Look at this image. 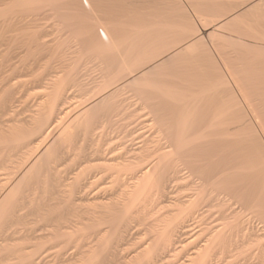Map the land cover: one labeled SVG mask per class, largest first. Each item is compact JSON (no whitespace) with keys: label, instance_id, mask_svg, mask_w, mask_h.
<instances>
[{"label":"rangeland","instance_id":"obj_1","mask_svg":"<svg viewBox=\"0 0 264 264\" xmlns=\"http://www.w3.org/2000/svg\"><path fill=\"white\" fill-rule=\"evenodd\" d=\"M3 1V2H2ZM8 1V2H7ZM16 1H18V0H11V1H9V0H0V10H2V13L4 12V14H2V15H0L1 16V18L3 17H5L6 16V18H4V19H1L0 18V22H2V23H0V26L2 25V27H0L1 28V30L2 31H0L2 34H1V45H2V47H1V50H0V64L1 63H3V65H6V66H2V65H0V89L2 90V91H0L1 93H0V103L1 102H3L6 98H8L9 99V96L11 97V95H12V98H10L11 99V103H12V107L13 108H11V109H13V111H16V112H14V113H9V115L11 114V116H14V117H11V116H9V119L7 118L8 116H4L5 118H6V120L8 119V120H11L12 118H15V117H18V116H15V114L17 113L18 114V111L20 110L21 111V109H22V111H24V114H23V112H21L23 115H24V117L22 116H20V114L21 113H19L18 115H19V118H21L20 120H23L24 118H28V117H30L31 115H32V113L36 110V103H37V100H38V97H40L39 95H42L43 94V92H44V94H45V91H46V94H49V93H51L53 90H52V87L56 84H58V82H60L61 80H66V82L64 83V81H63V83H64V85H66V86H68L69 84H75V86L74 85H69V87L70 86H72V88H70V89H68L67 88V91H66V93L68 92L69 94H66L68 97V103H67V105H66V109H67V111L69 110V111H71V112H69L68 111V113H69V115H70V113H72L73 111H75V112H73L70 116H68V113L66 114L67 115V117H66V119H65V116L66 115H63L64 117H63V119H64V121L62 122V120L61 121H59V123H57L56 125L57 126H59V127H56V125H54L53 127L54 128H52V129H49L48 130V132L46 133V135L41 139V142H42V144H40V146L38 147H36L35 149H34V147H31L29 150L31 151V149H34L35 150V152H34V150H32L31 152L28 150V149H25V152H27V154L26 153H24L25 154V156H24V154H23V152H24V150H22V151H18L19 149H16L15 148V146H12V148H11V146H9V149H10V151H11V149H13V148H15V149H13L12 150V153L15 155V154H17V155H15L16 156V158H15V156H14V160H20L21 158H19V159H17L18 157H20V155H22V156H24L25 158L28 156V154L30 153V154H33V155H35L37 158L38 157H40L39 159H37L36 158V161H34L35 163L37 162V166H36V168L35 167H33V169H34V171H32V173L28 176L29 177V180H30V182H31V180H32V184L28 181V178H25V182H23V180L22 181H20V178H21V173H17V176L15 177L16 179H14V180H12V181H9V180H7L6 181V179H5V181H4V179L2 180V179H0V185H4L5 186V184L7 185L6 186V188H4L3 186H0V199L1 198H3V197H5L4 195H6L12 188L14 189V187H15V185H17L16 186V190H17V188H20L19 187V184H21V185H23L22 186V188H20L18 191H16V190H13V193H16V195H12L11 194V196H13V199H12V197L10 196V199H7L6 200V205H5V203H3V205L0 207V220H2L3 219V221H0V227L1 226H3V225H7L8 223H10V221L12 220V218L14 217H11L12 216V214H13V210H12V208L14 207V205H16V206H18L19 207V205H18V203L19 204H21L20 205V207L21 206H24V203L25 202H27V201H29L30 203L28 204V206L26 205V203H25V205L28 207H26V206H24L25 208H26V211L24 210H21V211H23L24 212V214H23V216L25 215V213L27 214V215H29V213L31 214V215H29V217H28V222L30 223L28 226L26 225V224H24V226L27 228V229H25L24 227H22L23 225H14L15 227H10L8 230L9 231H7V234L8 235H10V236H12L13 235V233H16L15 235H14V237H11L12 239H10L9 241H6V242H3L2 244H1V248H0V264H85L86 263V261L88 260V262L86 263V264H98L97 262H99L100 260H102L101 262H99V264H109L110 262H111V264H117V263H119V264H142L143 262H144V264H146L147 263V261H150V262H148V264H157L158 262V264H191V261H189V258L191 259V257H192V259L194 260L195 259V261H196V263H197V260H198V263L197 264H264V107L262 106V105H264V102L263 101H260V100H256V97H258V99L260 98L261 99V97H264V93H263V96H261L260 97V95L262 94V92H264V11H262V10H264V0H263V2L261 3L262 5L260 6V3H259V7L257 8H254L253 10H252V8H251V6L255 3V1H257V0H153V2H152V0L150 1V0H142L144 3L143 4H141V0H140V2H139V0H138V2L137 3H135V1H128L129 2V4L130 3H134V5L136 4V5H138V3H140L139 5L141 6H139V7H136V6H134V8L132 7V8H130V6L129 7H127V6H124V10L125 11H130V12H127L128 14H131V15H128V14H126V12L124 11V12H122L121 10H120V6L122 7V4L120 5V3L118 4V5H120L119 7H118V10H116L117 8V6H116V4L117 3H115V2H117V0H113V3L115 4V6L116 7H114V4L112 3V1L111 0H106V2H108V4L107 5H105L104 7H103V9L101 8L102 6H103V4H102V6H101V3H98V1L96 0V4H94V5H96V6H99L98 8H99V10L100 11H102L103 12V15L101 16L103 19L104 18H106V16H107V18L110 20V24H108L109 23V20H107V18H106V20H105V22L103 21V20H101L102 18H100L99 19V15H100V11L97 9L96 11L99 13L98 15L96 14V16L95 17H93V16H91V15H89V19L87 18V19H85V17L87 16L86 15V11H87V9L86 8H88V7H86V6H84V5H82L83 7H86V8H83L82 6H80L79 5V7L77 6L79 3L80 4H84V2H78L77 3V1L78 0H75V2H73V0H64V2L65 3H63V0H62V2H61V0H54V2H53V0H48V2H46L47 0H19L18 2H16ZM24 3H23V2ZM27 1V2H26ZM36 1V2H35ZM50 1V2H49ZM79 1H81V0H79ZM104 1L105 0H103V3H104ZM115 1V2H114ZM7 4H5V3ZM20 2H22L23 3V7H22V5H19L20 6V8H19V6H17V3L19 4ZM26 2V3H25ZM42 2H44L43 4H42ZM52 2V3H51ZM63 3V4H61V3ZM118 2H119V0H118ZM121 3H123L122 1H120ZM147 2V3H146ZM160 2V3H159ZM243 2V3H242ZM246 2V3H245ZM251 2V3H250ZM9 3V4H8ZM14 3V4H13ZM22 3H20V4H22ZM39 3V4H38ZM56 3V4H55ZM69 5H68V4ZM94 3H95V0H94ZM151 3V4H150ZM155 3V4H154ZM242 3V4H241ZM248 4V5H245V4ZM3 4V5H2ZM25 4V5H24ZM29 4V6H27ZM36 4V5H35ZM59 4H61V5H59ZM76 4V6L74 7V5ZM106 4V3H105ZM111 4H112V6L114 7H111V10L109 11V6H111ZM145 4V5H144ZM32 5H33V7L34 6H36V7H34V9L32 8ZM38 5V6H37ZM57 5V6H56ZM59 5V6H58ZM71 5H73V7H72V9H70L71 8ZM86 5V4H85ZM131 5V4H130ZM133 5V4H132ZM4 6V7H3ZM68 6V7H67ZM107 6L109 7V8H107ZM2 7V8H1ZM31 9H30V8ZM59 7V8H58ZM125 7H126V9H125ZM146 9H145V8ZM241 7V8H240ZM244 7V8H243ZM14 8V9H13ZM22 8V9H21ZM24 8V9H23ZM69 8V9H68ZM73 8H75V9H73ZM78 8H82V10L81 11H79L80 9H78ZM135 8H137L136 9V11L134 10ZM237 8V9H236ZM249 8V9H248ZM11 9H13V10H11ZM20 9V10H19ZM29 9V10H28ZM77 9V10H76ZM108 11H106V10ZM112 9H115V10H113V11H115V13L113 12V13H111V11H112ZM122 10H123V7L121 8ZM143 9H145L144 11H146V12H144L143 11ZM157 9V10H156ZM260 9V10H259ZM9 12H8V11ZM58 10H60L59 12H58ZM66 10H67V12L68 13H66V15H64L65 14V12H66ZM73 10H75V12H73ZM85 10V11H84ZM140 11V10H142V11H140L139 13L137 12V11ZM149 10H151V11H149ZM250 10V11H249ZM252 10V11H251ZM6 11V12H5ZM12 11V12H11ZM84 11V12H83ZM118 11V12H117ZM158 11L160 12V13H162V14H158ZM217 11H222L221 13H224V14H226V15H224L223 16V14L222 15H220L219 14V12L217 13V14H214L215 12H217ZM232 11H234L233 13H231ZM262 11V12H261ZM79 12V13H78ZM90 12V11H89ZM102 12H101V14H102ZM105 12V13H104ZM148 12L150 13V15H151V17L149 16V15H147V16H145V14H148ZM152 12V13H151ZM213 12V13H212ZM225 12H227V13H225ZM230 14H229V13ZM241 12H244V13H241ZM6 13V14H5ZM83 13V14H82ZM109 13H110V15H109ZM121 13H124V15H123V17L124 16H127V17H124V19H123V17H122V15H120V16H118L119 14H121ZM136 13V14H135ZM141 13H145V14H141ZM157 13V14H156ZM210 13H212V15H211V19L209 18V14ZM69 14H72V16L71 15H69ZM74 14V15H73ZM77 14V15H76ZM88 14H91V13H88ZM106 14V15H105ZM144 17H148V18H143V19H141V20H143V24L140 22V19L139 18H141L142 16ZM153 14V15H152ZM154 14H156V15H154ZM163 14H165V16H163ZM229 14V15H228ZM238 14L241 16H238ZM243 14V15H242ZM64 15V16H63ZM86 15V16H85ZM111 15H117L118 17H120V19L117 17V16H115V17H111ZM137 15V16H136ZM139 15L141 16V17H139ZM205 17H204V16ZM213 15H217L216 17L215 16H213ZM218 15H220L221 17H222V20H220L221 18H220V16H218ZM236 15H237V17H236ZM76 16H77V21H75V19H76ZM80 16V17H79ZM135 16V17H134ZM152 16L154 17V18H156V20L154 19V18H152ZM156 16V17H155ZM203 16V17H202ZM207 16V17H206ZM14 19H13V18ZM71 17H73V18H71ZM117 17V18H116ZM128 17H130V21L131 20H133L132 22H130L128 19ZM133 19H132V18ZM161 19H160V18ZM164 19H163V18ZM216 18V19H214V18ZM234 17V18H233ZM10 20H8V19ZM151 18H152V20H151ZM201 18V19H200ZM213 18V19H212ZM238 18V19H237ZM263 18V19H262ZM13 21H12V20ZM20 19V20H19ZM23 21H22V20ZM24 19H26V20H24ZM80 19H82V20H80ZM92 19H94V21H92ZM97 20V22H96V20ZM126 19V20H125ZM136 19H138L137 21L138 22H136L135 20ZM146 19H148V20H146ZM205 19V20H204ZM210 19V23H208L207 22V20H209ZM6 20H8V21H6ZM72 22H71V21ZM101 20V21H100ZM146 20V21H145ZM191 20H192V23H190L191 22ZM214 20H217V21H214ZM219 20H220V22H219ZM225 20L227 21V23H228V25L226 24V26L227 27H225L224 28V26H219L221 23H223V22H225ZM230 20V21H229ZM263 22H262V21ZM6 23H5V22ZM21 21L23 22V23H21ZM24 21H26V22H24ZM84 21V22H83ZM106 21H108V22H106ZM116 21H118V22H116ZM120 21V22H119ZM127 21V22H126ZM157 21V23H154V22H156ZM186 21H188V22H186ZM213 21H214V25H213ZM234 21V22H233ZM12 22H14L15 24H13ZM77 22V23H76ZM80 22H81V25H80ZM83 22V23H82ZM91 22V23H90ZM138 26L137 28H136V26L134 25V23ZM148 22H150V24L148 23ZM206 22L208 23V25H206ZM217 22V23H216ZM220 24H219V23ZM232 22V23H231ZM89 23V24H88ZM98 23H100V24H98ZM146 23H148V24H146ZM151 23H152V26L155 28V29H151L152 31L153 30H156V27L158 28L153 34L152 33H150V35L149 36H152V39H149V40H152L151 42L153 43L154 42V44L152 45V46H154L153 48L154 49H157L156 47H158L160 50H161V53H160V55H161V57H160V60L159 61H157V62H155V63H152V64H154V65H146L145 67L146 68H142V67H137L139 70H137V73H135V75H134V77L136 76L137 77V80H138V82L137 83H135V82H133L136 86H137V88H135L136 86L132 83V85H131V83H130V85H128V84H126L127 82V80H133L134 79V77H129V78H125V77H127V76H125V73L124 74H121V72L125 69L126 70V68H129V67H131L132 66V64H131V62L132 61H134V59L136 58V60H135V63L136 62H138L137 64H139V61H140V59H139V57L138 56H140V57H142L143 58V56L144 55H141V54H143V53H140V55H139V53L138 54H135L134 53V55H133V53H132V51L134 52V51H137V50H129V49H127V50H129V51H126V48H124V49H122V44H124L125 45V43L127 44V42H124L123 43V41L126 39V37L128 38L130 35H133L134 37V39L133 40H135L136 39V37L139 35V32H140V34L143 32V29L142 28H144V29H146V28H148L149 30H150V26H151ZM154 23V24H153ZM181 23H187V24H189V26L187 25V24H185L186 25V27L187 28H191V27H194V29H195V25H196V27L198 28V30H197V28H196V30H192V29H188V30H190L191 31V33H192V31H193V33L195 34V38H194V40L193 41H190V42H188V43H186L185 45H184V42H183V45L182 46H172V44H174L175 45V43H177V45H178V43H180V42H176V41H174V40H178V38L176 37V38H174L175 36H176V34H177V32H178V30L180 31V29L179 28H185V25L184 24H181ZM196 23V24H195ZM204 23V24H203ZM217 25H216V24ZM10 24V25H9ZM119 24V25H118ZM121 24V25H120ZM129 24H130V26H129ZM133 24V28H132V25ZM145 24V25H144ZM156 24H157V26H156ZM190 24H191V26H190ZM14 25V26H13ZM107 25H109V26H107ZM159 25V26H158ZM205 25H206V28H205ZM211 27H210V26ZM9 26H10V28H9ZM18 26V27H17ZM86 26V27H85ZM100 29V30H98V28ZM117 26V27H116ZM139 26H140V29L142 30V32H141V30L140 29H138L139 28ZM146 26V27H145ZM147 26H149V27H147ZM162 26V29L160 28ZM209 26V27H208ZM263 26V27H262ZM5 27V28H4ZM17 29H16V28ZM104 27H106V28H110L111 29V31L112 30H114L115 28L117 29V28H120V27H122L121 29H123L122 31H121V29H115L116 31H115V33H114V31H110L111 33H108L109 31L106 29V28H104ZM124 27V28H123ZM215 27V28H214ZM4 28V29H3ZM7 28H8V30H7ZM19 28V29H18ZM86 28V29H85ZM92 28V30L93 29H96V31H94V32H92L90 29ZM102 28V29H101ZM128 28V29H127ZM160 28V29H159ZM204 28H205V30H204ZM260 28H261V30H260ZM106 29V30H105ZM126 29H127V31H129V32H127L126 31ZM135 29H137V30H140L139 32L138 31H136ZM148 29H146V30H148ZM175 29V30H174ZM176 29H177V32H176ZM216 29V30H215ZM223 29V30H222ZM10 30V31H9ZM88 31V33H87V31ZM103 30V31H102ZM121 32H124V31H126V32H124V33H121L120 34V31ZM145 30V32H144V34L147 32ZM149 30H148V33H149ZM160 30V31H159ZM171 30H172V32H171ZM174 30V31H173ZM215 30V31H214ZM108 31V32H107ZM135 31V32H134ZM189 31V32H190ZM194 31H198V32H194ZM218 31V32H217ZM256 31H258V32H256ZM261 31V33H259ZM36 32H37V35H36ZM81 32H83V33H81ZM92 32V33H91ZM107 34H106V33ZM137 32H138V35L136 36V34H137ZM151 32V31H150ZM159 32V33H158ZM205 32V33H204ZM212 32V33H211ZM213 32H214V35H213ZM222 32V33H221ZM32 33V34H31ZM105 33V34H104ZM130 33H132V34H130ZM135 35H134V34ZM148 33H146V34H148ZM161 33L164 35H161ZM173 33V34H172ZM198 33V34H197ZM201 33V34H200ZM209 33V34H208ZM35 34V35H34ZM88 35L87 37H85V35ZM90 34V35H89ZM99 34H100V36H101V38H100V36H99ZM102 34V35H101ZM109 34V35H108ZM110 34H114V37H115V35L117 34V40L115 39V38H113V35H110ZM126 36V34H127V36L125 37L124 35ZM129 34V35H128ZM143 34V35H144ZM160 34V35H159ZM166 34V35H165ZM172 34V35H171ZM193 34V35H194ZM219 34V35H218ZM257 34H259V37L257 36ZM262 34H263V38H262V40H261V38H260V36H262ZM27 35H29V37L27 36ZM98 35V36H97ZM123 35V36H122ZM153 35H154V37H153ZM170 35V36H169ZM199 35V36H198ZM92 36V37H91ZM98 38H100V39H98ZM107 37L106 39L104 38V37ZM113 38H111V37ZM120 36V37H119ZM140 36H142V34L140 35ZM139 36V37H140ZM146 36V35H145ZM157 36V37H156ZM223 36V37H222ZM257 36V39L256 40H254L255 39V37ZM88 37H89V39H88ZM143 37V36H142ZM160 37V39L158 40L157 38H159ZM165 37V38H164ZM199 39H198V38ZM25 38L27 39L28 38V40H25ZM38 38V40H36V39ZM145 38H148L147 36L145 37ZM145 38H143V39H145ZM151 38V37H150ZM154 38V39H153ZM164 38V39H163ZM168 38H170L169 40H167ZM174 38V39H173ZM204 38V39H203ZM258 38H260V39H258ZM32 39H33V41H32ZM83 39V40H82ZM93 41V42H91V40ZM96 41H95V40ZM102 39L104 40V41H102ZM123 40L121 43H119V41L120 40ZM132 39V37L131 38H129V40H127V41H129L128 42V44L129 43H131V44H129V45H126V46H129V48H131L130 46H133V45H135L136 43H134V41L133 40H131ZM140 39H141V37H140ZM142 39V40H143ZM166 39V40H165ZM203 39V40H202ZM24 40H25V42H24ZM113 40H115V42L117 43V41H118V43L117 44H119L118 45V49H120V50H123V51H119V50H116V47H114L115 45H116V43L113 41ZM131 40V41H130ZM141 40V41H142ZM148 40V39H147ZM149 40H148V42H149ZM162 40V41H161ZM197 41V44L199 43V46L196 44H193V45H195V46H197L196 48H195V46H193L192 48H191V51L188 49V47H187V44H188V46L190 45V44H192V43H194V42H196ZM259 41V43H258V41ZM22 41V42H21ZM40 41V42H39ZM109 41V42H108ZM111 41V42H110ZM132 41H133V45H132ZM138 41V39L135 41V42H137ZM156 41V42H155ZM164 41H166V43L164 42ZM180 41V40H179ZM199 41V42H198ZM201 41H202V43L203 44H206V47H205V50L203 49L204 48V46L203 45H201L202 43H201ZM30 42H32V44L30 43ZM34 42V43H33ZM49 43V45H48V43ZM96 42H98V43H95ZM140 42V41H139ZM159 42V43H158ZM23 43V44H22ZM94 43V44H93ZM102 45H101V44ZM104 43V44H103ZM108 43L110 44V46H112V48H114L113 50L112 49H110V48H108L109 47V45H108ZM115 43V44H114ZM158 43V44H157ZM190 43V44H189ZM27 44V45H26ZM113 44V45H112ZM160 44H161V46H160ZM164 44H166V45H164ZM180 44H182V43H180ZM22 47H21V46ZM31 45V46H30ZM42 45V46H41ZM80 45V46H79ZM85 47H84V46ZM88 45V49H87V46ZM94 45V46H93ZM98 45H100V46H98ZM106 45H107V48H108V50H110V51H112V52H110V51H107L105 48H106ZM168 45H170V46H172L171 48H170V46L169 47H167ZM125 46V47H126ZM162 46H165L166 47V50L162 47ZM202 46V47H201ZM18 47H21V48H18ZM29 47H30V49H29ZM40 47H41V49H40ZM124 47V46H123ZM186 47H187V49H186ZM198 47H199V49H198ZM100 48H102V50H105V51H102L101 52V50L100 51H98ZM162 48V49H161ZM174 48V49H173ZM184 48V49H183ZM207 48V49H206ZM17 49V50H16ZM20 49H21V52H20ZM27 51H26V50ZM93 50V51H91L90 52V50ZM98 49V50H97ZM169 49V50H168ZM178 49V50H177ZM180 49H183V50H180ZM194 49V50H193ZM3 50V51H2ZM16 50V51H15ZM34 50V51H33ZM42 50H43V54H42ZM114 50H116V51H114ZM125 50V51H124ZM171 50V51H170ZM179 50H180V52H182V53H179L178 54V52H179ZM187 50H189L188 52H187ZM196 50H197V53H196ZM15 51V52H14ZM24 51H26V54H25V52ZM32 51V52H31ZM85 51V52H84ZM89 51V52H88ZM158 51V50H157ZM168 51V52H167ZM193 51V52H192ZM199 51V52H198ZM18 52V53H17ZM28 52V53H27ZM30 52V53H29ZM46 52V53H45ZM89 54H88V53ZM96 54H95V53ZM105 52V53H104ZM118 52V53H117ZM121 52V54H119ZM124 52V53H123ZM125 52H127L126 54H125ZM137 52H139V51H137ZM141 52H144V54L146 55V59L148 58V56H150V55H147V53L149 54V52H145V51H141ZM165 52V53H164ZM176 52H177V54H176ZM190 53V55L189 54H184V53ZM13 53V54H12ZM50 53V54H49ZM75 55H74V54ZM85 53V54H84ZM131 53V54H130ZM163 53V54H162ZM175 54V57H173L172 55H174ZM195 53V55L194 56H192L191 54H194ZM198 53H199V55H198ZM205 53V54H204ZM2 54V55H1ZM24 54V55H23ZM31 54V55H30ZM71 54V55H70ZM99 54H102V57H101V55H100V57H98V56H95V55H99ZM104 54H108V56L106 55V56H104ZM111 54H113V55H111ZM117 54V55H116ZM118 54H119V56H118ZM124 54V55H123ZM133 57H131L130 55ZM164 54H166V55H164ZM15 57H14V56ZM21 55H22V57H21ZM38 55V56H37ZM44 55V56H43ZM55 55V56H54ZM110 55V56H109ZM130 56V59H129V57H127V56ZM178 55V56H177ZM5 57V59L4 58H2L1 59V57ZM20 56V57H19ZM46 56H49V57H46ZM59 56V57H58ZM118 56V57H117ZM163 56V57H162ZM171 56V57H170ZM9 57V58H8ZM24 57V58H23ZM62 57V59H60ZM73 57V58H72ZM74 57H76V59H78V60H75L74 59ZM122 57V58H121ZM127 57V59H125ZM135 57V58H134ZM137 57H138V61H137ZM169 57V58H168ZM173 57V58H172ZM26 58V59H25ZM29 59V61H28V59ZM34 58V59H33ZM41 58V59H40ZM50 58V59H49ZM64 58H65V60H64ZM68 58V59H67ZM72 60H71V59ZM98 58V59H97ZM114 58V59H113ZM115 58H117V60H115ZM121 58V59H123L122 61L124 62V61H126V60H128L129 59V61H126V63L124 62V64H128V65H124L123 66V63H122V61H121V59L119 60V59ZM144 58H145V56H144ZM165 58H166V60H165ZM14 59V60H13ZM37 59V60H36ZM43 59H44V61H43ZM50 60V62H48V60ZM9 60V61H8ZM23 60V61H22ZM27 60V61H26ZM33 60V61H32ZM62 60H64L65 61V63H64V61H62ZM76 61V63H78V64H73L74 63V61ZM113 60V61H112ZM114 60H115V62H114ZM119 60V61H118ZM131 60V61H130ZM163 60V61H162ZM13 63H12V62ZM35 61H37V62H35ZM70 61H72V62H70ZM107 61H109V62H107ZM112 61V62H111ZM117 61V62H116ZM162 61V62H161ZM10 62V63H9ZM18 62V63H17ZM25 62V63H24ZM46 63V64H44V63ZM70 62V63H69ZM80 62V63H79ZM129 62H130V64H131V66H130V64H129ZM21 63V64H20ZM23 63V64H22ZM28 63V64H27ZM33 63V64H32ZM51 65H50V64ZM63 63V64H62ZM105 63L108 65V63L109 64H111V66L110 65H108L107 66V68H105L106 66H105ZM119 63V64H118ZM121 63V64H120ZM157 63H159V64H157ZM163 63H164V65H163ZM10 64H11V66H10ZM31 64V65H30ZM36 65L35 66V68H34V66L33 65ZM57 64V65H56ZM62 64V65H61ZM70 64H72V65H70ZM133 64H134V62H133ZM17 65V66H16ZM23 67H22V66ZM26 65V67L24 68V66ZM56 65V66H55ZM75 65H77L76 66V69H77V67L79 66L80 67V69L78 68L77 69V71H75V70H73V71H75L74 73V76H75V79H74V76L72 75H70V72L72 71V68L73 69H75L74 67H75ZM116 65V66H115ZM123 67H122V66ZM157 65H159V66H157ZM11 68H10V67ZM13 66H15V68L13 67ZM19 66H20V68H19ZM29 66V67H28ZM30 66H32V68H33V70H32V68L30 67ZM54 66V67H53ZM63 66H64V68H63ZM69 66V67H68ZM101 66V67H100ZM115 66V67H114ZM118 66H120V67H118ZM125 66H126V68H125ZM155 66V67H154ZM157 66V67H156ZM31 68V70H29L28 68ZM59 67V68H58ZM67 67V68H66ZM111 67V69L112 70H110V69H108V68H110ZM122 67V71H120V69H118V68H121ZM152 68L151 69V71H149L150 70V68ZM160 67V69L158 70V68ZM6 68V69H5ZM13 68V69H12ZM16 68H18V70L20 71H18V70H15ZM26 68L28 69V70H26ZM61 68H63V69H61ZM68 68H70V70L68 69ZM142 68V69H141ZM154 68V69H153ZM157 68V69H156ZM9 69V70H8ZM51 69V70H50ZM53 69V70H52ZM56 69V70H55ZM67 69V70H66ZM106 69V70H105ZM107 69H108V73L110 74V76H109V74L106 72L107 71ZM114 69H116L115 71H114ZM14 72H13V71ZM22 70V71H21ZM39 70H40V72H39ZM41 70H43V71H41ZM50 70V71H49ZM64 70V71H63ZM124 70V71H125ZM152 70H155V74L157 75H155L154 74V72L152 73ZM157 70V71H156ZM15 71H17L16 73H15ZM33 73V75H32V73L30 74V77L28 76L29 75V73ZM52 71H54V72H52ZM67 71V72H66ZM70 71V72H69ZM73 71H72V73H73ZM123 71V72H124ZM140 71V72H139ZM10 74V76L12 75V79L13 78H15L16 79V81L14 82V80H10V77H9V79L7 80V81H11L12 82V84L11 83H9V82H7V86H6V82H4L6 79H7V75H9L8 73ZM26 72V73H25ZM37 72V73H36ZM47 72V73H46ZM49 72V73H48ZM51 72V73H50ZM69 72V73H68ZM78 72H80V73H78ZM104 72H106V74L104 73ZM117 72V73H116ZM140 74H139V73ZM148 73V72H151L154 76H151V75H149L150 77L148 78V75L147 74H144V73ZM3 73V74H2ZM21 73H25V75H23V76H25V78H23L22 77V75H20ZM38 73H43V74H45V76L44 77H42V75H40V74H38ZM54 73V74H53ZM65 73L66 74H69L70 76H66L65 75ZM71 73V74H72ZM78 73V74H77ZM116 75H115V74ZM120 73V74H119ZM141 73L145 76H142L141 77V79H140V77H139V75L141 76ZM150 73V74H151ZM14 74V75H13ZM16 74H18V76L16 75ZM28 74V75H27ZM36 74V75H35ZM47 74H49V75H47ZM58 74V75H57ZM108 74V76L106 77L105 75H107ZM120 76H119V75ZM128 74V72L126 73V75ZM137 74V75H136ZM179 74V75H178ZM15 75H16V77H15ZM32 75V76H31ZM50 75H52V76H50ZM62 75H64V76H62ZM78 75H80V76H78ZM114 76V78H115V76H118V78H117V80L119 79L120 80V82H118L117 80H113V77L112 76ZM121 75H124L123 77V80L125 81H123V80H121L122 79V76ZM176 75V76H175ZM14 76V77H13ZM19 76H21V77H19ZM27 76V77H26ZM39 76H40V78H39ZM50 76V77H49ZM56 76H58V77H56ZM157 78H156V77ZM222 76V77H221ZM2 77V78H1ZM3 77H5V79L3 78ZM17 77H18V79H17ZM49 77V78H48ZM55 78V79H53L52 80V78ZM77 77V78H76ZM79 77V78H78ZM100 77H102L101 79H100ZM105 79H104V78ZM138 77H139V79H138ZM20 78V79H19ZM23 80H22V79ZM38 78V80H44L45 78V80L42 82L43 83V85L42 84H40L39 86L40 87H43V89H41V90H35V92L33 93V91H31L29 94H27L28 92H25L24 90H22V88H23V85L24 84H26V83H28V81L29 80H34V81H36V79ZM48 78V79H47ZM51 78V79H50ZM110 78H112V79H110ZM131 78H133V79H131ZM147 78V79H146ZM177 78H179V80H177ZM2 79L4 80V81H2ZM28 80V81H26V80ZM59 79V80H58ZM108 79H110L109 81H108ZM151 79L152 80H154V82L153 81H151ZM221 79V80H220ZM17 80H18V82H17ZM37 80V81H38ZM82 80V81H81ZM106 80V81H105ZM113 80V81H112ZM145 80H147L149 83L151 82V85L150 84H148L149 86H146L147 85V83L148 82H146ZM159 80V81H158ZM170 81V82H168V81ZM185 80V81H184ZM223 80V81H222ZM52 82H54V83H52V84H54L53 86L52 85H50ZM58 81V82H57ZM68 81V82H67ZM78 81H80V83H83V84H78L79 82ZM97 83H96V82ZM105 81V82H104ZM110 81H112V82H110ZM115 81H116V83H115ZM141 81H143V83H144V86H143V83L141 82ZM156 81V82H155ZM161 81L163 82V83H165L166 82V85H168L169 86V89H171L172 88V85H174L175 86V84H179L180 85V83H182V82H184V83H182V87H180L179 85H177V86H173L174 87V90H172V92H173V94L179 89V88H182V89H180V90H182V91H180V90H178V94H176V99H172L171 101H166V100H164V101H162L163 103H164V105H163V107L161 106V103L162 102H159V104H158V100H160V99H153V100H150V99H148L147 101H145L146 99H147V94L146 93H148V91H147V89L148 88H150V87H152V86H156V84H157V86L159 85L160 86V83H161ZM173 81H175V83L173 82ZM5 83V87H6V89L8 88V86H9V89H12V90H8L7 92L6 91H4L5 92V94L3 93V90H4V88L2 89L1 88V86H4V83ZM14 82V83H13ZM22 82V83H21ZM77 82V83H76ZM100 84H99V83ZM108 82H110V87L108 86ZM130 82V81H129ZM141 82V83H140ZM187 82V85H190L192 88H190V86H187L185 83ZM219 82V86H221L220 87V90H216V89H218L219 87H218V85H217V83ZM2 83V84H1ZM60 83H62V82H60ZM59 83V84H60ZM67 83V84H66ZM102 83V84H101ZM103 83L106 85V87H104L103 86ZM118 83H120V84H118ZM153 83H155V84H153ZM163 83H161V87H163L164 88V86H165V84H163ZM221 83L223 84V83H225V84H223V85H225V86H222L221 85ZM9 84V85H8ZM20 84V85H19ZM128 85V86H130V87H128L127 86V88L125 87L126 85ZM141 86H140V85ZM169 84H171V85H169ZM217 86H216V85ZM256 84V85H255ZM48 85H50V86H52V87H50V86H48ZM55 85V86H56ZM80 85L82 86V88H80ZM85 85V86H84ZM87 85V86H86ZM116 85V87H112V86H115ZM139 85V86H138ZM213 85L215 86L214 88H213ZM48 86V87H47ZM79 86V87H78ZM94 86V87H93ZM107 86L109 87V88H107ZM135 86V87H134ZM168 86H166V87H168ZM186 86V87H185ZM255 86L257 87V89L259 90V92H257V89L255 88ZM45 87H47V89H45ZM49 87H50V91L48 92V89H49ZM75 87V88H74ZM90 87H91V89H90ZM99 87V88H98ZM102 87H104V89L102 88ZM112 87V88H111ZM121 87H123L124 88V93L122 92L123 90L121 89L120 91H121V93H120V91L118 92L116 89H120ZM131 87H133V88H135L136 90L138 89V87L140 88V87H148V88H146V90L145 89H143V88H140V89H138V91H135V89H133V88H131ZM171 87V88H170ZM207 87V88H206ZM210 87H212V88H210ZM218 87V88H217ZM255 89H254V88ZM18 88V89H17ZM87 88V89H86ZM100 88L101 89H103V90H100ZM129 88H131L130 90H129ZM188 88V90H190V89H192V91L190 90V92H188V90L186 91V89ZM204 88H205V90L206 91H203L204 90ZM216 88V89H215ZM227 88V89H226ZM261 88V89H260ZM17 89V90H16ZM45 89V90H44ZM74 89L76 90V89H78V90H76L75 92H74ZM81 89H83V90H81ZM84 89H86V90H84ZM94 89V90H93ZM96 89V90H95ZM107 89V90H106ZM125 89H126V91H125ZM134 91H133V90ZM211 89H215L216 91H218L217 93H216V91L215 90H212V95L211 94H209V95H205V94H203V96H207L206 97V100L207 101H205L204 99H205V97H202V95H200V94H202V92H207V90H208V92L210 93L211 91H209V90H211ZM223 89V90H222ZM22 90V91H21ZM71 90V91H70ZM81 90V91H80ZM89 90V91H88ZM100 90V91H99ZM114 90H115V92H114ZM127 90H128V92H127ZM145 90V91H144ZM193 90H194V93H192L193 92ZM241 90H244V91H241ZM256 90V91H255ZM263 90V91H262ZM15 91V92H14ZM36 91H37V93H36ZM41 91V92H40ZM43 91V92H42ZM78 91V92H77ZM116 91L118 92V95L117 94H115L116 93ZM147 91V92H146ZM179 91L180 92H182V93H180L179 94ZM183 91H186V93L185 92H183ZM197 91H200V92H197ZM214 91V92H213ZM219 91H223V93H221V92H219ZM256 93V95L255 94H253L254 92ZM14 92V93H13ZM19 92H20V94H19ZM25 92V93H24ZM39 92V93H38ZM48 92V93H47ZM72 92H74V93H72ZM97 92H99L98 93V98H96V96L95 95H97ZM113 92H114V94L116 95V96H113ZM127 92V93H126ZM133 94H132V93ZM142 92H146L145 94H146V97H145V95H144V97L142 96L143 94H142ZM253 92V93H252ZM12 93V94H11ZM32 93H33V95H32ZM88 93H90L89 95H88ZM100 93H101V95H100ZM103 93V94H102ZM137 93V94H136ZM183 93H185V95H183ZM190 93V94H189ZM216 95H215V94ZM221 93V94H220ZM258 93H260V95L258 94ZM24 96H23V95ZM34 94H36L35 96H34ZM39 94V95H38ZM87 94V95H86ZM108 94V95H107ZM119 94H121V96H119ZM128 94V95H127ZM193 94V95H192ZM247 94V95H246ZM252 95L253 94V96H250V95ZM259 96H258V95ZM22 95V96H21ZM91 95H92V97H94V98H92L91 97ZM122 95H124V96H122ZM127 95V96H126ZM132 97H131V96ZM134 95H137L138 96V98H136V96H134ZM183 95V96H182ZM186 95H189V97L188 96H186ZM196 95H200L201 97H200V101L199 100H197V103H196V99H197V97H196ZM214 95H215V99H216V101H217V103H216V101L214 100ZM223 95V96H222ZM255 95V96H254ZM33 97V99H31L32 97ZM38 96V97H37ZM75 96V97H74ZM80 96V97H79ZM85 97V99H82V98H84ZM110 96V97H109ZM128 96H129V98H128ZM141 97V100L139 99L140 97ZM179 96H180V98H179ZM191 96V97H190ZM193 96V97H192ZM194 96L196 97V98H194ZM208 96H211V97H208ZM216 96H218L217 98L219 99V98H221V99H219V100H217V98H216ZM221 96V97H220ZM245 96H249V97H245ZM20 97V98H19ZM22 97V98H21ZM79 97V98H78ZM102 97H104V98H102ZM115 97H118L117 99L115 98ZM123 97H124V99H123ZM126 97V98H125ZM133 97H135V98H133ZM186 97V98H185ZM232 97V98H231ZM235 97V98H234ZM255 98V100L256 101H254V98ZM27 100H25V99ZM72 98V99H71ZM87 98V99H86ZM107 98H109V100L107 99ZM112 98H113V100H112ZM131 98V99H130ZM178 98V99H177ZM183 98H184V100L186 99H188V98H190V99H188V101H190V102H188V103H185L186 102V100L184 101L183 100ZM198 98H199V96H198ZM204 98V99H203ZM211 98H213V100H214V102L215 103H213V107H211L210 106V104H211V102L209 101V99L211 100ZM253 98V99H252ZM12 99H14V101L12 100ZM16 99H18V100H16ZM20 99H22V101L20 100ZM30 99H31V102H30ZM122 99V100H121ZM127 99H129V101L127 100ZM193 99V100H192ZM237 99V100H236ZM264 99V98H263ZM16 100V101H15ZM86 100H88L87 102H86ZM91 100V101H90ZM93 100V101H92ZM95 100V101H94ZM98 100V101H97ZM105 100V101H104ZM107 100H108V104H107ZM118 100V101H117ZM128 101L127 103H126V101ZM137 100V102H135ZM155 100H157V101H155ZM173 100L175 101V102H173ZM183 100V101H182ZM213 100H212V102H213ZM221 100V101H220ZM23 101H25V102H23ZM36 101V102H35ZM97 101V102H96ZM113 103H112V102ZM142 101H144L143 103H142ZM152 101V102H151ZM153 101H155V102H153ZM180 101H182V103L184 104V106H183V104L182 103H178V102H180ZM199 101V102H198ZM203 101H205V103L206 102H209L210 104H207L206 103V110H204V108H202V107H205V104H204V102ZM219 101L220 102H222V104L220 103L219 104ZM14 102V103H13ZM19 102H21V103H19ZM71 102V103H70ZM101 102H102V104H101ZM111 102V103H110ZM114 102H117V105H116V103H114ZM121 102V103H120ZM130 102H132V107L131 106H129V103ZM165 102H167L166 104H165ZM204 104H202V103ZM247 102H251V104L250 105H253V103H254V105H253V107L256 109V107H257V111L256 112H258V113H256V114H258V116H259V118H257L255 115L256 114H254V110L253 109H251L252 107L250 106V105H248L249 103H247ZM11 103H10V106H11ZM22 103H24V104H22ZM30 103H31V106H32V108H31V106H30ZM76 103V106L74 105ZM124 103H126L125 105H127L128 104V106H125L124 105ZM171 103H174V104H177V107L176 106H174L173 104H171ZM196 105V106H193L194 104ZM233 103V104H232ZM19 104H21L20 106H19ZM27 104V105H26ZM35 105V108H33L34 107V105ZM69 104V105H68ZM73 104V105H72ZM83 106H82V105ZM106 104V105H105ZM109 104H110V106H109ZM146 104V105H145ZM158 104V105H157ZM180 104V105H179ZM188 104V105H187ZM190 104V105H189ZM193 104V105H192ZM200 104V105H199ZM215 104V105H214ZM229 104H230V106H233V108L231 107V109H232V111L231 110H229L228 112H226V110H227V108L228 107H230L229 106ZM234 104H236L235 106H234ZM23 105V106H22ZM72 105V106H71ZM108 105V106H107ZM112 105H114V106H112ZM130 105H131V103H130ZM142 105H143V107H142ZM144 105H145V107H144ZM191 105H192V107H191ZM199 105V108L201 107L205 112H207L208 110H210L209 112H211V113H205V115H207L208 116V118H206L205 117V115L202 113L203 111H202V109L200 110V109H198L197 108V106ZM212 105V104H211ZM218 105V107H216V108H218V109H216L215 108V106H217ZM238 105V106H237ZM255 105H257L256 107H255ZM30 107L29 109L28 108H26V107ZM77 106H79V107H77ZM96 106H98V108L96 107ZM110 107V108H107V110H104V109H106V107ZM112 106V107H111ZM153 106H155V107H153ZM158 106H159V108H158ZM180 106V107H179ZM187 106V107H186ZM208 106H210V108H208ZM228 106V107H227ZM240 106H242V107H240ZM17 107L19 108V109H17ZM22 107H24V108H22ZM73 108V110H72V108ZM82 107V108H81ZM85 107V108H84ZM90 107V108H89ZM94 107H96L97 109H95ZM103 107H105V108H103ZM124 107V108H123ZM129 107V108H128ZM141 107V108H140ZM168 107V108H167ZM183 107V108H182ZM192 109H191V108ZM196 107V108H195ZM227 107V108H226ZM235 107H236V109L237 110H235V111H239L240 112V109L239 108H241V112L238 114L237 112H234V109H235ZM239 107V108H238ZM243 107H244V109H245V111H244V109H243ZM21 108V109H20ZM69 108H71V109H69ZM77 108V109H76ZM92 108H94V111H96V113L95 112H91V110H92ZM114 108H116L115 110H114ZM122 108V109H121ZM128 108V109H127ZM135 108V109H134ZM146 108H148V109H146ZM163 108V109H162ZM166 108V109H165ZM173 108V109H172ZM177 108V109H176ZM180 108V109H179ZM15 109V110H14ZM27 109V110H26ZM80 109V110H79ZM81 109H83L82 111H81ZM100 109H103L102 111H105L104 112V114H103V112L100 110ZM108 109H110V110H108ZM120 109H121V111L123 112H121L120 111ZM125 109V110H124ZM141 109V110H140ZM151 109V110H150ZM154 109V110H153ZM172 109V110H171ZM183 109V110H182ZM185 109V110H184ZM188 109V110H187ZM191 109V110H190ZM194 109H195V114H194ZM222 109H223V111H222ZM229 109V108H228ZM33 111V112H28V111ZM131 110V111H130ZM133 110V111H132ZM143 110H145L146 112V114H148V115H146L145 113H144V111ZM148 110V111H147ZM156 110H157V112H156ZM180 110H182V111H180ZM250 110H252V111H254V112H251ZM19 111V112H20ZM84 111V112H83ZM87 111H89V112H87ZM108 111H111V112H108ZM114 111V112H113ZM126 111V112H125ZM130 111V112H129ZM135 111V112H134ZM137 111V112H136ZM141 111H143V113L141 112ZM153 111V113H151V114H149V112H152ZM168 111V112H167ZM177 111V112H176ZM178 111L179 112H182V113H180V114H182V115H180L179 113H178ZM187 111H188V113H187ZM190 111V112H189ZM197 111V112H196ZM221 111L223 112L222 114H221ZM231 111V112H230ZM28 112V113H27ZM79 112V113H78ZM83 112V113H82ZM86 112H87V115L88 116H86L85 114H86ZM101 112H102V115H101ZM106 112H107V115H106ZM113 112V113H112ZM128 112V113H127ZM154 112L158 115V117H157V115L156 114H154ZM158 112H160V113H158ZM163 112H165V113H163ZM166 112H167V114H166ZM173 112V113H172ZM186 112V113H185ZM191 112H193V113H191ZM200 112V113H199ZM26 113V114H25ZM82 113V114H81ZM114 113H115V116H114ZM116 113H118V114H116ZM136 113V114H135ZM138 113V114H137ZM169 113V114H168ZM172 113V114H171ZM185 113V115L183 116V114ZM191 115H190V114ZM199 113V114H198ZM204 115L203 116V118H204V120H205V123L206 124H208V125H203L202 126V122H204V120H202V114ZM235 113H237L236 115H233V114H235ZM246 113V114H245ZM254 114V116H253V114ZM78 114V115H77ZM82 116H81V115ZM98 114V115H97ZM100 114V115H99ZM120 114V115H119ZM125 116L126 117V119L125 118H123V116ZM131 114V115H130ZM141 114V115H140ZM153 114V115H152ZM160 114H162L161 116H160ZM164 114V115H163ZM187 114H189L191 117H192V119H191V117L190 116H188ZM194 114V115H193ZM221 114V115H220ZM248 114V115H247ZM250 114V115H249ZM77 117H76V116ZM81 116V118H80V116ZM84 115V116H83ZM95 115L97 116V117H95ZM127 115V116H126ZM129 115H130V117H129ZM145 115V116H144ZM152 115V116H151ZM166 115H168V116H170V117H167ZM177 115H179V118H180V120H178V116ZM198 115H201V116H198ZM245 116V117H242L241 118V116ZM26 116V117H25ZM73 116V117H72ZM75 116V117H74ZM100 118H99V117ZM101 116H103V117H101ZM119 116V117H118ZM132 116V117H131ZM134 116H136V117H134ZM141 116V117H140ZM147 116V120L144 118V117H146ZM175 117V119H174V117ZM185 116L187 117V118H185ZM196 116V117H195ZM197 116L199 117V118H201V122H200V119H197ZM213 116H214V118H213ZM2 118V119H4L5 120V118ZM10 117H11V119H10ZM82 117L84 118V119H82ZM89 117V119L92 121V118H96V119H93V121H92V124H89V123H91V121L89 120V122L87 121L88 118ZM117 117V118H116ZM140 117V118H139ZM152 117V118H151ZM160 117H161V120H160V122L158 121L159 119H160ZM167 119H166V118ZM216 117H217V119H216ZM221 117H223V118H221ZM18 118V119H19ZM23 118V119H22ZM97 118H99V119H97ZM129 118H131V119H129ZM151 118V119H150ZM153 118H156V119H153ZM157 118H159V119H157ZM162 118L165 120V121H163L162 120ZM185 118V119H184ZM17 118H15V121H14V123L18 120H16ZM73 119V120H72ZM85 119H86V121H85ZM150 119V120H149ZM170 119V120H169ZM177 119V120H176ZM191 119V120H190ZM197 119V120H196ZM208 119V120H207ZM216 119V120H215ZM220 119V120H219ZM243 119L245 120V121H243ZM14 120V119H13ZM19 120V121H20ZM76 120V121H75ZM85 122H84V121ZM96 120H97V122H96ZM103 122H102V121ZM158 121L157 123L156 122H154V121ZM185 120V121H184ZM187 120V121H186ZM67 121V122H66ZM72 121V122H71ZM83 121V122H82ZM95 121V122H94ZM163 123H162V122ZM166 121H167V123H166ZM169 121H171V122H169ZM175 121L177 122V124L175 125ZM182 121H184V122H182ZM195 121V122H194ZM199 121V122H198ZM208 121V122H207ZM216 121V122H215ZM246 121H249L248 122V124H247V122ZM68 122H70L71 124L72 123H74V125H70V123H68ZM102 124H101V123ZM152 122H154V123H152ZM178 122L180 123V122H182V123H180V124H178ZM186 122H188L187 124H186ZM194 122V123H193ZM197 122L199 123V125L197 124ZM242 122V123H241ZM245 122H246V124L247 125H245ZM250 122H251V125H250ZM16 123H18V122H16ZM78 123V124H77ZM82 123V125H80ZM165 123V124H164ZM171 123V124H170ZM173 123V124H172ZM197 124V126L199 127L200 125V130H199V133L201 134V135H204V136H206V137H204V138H202V139H204L205 141H206V143H207V140H208V144H210V146H213V144H215V146H217V148H218V150L216 149V150H214L216 147L215 146H213V147H209V145H208V147H209V150L208 149H204V148H202L203 147V144H204V146H206L207 144L203 141V140H199V138H201L200 136V134L199 133H196V131L198 130L196 127V124ZM201 123V124H200ZM204 123V124H205ZM214 123V124H213ZM215 123H217V124H215ZM242 125H241V124ZM61 126H60V125ZM69 125V127L67 128L65 125ZM95 124V125H94ZM158 124H161L163 127H161L160 128V126L161 125H158ZM182 124H186L185 126L184 125H182ZM192 124V125H191ZM195 124V125H194ZM214 126H213V125ZM263 124V125H262ZM67 125V126H68ZM87 125H89V126H87ZM94 127H93V126ZM153 125H156V126H153ZM166 125V126H165ZM173 125V126H172ZM179 125H182V127H179ZM191 125V127H193L194 129H196V130H193V128H192V130L190 131V127L189 126ZM245 125V126H244ZM250 125V128L249 127H247V126H249ZM85 126L86 127H88L87 128V130L86 129H84L85 128ZM92 126V127H91ZM158 126H159V130H158ZM170 126H172L170 129L168 128V127H170ZM175 126V127H174ZM184 126V127H183ZM195 126V127H194ZM213 126V127H212ZM263 126V127H262ZM62 127H63V129H62ZM74 127V128H73ZM89 127H91L92 128V130L89 128ZM168 129H167V128ZM179 127V128H178ZM188 127V128H187ZM203 127V128H202ZM211 127V128H210ZM238 127H240V129H238ZM64 128H66V129H64ZM73 128V129H72ZM79 128V129H78ZM80 128H81V131H80ZM164 128V129H163ZM69 129V130H68ZM172 129H174V130H172ZM177 129V130H176ZM179 129L180 130H182V131H179ZM189 129V130H188ZM233 129V130H232ZM63 130H65V131H63ZM75 132H74V131ZM89 130V131H88ZM94 130H96V132L94 133ZM162 130V131H161ZM176 131V132H172V134H171V132L170 131ZM185 130H186V134H185ZM210 130H214V131H210ZM59 131V132H58ZM63 131V132H62ZM67 131V132H66ZM79 131H80V134H79ZM84 131V132H83ZM156 131H161L159 134H158V132H156ZM167 131V132H166ZM187 131H190V132H187ZM201 131V132H200ZM208 131V133H206ZM50 132H51V134H50ZM66 132V133H65ZM71 132H73V133H71ZM89 132V133H88ZM156 132V133H155ZM164 132V133H163ZM169 132H170V135H168L169 134ZM213 132L215 133V135L213 134ZM218 132V134H216ZM220 132V133H219ZM63 133H65V134H63ZM69 133V134H68ZM83 133V134H82ZM94 133V134H93ZM166 133H168L167 134V136L165 137V136H162L163 134L164 135H166ZM176 133V134H175ZM192 133V134H191ZM69 136V138H68V136ZM162 134V135H161ZM180 134H182V135H184V136H182V135H180ZM187 134H189V135H187ZM190 134H191V136H190ZM250 134V135H249ZM60 135H62V137L60 136ZM74 135V137H72ZM86 135H87V137H86ZM92 135H94V136H96V137H92V139L90 140V138H91V136ZM178 136L179 135V137H175V136ZM195 135H200L199 136V138H198V136H195ZM248 135L249 136H251L250 138L248 137ZM259 135V136H258ZM59 136V137H58ZM66 136V139L65 138H63V137H65ZM82 136H84L83 138H81L80 139V137H82ZM174 136V137H173ZM187 136H190L191 138H193V141H191L190 139L188 140L189 142H191V144L193 143V142H195V141H197V140H199V142L200 143H198V145L196 144L195 145V143L194 144H190V143H188L187 141H185V140H187L188 138H190V137H187ZM209 136H211V137H209ZM255 136H258V137H256V139H258V141L254 138ZM87 138V139H85V140H87V142H88V144H87V142H85V140H83L84 138ZM164 137L166 138V139H164ZM169 137H173V140L172 139H170ZM187 137V138H186ZM253 137V139L252 140H250L251 138ZM261 137V138H260ZM60 138L61 139H63V140H60ZM73 140H71V139ZM89 138V139H88ZM94 138V139H93ZM177 138V139H176ZM179 138V139H178ZM186 138V139H185ZM212 139V140H210L209 141V139ZM45 139H47V140H45ZM66 141H65V140ZM79 139V140H78ZM182 139H184V140H182ZM207 139V140H206ZM53 140V141H52ZM68 140H69V142H68ZM83 140V141H82ZM167 140V141H166ZM170 140H172L171 142H170ZM175 140H176V142H175ZM214 140V142L212 143V141ZM44 141V142H43ZM47 141V142H46ZM59 141H61V143L63 144H59ZM78 141H79V144L81 143L82 144V142H83V146L82 145H79V144H77L78 143ZM182 141H185V143H188L187 145H189L190 144V146H192L193 147V145H195V147H193V148H195L193 151L191 150V149H193V148H191L190 146H187L188 148H190L189 150L187 149H184V148H187L186 147V144L184 143H182L183 144V146H184V148L183 147H180V146H182V145H180L179 146V142H182ZM201 141H202V143H201ZM257 141V142H256ZM46 142V143H45ZM63 142H67L66 144L65 143H63ZM168 142L170 143V145L168 144ZM175 144V143H177V147L179 148V149H182V152H180L179 153V151L177 150V148L175 147L176 146V144L174 145L173 143ZM6 144L7 142H5V141H3V139H2V141H0V145L1 144ZM43 143L45 144L43 147L41 146V145H43ZM70 143H75L74 145H72V144H70ZM85 143V144H84ZM167 143V144H166ZM3 144L1 145L2 147H0V149H2L0 152H1V154H2V152H3V148H5V145H4V147H3ZM53 144H54V146H53ZM65 144V145H64ZM77 144V145H76ZM93 144V145H92ZM199 144H202V147H200L199 146ZM8 145H14V144H12V143H8L6 146H8ZM88 145V146H87ZM167 145V146H166ZM168 145H169V147H168ZM171 145L173 146L174 145V147H175V149H174V147H171ZM49 146V147H48ZM56 146L58 147V149L56 148ZM66 146V147H65ZM70 146V147H69ZM74 148H73V147ZM81 146V147H80ZM85 146V147H84ZM198 146V148H196ZM219 146V147H218ZM55 148V150H54V148ZM60 147H61V149H60ZM83 147V148H82ZM90 147H93V148H91V149H93V150H88V148H90ZM164 147V148H163ZM199 147H200V152H199ZM208 147H205V148H208ZM40 148V149H39ZM64 148V149H63ZM87 150H86V149ZM161 148V149H160ZM169 150H168V149ZM170 148L173 150V152H174V156L171 158V156L169 155V154H173V153H171V151H170ZM202 148V149H201ZM212 148H214V149H212ZM9 149H7L8 151H9ZM37 149V150H36ZM66 149V150H65ZM79 149V150H78ZM82 149H85V151H84V153H85V155H84V153H81V151H82ZM98 149H100V150H98ZM146 149V150H145ZM197 149V150H196ZM210 149H212L213 151L212 152H214V154L212 153V152H210L209 154V156L208 155H205V154H207L206 152L207 151H210ZM222 151H221V150ZM7 150H4L6 153L3 155V157H5V156H12V155H10V154H12L10 151V153L7 151ZM47 150V154L44 152V151H46ZM60 150H62V151H60ZM67 150H69L68 152H67ZM70 150H72V151H70ZM94 150H96V151H94ZM101 150H103V152L101 151ZM144 150H145V152H144ZM155 150H157V151H154ZM168 150V151H167ZM176 150H177V154L175 153L176 152ZM183 150H185V151H183ZM195 150H196V152H195ZM203 150V151H202ZM206 152H205V151ZM219 150H220V153H219ZM19 152V153H15V152ZM51 151L54 153V154H56L55 156H53L52 155V153H51ZM77 151V152H76ZM78 151H79V154H78ZM91 151H92V153H91ZM94 151V152H93ZM101 152V154H100V152ZM143 151V152H142ZM147 151V152H146ZM149 151V152H148ZM160 153H159V152ZM163 151V152H162ZM187 151V152H186ZM197 151H198V153H197ZM202 151V152H201ZM217 151V152H216ZM44 154H43V153ZM57 152V153H56ZM61 152V153H60ZM63 152V153H62ZM65 152V153H64ZM71 152V153H70ZM168 152V153H167ZM184 152H186V154L184 153ZM192 152H195V153H192ZM4 153V152H3ZM9 153V154H8ZM22 153V154H21ZM35 153V154H34ZM42 153V154H41ZM50 153H51V158H47V157H50ZM76 153V154H75ZM91 155H90V154ZM96 153H97V155H96ZM103 153V154H102ZM139 153V155H137ZM145 153H147V155L145 154ZM167 153V154H166ZM188 153H190V156H188ZM192 153V154H191ZM205 153V154H204ZM218 153V154H217ZM0 154V155H1ZM8 154V155H7ZM29 154V155H30ZM40 154H41V156H40ZM59 154H60V156H59ZM67 154V155H66ZM71 156H70V155ZM86 154H88L89 155V157H88V155H86ZM92 154H94V155H92ZM135 154V155H134ZM157 154V155H156ZM158 154H160V155H158ZM163 154H165V155H167V158H168V156H170V158H168V160H167V158H166V156L165 155H163ZM180 154H182V155H180ZM183 154H184V157H183ZM196 154V156H195V159L196 160H192V159H194V155ZM205 156H204V155ZM19 155V156H18ZM33 155H31V156H33ZM42 155H46L45 157L44 156H42ZM62 155H64V156H62ZM84 156V157H80V156ZM137 155V156H136ZM148 155H150V156H148ZM178 155L179 156H182V157H178ZM188 156V158L190 157V159H188L187 158V156ZM193 155V156H192ZM199 155V156H198ZM202 157H201V156ZM222 157H221V156ZM35 156H33V157H35ZM67 156V157H66ZM78 156H79V158H78ZM91 156V157H90ZM96 156L97 157H99V158H96ZM143 158V159H141V157ZM145 156H146V158H145ZM158 156H161L160 158H162V159H160L161 161H163L164 160V164H169V162H170V164H171V161L172 160H170V159H173V161L175 162L174 164H178V165H176V166H179V167H182V169H179V167H178V169H174V167H176V166H172V165H174L173 164V161H172V164H171V166L170 165H168V166H166L163 170H165V172H161V175L163 176V174L162 173H164V176L163 177H165V179L162 177V183H163V186H164V184H165V188H168V190L172 193V191H173V193L171 194V198L172 199H167V204H166V202H165V200H163V198L161 197L160 198V195H161V192L159 193L158 192V194H160V195H158V194H156L155 193V191L154 192H152L151 194H149V195H151V196H149L147 199H148V202H146V200L145 201H137V202H139V205H138V203H136V202H133V198H132V196H131V201H129V198H128V196L126 195L127 193H129V192H131L132 190L131 189H129V187H125V189L124 188H122L121 189V187L123 186L122 184V180L121 179H123V180H127V183H129V185H130V183H131V178H129V177H131L132 175L131 174H133L132 172H134V171H132L131 172V170L133 169L134 170V166H136V165H134L133 167L134 168H132V169H129L128 170V168L126 169L128 172H131V174L129 173L128 175H129V177L127 176V174L125 175L126 177H128V178H126V177H124V175L122 174V173H125V171H123L121 174V176H123L122 178H120V181L119 182H121L120 184L119 183H117V182H115V186L113 187L111 184H113L112 183V181H111V179H110V181H109V176L107 177V176H105L106 174H107V172H108V174H110L111 173V170L110 169H108V167H104V166H106V165H104V164H137V163H139V165H137V168H138V166L139 167H143V166H141V165H145L144 166V168L146 167L147 168V166L148 167H151V165L152 164H163V162H161V161H159V159L157 158ZM64 157H66L65 159H64ZM74 157V158H73ZM75 157H76V159H75ZM93 157V158H92ZM103 157V158H102ZM136 159H135V158ZM139 157V158H138ZM151 157V158H150ZM174 157L177 159V158H179L180 159V162L178 161L179 159H174ZM191 157H192V159H191ZM200 157V158H199ZM207 157H208V159H207ZM220 157V159H218ZM23 158V157H22ZM72 158V159H71ZM82 160H81V159ZM86 158H88V159H86ZM149 158L151 159V160H149ZM164 158V159H163ZM197 158H199L198 160H197ZM202 158L203 159H205V160H202ZM41 159V160H40ZM48 159H50L49 160V163L47 164V161H48ZM67 159V160H66ZM71 159V160H70ZM92 159V160H91ZM94 159H99V161H96V160H94ZM109 159V160H108ZM113 159V160H112ZM126 159V161H124ZM134 159H135V161H134ZM165 159H166V162H165ZM187 159V160H186ZM201 159V160H200ZM42 160H45L44 162L42 161ZM61 160H63V163L62 162H59V161H61ZM65 160V161H64ZM77 161V162H75V161ZM91 162V164H92V166H93V163H95L96 165H97V167L98 168H96L95 166H91L90 167V162ZM93 160H94V162H93ZM131 160V161H130ZM139 160V161H138ZM155 160V161H154ZM190 161V166L192 167H189V165L187 164V163H189V161ZM213 160H214V162H213ZM218 160V163H220V164H218L217 162H215V161H217ZM42 161L44 164H45V166H46V164H47V166L50 168V169H48V167H46L45 168V166H43L44 164L41 162ZM54 161H55V164H53L54 163ZM57 161V162H56ZM83 161V162H82ZM85 161H87V162H85ZM107 161V162H106ZM108 161H110V162H108ZM112 161V162H111ZM124 161V162H123ZM143 161H145L146 163L144 164V162ZM186 163H185V162ZM220 161H222V162H220ZM39 162V163H38ZM50 162H51V166H50ZM53 162V163H52ZM68 162L69 163H71V164H69L68 165ZM73 162H75V165L74 166H72L74 163ZM78 162H80V164L78 163ZM96 162H98L99 164H101V165H99V164H97ZM133 162V163H132ZM178 162V163H177ZM183 162V163H182ZM196 162V163H195ZM201 162V163H200ZM205 162V163H204ZM212 162V164H214L213 166H210V163ZM34 163V164H35ZM59 163V164H58ZM66 163V164H65ZM104 163V164H103ZM141 163V164H140ZM199 164L200 163V165L201 166H203L202 164H205V169H206V165L208 164V166H209V168L207 167V169H206V171H210L211 169H212V171L210 172V175L208 176L207 175V173L208 172H206L205 174L207 175V177H205V179H204V182L203 181H201V180H203L202 179V177H203V171L205 170L204 168H203V170H201V168H200V170L202 171V175H201V172H197L196 170H198L199 168H197L196 169V167L194 168L193 166V164ZM217 163V164H216ZM57 164V165H56ZM78 164V165H77ZM88 164V165H87ZM148 164H150V165H148ZM182 165V166H180V165ZM186 164V165H185ZM226 165V164H228L229 165V168H231V164H233V167L234 166H237V168H238V170L237 171H235V173H240L239 174V176L236 174H233V175H235L233 178L232 177H230V178H232L230 181H233V182H230L229 180V184L230 185H228L227 184V186H226V188L223 186V187H220L219 185H224L223 184V181H221V182H217V184H218V186H219V188L221 189V192H220V189L219 188H216L215 186H217V184L215 183V182H213V183H211L212 182V180L214 181L215 180V178H213V172L214 171H216V172H214V174H216V175H214L215 177L216 176H220V174H223L224 173V175H225V172H227V169H226V167L225 168H223L222 167V165ZM240 164H242V165H240ZM39 165V166H38ZM42 165V166H41ZM53 165H55V166H58V167H56L55 168V166H53ZM64 165H66L67 167L69 166V168H67L66 166H64ZM85 165V166H84ZM104 165V166H103ZM183 165H185V167L187 168V166H188V168L186 169H184V166ZM247 166V167H243V166ZM252 165V166H251ZM0 166H1V164H0ZM35 166V165H34ZM72 166V167H71ZM77 166H78V168H77ZM82 166H84V167H82ZM102 166V167H101ZM197 166V165H196ZM219 166V167H218ZM241 166H242V168H241ZM248 166H250V167H248ZM255 167V169H254V167ZM44 167V168H43ZM66 167V168H65ZM101 167V168H100ZM198 167H200V166H198ZM214 167L219 171H217V170H214ZM222 167V168H221ZM252 167V168H251ZM39 168V169H38ZM53 168V170L54 169H56V171L54 170H51ZM61 168V169H60ZM63 168V169H62ZM80 168V169H79ZM83 168V169H82ZM89 168H90V171H89ZM137 168H135V169H137ZM141 168H139V169H141ZM177 168V167H176ZM189 168H191L190 169V171H192V172H189ZM194 168V169H193ZM243 168H245V170L243 169ZM3 170V172L2 173H4V172H6L7 173V171H4V169L2 168V166L0 167V170ZM32 169V170H33ZM43 169V170H42ZM45 169V170H44ZM47 169V170H46ZM59 169V170H58ZM65 169H67L66 171H65ZM72 169H76V170H72ZM78 169V170H77ZM85 169H88V170H86L87 172L85 173ZM125 168H123V170H124ZM172 170L173 169V171H172V174L170 173V172H168L169 170ZM193 169V170H192ZM196 169V170H195ZM225 169V172H223V170ZM236 170V167H234L233 168V170ZM246 169H247V171H246ZM250 169V170H249ZM251 169H253V171L251 170ZM48 170H50L49 171V173H48ZM69 170V171H68ZM71 170V171H70ZM92 170V171H91ZM107 170H109V171H107ZM162 170V171H163ZM170 170V171H171ZM186 170V171H185ZM229 170V169H228ZM231 170V169H230ZM230 170L228 171L229 173H234V171L232 170V172H230ZM242 170V171H241ZM255 170H256V172H255ZM38 172V173H40V175H38L36 172ZM46 173H45V172ZM63 171H65V173L63 172ZM81 171V172H80ZM83 171V172H82ZM95 172V173H92V175H94V176H92L89 172ZM127 171H126V173H127ZM196 171V172H195ZM241 171V172H240ZM251 171L253 172V173H251ZM19 172V171H18ZM53 172V173H52ZM54 172H56V173H54ZM67 172H68V174H67ZM73 172H74V175H73ZM77 172V173H76ZM106 174H105V173ZM169 173L170 174V177H171V179H170V177L169 176H167V178L169 177V179L170 180H168V179H166V176H165V174H167V173ZM175 172H180V175H182L183 174V172H184V175H182V176H180L179 174V176L177 175V173H175ZM223 172V173H222ZM80 173H81V175H80ZM173 173H175L176 174V177H179V178H182L180 181L182 182V184L184 185V186H180V185H182V184H179L178 185V182L179 181H177L175 184H174V181L175 180H173L172 181V179H173V177L175 176V174H173ZM189 175H188V174ZM190 173H192V174H190ZM243 173L245 174V176L243 175ZM37 174V175H36ZM52 174H53V176H52ZM64 174L66 175V176H64ZM76 174H78V177H79V175L82 177H80V178H77L76 177ZM83 174H85L86 176H84L83 177ZM90 174V175H89ZM103 174V175H102ZM195 174H196V176H195ZM204 174V175H205ZM250 174V175H249ZM254 174V175H253ZM47 175V176H46ZM56 175V176H55ZM59 175V176H58ZM61 175V176H60ZM69 175H70V177H69ZM173 177H172V176ZM187 175V176H186ZM230 175V174H229ZM232 175V174H231ZM242 175V176H241ZM20 176V177H19ZM33 176H34V178H33ZM38 176V177H37ZM40 176L42 177V178H40ZM46 176V177H45ZM75 177V178H72V177ZM90 176V177H89ZM102 176V177H101ZM104 176V177H103ZM186 176V177H185ZM198 176V177H197ZM227 176H228V174H227ZM227 176H225L226 178H227ZM30 177H31V179H30ZM52 177V178H51ZM69 177V178H68ZM95 177V178H94ZM100 177H101V179H100ZM175 177V178H176ZM187 177H189L191 180H192V178L191 177H193V180L191 181L189 178H187ZM197 177V178H196ZM224 177V178H225ZM229 177V176H228ZM253 177V178H252ZM33 178V179H32ZM38 178V179H37ZM46 178V179H45ZM48 178H49V180H48ZM59 180H58V179ZM61 178V179H60ZM66 180H65V179ZM174 178V179H175ZM187 178V179H186ZM209 178H211V182H210V180H209ZM229 178V179H230ZM235 178H236V180H235ZM238 178H240V179H238ZM243 178V179H242ZM247 178V179H246ZM249 178H251V179H249ZM26 179H27V181H28V183H27V181H26ZM36 179V180H35ZM41 181H40V180ZM43 179V180H42ZM54 179H55V181H54ZM72 179V180H71ZM90 181H89V180ZM99 181H98V180ZM186 181H185V180ZM246 181H245V180ZM253 179V180H252ZM16 180V181H15ZM18 180V181H17ZM37 180H39V181H37ZM45 180V181H44ZM48 180V181H47ZM63 180V181H62ZM70 180V181H69ZM80 182H78V181ZM104 180V181H103ZM166 180H168L167 181V183H166ZM182 180H184V181H182ZM226 180V179H225ZM238 180V181H237ZM4 181V182H3ZM20 181V182H19ZM46 182V184L44 183V182ZM59 183H58V182ZM61 181V182H60ZM73 181H76V182H74L75 184L73 185ZM89 181V182H88ZM109 182V184H108V182ZM172 182V183H170V182ZM190 181V182H189ZM196 181V182H195ZM203 183H201V182ZM227 181V180H226ZM226 181H225V183H226ZM250 181V182H249ZM3 182V183H2ZM8 182H10V183H8ZM11 182H13V183H11ZM17 182H18V184H17ZM35 182V183H34ZM39 182V183H38ZM42 184H41V183ZM48 182V183H47ZM69 182H71V183H69ZM86 182V183H85ZM98 182H100V183H98ZM103 182V183H102ZM105 182V183H104ZM124 182H126V181H124ZM185 182V183H184ZM186 182H188V184L189 185H187L186 184ZM194 182V183H193ZM199 184H198V183ZM240 182H242V183H240ZM245 182V183H244ZM14 183H16V184H14ZM23 183V184H22ZM53 183H55V184H53ZM58 183V184H57ZM65 183V184H64ZM69 183V184H68ZM78 183L80 184L79 186H78ZM84 183V184H83ZM90 183H91V185H90ZM92 183H94V184H92ZM127 183H125V185L127 184ZM180 183V182H179ZM196 183L198 184V185H196ZM209 183H210V185H209ZM215 183V184H214ZM219 183H221V184H219ZM233 183V185H231ZM240 183V184H239ZM24 184H26L25 186H24ZM27 184H29L28 186H27ZM53 184V186L51 187V185ZM59 184H60V186H59ZM117 184V185H116ZM171 184V185H170ZM194 186H193V185ZM205 184H206V186H205ZM212 184H214V185H212ZM242 184V185H241ZM244 184V185H243ZM34 185H36V187L34 186ZM37 185H40V186H37ZM42 185V186H41ZM63 185L65 186L64 187V189L62 188L63 187ZM74 187H72V186ZM88 185H90V186H88ZM95 185V186H94ZM104 185V186H103ZM106 185V186H105ZM167 185V186H166ZM170 185V186H169ZM221 185V186H222ZM226 185V184H225ZM239 185H240V187H239ZM247 185V186H246ZM11 186H12V188H11ZM28 188H27V187ZM46 186V187H45ZM66 186L67 187H69L68 189L66 188ZM74 189V194L72 195L71 193V187ZM83 186H84V188H86L87 187V189H84L83 188ZM86 186V187H85ZM118 186V187H117ZM121 186V187H120ZM174 186V187H173ZM176 186V187H175ZM182 187V188H179V187ZM189 186H190V188H189ZM192 186V187H191ZM242 186V187H241ZM243 186H244V189H243ZM3 187V188H2ZM9 188V191H8V188ZM24 187H25V189H24ZM40 187H44L46 190H47V188H48V190L47 191H45V189L44 188H40ZM53 187H55V188H53ZM61 187V188H60ZM99 187V188H98ZM101 187V188H100ZM169 187H171V189L169 188ZM183 187H184V189H183ZM188 187V190L187 189H185V188H187ZM195 187V188H194ZM198 187H200V188H198ZM228 187H230L229 189L230 190H228L227 188ZM238 187V189H236ZM246 187V188H245ZM2 188V189H1ZM27 188V189H26ZM71 188V189H70ZM77 188V189H76ZM80 188H81V190H80ZM97 188V189H96ZM104 188V189H103ZM111 188V189H110ZM118 188L119 189H121V190H118ZM197 188V189H196ZM214 189V190H212V189ZM241 188H242V190H241ZM52 191H51V190ZM61 189V190H60ZM65 189H67V190H65ZM100 189V190H99ZM107 189V190H106ZM176 189L178 190L177 192H176ZM180 189H182V190H180ZM190 189H192V190H190ZM197 190V192H196V190ZM199 189V190H198ZM204 189V190H203ZM209 189H211V190H209ZM216 189H219V190H216ZM227 189V190H226ZM241 191H240V190ZM30 190V192L31 193H33V194H31V195H29L30 194V192H29V194H27V192ZM32 190V191H31ZM35 190V191H34ZM38 190V191H37ZM56 190V191H55ZM80 190V191H79ZM86 190V191H85ZM101 190H103L104 192H102ZM106 190V191H105ZM117 190V191H116ZM154 190V189H153ZM172 190V191H171ZM195 190V191H194ZM237 190H239V192H237ZM8 191V192H7ZM19 191H24L23 192V196L22 197H20V201H18V198H19V196H21L22 195V193L21 192H19ZM27 191V192H26ZM55 191V192H54ZM62 191H64V192H62ZM67 191V192H66ZM76 191V192H75ZM97 191H98V194L96 195V193H97ZM101 191V192H100ZM110 193H109V192ZM152 191V190H151ZM164 191V190H163ZM192 191V192H191ZM200 191H203V192H200ZM211 191V192H210ZM213 191H215L216 193H214ZM232 191V192H231ZM17 192H19V194L20 195H18V193ZM51 192H53V194H51ZM58 192V193H57ZM66 192V193H65ZM69 192H71L70 194H68ZM113 192H115V193H113ZM127 192V193H126ZM196 192V193H195ZM200 192V193H199ZM205 192H208V194L207 193H205ZM210 192V193H209ZM229 192L231 193V196L230 195H228L229 194ZM237 192V193H236ZM241 192V193H240ZM55 193H57V199H56V194ZM64 193V194H63ZM88 193V194H87ZM109 193V194H108ZM154 193V194H153ZM162 193H164V192H162ZM176 193V194H175ZM186 193V194H185ZM204 194V196H203V194ZM36 194V195H35ZM43 194V195H42ZM48 194V195H47ZM83 194V195H82ZM102 194H103V196H102ZM105 194V195H104ZM125 194V195H124ZM194 194V195H193ZM199 194H202V197L203 198H206V199H204L203 200V198L202 199H199V201L197 200V197H199ZM207 194V195H206ZM217 194V195H216ZM225 194V195H224ZM240 194H243V195H241L242 196V198H239V199H237V197H241V196H237V195H240ZM27 195V196H26ZM39 195V196H38ZM58 195H61V197L60 196H58ZM63 195V196H62ZM76 195H78V196H76ZM85 195V196H84ZM88 195V196H87ZM99 195V196H98ZM113 195V196H112ZM123 195V196H122ZM128 195H130V193L128 194ZM180 195H183V196H180ZM192 195V197L193 196H195L194 198L196 199V203H200L199 204V208L198 209H196V207H198L197 206V204H195V206L196 207H192L193 209H191V211H190V209H188L189 210V214L191 215V213H192V216H189L188 214H187V209H186V214L189 216H187V215H185V212H183L184 213V215L185 216H187V217H183V219L185 220H187V218H188V220H187V222H188V224L190 225V228H191V226H192V228H191V230L193 231H190L192 234H182L183 233V231H182V233H180L179 235H178V233H177V236H180V235H182L181 236V241L182 240H184L186 243H187V241H188V243L186 244V246L185 247H183V248H177L176 247V249H177V251L175 250V252H174V254H171V255H175V253H176V257L174 256H172L171 257V255H169L168 256V258L169 259H167V256L166 255H168V254H165V255H163L160 259H151L150 257H146V255H145V247L146 248H148V246H149V244L151 243L152 245L149 247L150 249H149V251H151L152 249L151 248H153L155 245H156V243H157V241H158V237H159V234L160 233H156L155 234V232L156 231H158V230H160V229H162L163 230V225L165 226V223L166 222H162V225H161V221H166V219L167 218H165L164 216L166 215V214H168L169 212H174V213H180V214H182V211L180 212V207H183V205L182 204H180V203H184V201L183 200H185V201H187V199H184V198H182V197H187V196H191ZM205 195H206V197H205ZM221 195V196H220ZM29 196V198L28 199H26V198H24V197H28ZM45 196V197H44ZM51 196V197H50ZM155 196H157V198L155 197ZM162 196V195H161ZM213 196H214V199H213ZM215 196H216V198H215ZM217 196L219 197V198H217ZM226 196H228L227 198V201H226ZM237 196V197H236ZM31 197H32V199H31ZM38 197L40 198V199H38ZM46 197H47V199H46ZM54 197V198H53ZM58 197H59V199H58ZM100 197V198H99ZM118 197V198H117ZM121 199H120V198ZM153 197V198H152ZM155 197V198H154ZM175 197H176V199H175ZM180 197V198H179ZM192 197H188L189 199H191ZM224 197V198H223ZM230 197V198H229ZM21 198H22V200H24V199H26L25 200V202L24 201H22L21 200ZM45 198V199H44ZM50 198H52V199H50ZM62 200H61V199ZM103 198H104V200H103ZM113 199L114 201H116V202H114L113 200H111V199ZM149 198H151V199H149ZM174 198V199H173ZM68 199V200H67ZM101 199V200H100ZM106 199V200H105ZM116 199V200H115ZM124 199V200H123ZM159 199H160V201H159ZM195 199H193V200H195ZM216 199V200H215ZM218 199V200H217ZM235 199H236V201H235ZM3 200V199H2ZM10 200V201H9ZM31 200V201H30ZM66 200V201H65ZM99 200V201H98ZM110 202H109V201ZM120 200V201H119ZM232 200H234V203H232L233 201ZM237 200H239L238 202H237ZM1 201V200H0ZM35 201H36V203H35ZM45 201V202H44ZM57 201V202H56ZM61 201V202H60ZM72 201H73V203H72ZM79 201V203H77ZM82 203H81V202ZM84 201H86V202H84ZM122 201V202H121ZM124 201V202H123ZM172 201H174V202H172ZM208 201V202H207ZM219 201H221V202H219ZM224 201V203H222ZM241 201V202H240ZM11 202V203H10ZM18 202V203H17ZM24 202V203H23ZM34 202V203H33ZM49 202V203H48ZM51 202H52V204H51ZM56 204H55V203ZM92 202V203H91ZM104 202V203H103ZM109 202V203H108ZM112 202V203H111ZM143 202V203H142ZM168 202H170L171 204H169L168 205ZM178 202V203H177ZM219 202V203H218ZM236 202V203H235ZM22 203H23V205H22ZM48 203V204H47ZM60 203V204H59ZM64 203V205H66L65 207H63L61 204H63ZM81 203V204H80ZM105 203H108V207H107V204H105ZM111 203V204H110ZM117 203V204H116ZM118 203H120V204H118ZM135 203V204H134ZM140 203H141V205H140ZM152 203V204H151ZM165 203V204H164ZM201 203H203V204H201ZM206 203H207V205H206ZM210 205H209V204ZM241 203V204H240ZM40 204H43L42 205V209H40L41 208V205ZM49 204H51V205H49ZM54 204V205H53ZM69 204V205H68ZM71 204V205H70ZM72 204H74V205H72ZM80 204V205H79ZM91 204V205H90ZM98 204V205H97ZM100 204H102V205H100ZM103 204H104V207H103ZM127 204V205H126ZM143 204V205H142ZM150 204V205H149ZM158 204V205H157ZM164 204V205H163ZM176 204V205H175ZM180 204V206H178ZM219 204V205H218ZM234 204V205H233ZM8 205H10V207H7ZM88 205H89V209L88 210H91V211H87V207H88ZM106 205V206H105ZM113 205H116V206H113ZM134 205V206H133ZM136 205H137V207H136ZM148 205V206H147ZM162 205V206H161ZM203 205H205V206H203ZM217 205L218 206H220V208L219 207H217ZM228 205V206H227ZM236 205V206H235ZM240 205V206H239ZM15 206V207H16ZM30 206V207H29ZM39 207V208H37L38 210L40 209V213L42 212V211H44L43 209H45V214L44 213H42V216H41V214H36V215H34L35 213V211H37V209L35 210V211H32V209L34 210L36 207ZM43 206H46L47 208H44ZM56 206V207H55ZM70 206H71V208H70ZM77 206V207H76ZM78 206H81V207H78ZM82 206H85L86 208H82ZM126 206V208L124 209V207ZM129 206H130V208H129ZM133 206V207H132ZM143 206V207H142ZM157 206H159V207H157ZM168 206V207H167ZM169 206H170V209H169ZM194 206V205H193ZM212 208H210V207ZM225 206H227L228 208H226ZM234 207V209H233V207ZM17 207V208H18ZM76 207V208H75ZM93 208V210H92V208ZM96 207H99V208H96ZM109 207H111V208H113V212L115 213V214H113V215H115V218H116V215L117 216H120V214H122V215H124V214H127L128 212L127 211H129V215H126V217H125V225H123V227L122 228H120V229H118V231L120 232V231H122V232H124L123 230H125V233H121V235H122V237L120 236V234H119V238L116 236V234H115V230H117L116 229V227H113L114 229H112V226L111 227H109L108 228V223H107V225H105L106 224V222H104V224H101L100 222L102 221L101 219H103L104 217H103V214H104V216H106V221L108 222V216H107V214L109 215L110 214V216H111V214L113 213V212H110V213H108L109 211H111L110 209L111 208H109ZM115 207V208H114ZM124 209V211H123V209ZM140 207V208H139ZM146 207V208H145ZM153 207V208H152ZM165 207V211H164V208ZM185 207H187V206H184V209H185ZM203 207V208H202ZM217 209H216V208ZM230 207V208H229ZM240 207V208H239ZM5 208H6V210H5ZM56 208V209H55ZM73 208V209H72ZM103 208H105V209H103ZM128 208H129V210H128ZM131 208H133L132 209V212H131ZM135 208H137V209H135ZM139 208V209H138ZM158 208V209H157ZM169 210H168V209ZM223 208H225L224 209V211L225 212H223L222 210H223ZM237 208V209H236ZM9 209L10 210H12L11 212H9ZM14 209V208H13ZM31 211H30V210ZM48 209V211L46 212V210ZM66 209H68L69 210V213H68V210H66ZM71 209V210H70ZM74 209H77V211H75ZM80 209V210H79ZM81 209H82V211H81ZM97 209V210H96ZM99 209V210H98ZM107 209V210H106ZM117 209V210H116ZM141 209V210H140ZM149 209V210H148ZM154 209V210H153ZM161 209V210H160ZM206 209V211L204 212V210ZM220 209V210H219ZM228 209V210H227ZM239 209V210H238ZM2 210V211H1ZM85 210V211H84ZM105 210H106V212H105ZM147 212H146V211ZM158 210V211H157ZM182 210V209H181ZM195 210H196V212H195ZM219 210V211H218ZM227 210V211H226ZM6 211V212H5ZM20 211V212H21ZM28 211V212H27ZM66 211V212H65ZM86 211H87V213H86ZM97 211V212H96ZM142 213H141V212ZM152 211V212H151ZM193 211L195 212L194 214H193ZM220 211H221V213H220ZM229 211V212H228ZM234 211V212H233ZM22 212V213H23ZM61 213L59 216L58 215H56V214H59V213ZM76 212V213H75ZM79 212H80V215H79ZM81 212H82V214H81ZM85 212V216L87 217L88 215H90V214H88V213H91V212H94L95 214H93V217H95L96 216V213H98L99 215H97V217H95V218H93V219H91V215H90V219L88 218V220H87V218L85 217V216H83V213ZM125 212H127V213H125ZM131 212V213H130ZM154 212V213H153ZM158 212H160L159 214H158ZM162 212H163V214H162ZM200 212V213H199ZM211 212H213V214H215V215H213ZM228 214H227V213ZM11 213V214H10ZM22 213H21V215H22ZM39 213V212H38ZM50 213H56L55 215L56 216H53L54 218H55V221L54 222H52L53 220H54V218L53 217H51V218H53V219H48V217L50 218V216H52V215H49ZM66 213H67V215L69 214V217L68 216H65L66 215ZM139 213H141V214H139ZM147 213V214H146ZM157 213V214H156ZM219 215H218V214ZM224 213H226V216H225V214ZM20 214V213H19ZM53 214V215H54ZM65 214V215H64ZM75 215L76 214V216H72V215ZM100 214L102 215V216H100ZM132 214V215H131ZM148 214H151V215H148ZM154 214V215H153ZM161 214V215H160ZM201 214H203V215H201ZM206 214V215H205ZM210 214H212V216L210 215ZM232 214V215H231ZM236 214V215H235ZM64 216V218H61V217H63ZM78 215H79V217H78ZM83 217H82V216ZM112 215V216H113ZM121 215V216H122ZM139 215V216H138ZM143 215V216H142ZM145 215V216H144ZM183 215V214H182ZM181 215V216H182ZM193 215H195L194 217H193ZM227 215H229V216H227ZM234 215H235V217H234ZM26 216V215H25ZM39 216V217H38ZM44 216H45V220L46 221H44ZM46 216H48V217H46ZM59 218H61V219H59ZM103 217V218H101L100 220V222L98 221L99 220V217ZM111 216V217H112ZM133 217V219H132V217ZM136 216V217H135ZM142 216V217H141ZM200 216V217H199ZM203 216V217H202ZM225 216V217H224ZM232 216V217H231ZM35 217V218H34ZM37 217V218H36ZM65 217H66V219H69V220H66L65 219ZM84 217H85V219H84ZM108 217V218H107ZM149 218V219H147V218ZM151 217H152V219H151ZM153 217H156L155 218V220L157 219V221H155V220H153L154 218ZM167 217V216H166ZM222 217H224V219L223 220H221L222 219ZM230 217V218H229ZM238 217V218H237ZM71 218V219H70ZM79 218H81V220H83L84 222H87V224H84L85 226L83 227V224L81 225V222H83V221H80V223H79ZM97 218V219H96ZM114 217H112V218H110L109 220H114L113 219ZM131 220H129V219ZM137 218V220L139 221V222H137V220H136V222L134 223L133 221H135V219ZM142 218H143V220H142ZM162 220H161V219ZM194 218H195V220H194ZM229 218V219H228ZM231 218H233V219H231ZM236 218V219H235ZM57 219V220H56ZM94 219L97 221H95V223L94 224H97L98 222V224L97 225H94L92 222H94ZM145 219V220H144ZM191 221H190V220ZM227 219V220H226ZM5 220H9L8 221V223H4V221ZM39 220V221H38ZM40 220H42L41 221V223H40ZM59 220H61V221H59ZM62 220H63V222H62ZM65 220L67 221V223L65 222ZM78 220V221H77ZM104 221H105V219H103ZM141 220V221H140ZM147 220H148V222H147ZM155 221V222H153V221ZM232 220H234V221H232ZM31 221V222H30ZM32 221H33V223H32ZM68 221H69V223H68ZM75 221V223H78V224H75V223H73L72 224V222H74ZM77 221V222H76ZM193 221H195V222H193ZM232 221V222H231ZM239 222V223H237V222ZM2 222V223H1ZM28 222H27V224H28ZM34 222H36V223H34ZM50 222V223H49ZM57 222V223H56ZM60 222H61V224H62V227H61V225H60ZM89 222H91L90 224H89ZM129 222H131L130 224H129ZM150 222H151V224H150ZM159 222V223H158ZM186 222V223H187ZM190 222H192V223H190ZM226 224H225V223ZM235 222V223H234ZM37 223L38 224H40V225H38L39 227H37V228H39V230L37 229V228H34L33 230H32V228H30V227H34L35 226V224L37 225ZM149 223V224H148ZM154 223V224H153ZM164 223V224H163ZM185 223V224H186ZM230 223H232V225L230 224ZM33 224V225H32ZM51 224V225H50ZM53 224H55V225H53ZM57 224V225H56ZM60 225V228H59V225ZM80 224V226H78ZM88 224H89V226L90 225H94L95 226V228H99V227H103V229L104 230H106L105 232H104V234L102 233L101 234V236L100 235H97V233L94 231V232H92L91 234H90V231H89V229L91 230V228H92V226H90L91 228H89L88 227ZM133 224H134V227H133ZM138 224V225H137ZM188 224H186V225H188ZM193 224V225H192ZM196 224V225H195ZM237 224V225H236ZM50 225V226H49ZM53 225V226H52ZM71 225V226H70ZM72 225H74V226H72ZM76 225V226H75ZM130 225H132V226H130ZM142 225H144V226H142ZM159 225V226H158ZM162 227H161V226ZM216 225H219V227L217 226L216 227ZM229 226V229L228 228H226V230H229V231H231V232H227L226 233V231H224L225 232V234L223 233V230H224V228L226 227V226ZM231 225V226H230ZM234 225L236 226V227H234ZM241 225V226H240ZM21 226V227H20ZM56 226H58V228L60 229H58L57 227L55 228ZM68 226V228H66ZM70 226V227H69ZM94 226H93V228L92 229H94V230H96L95 228H94ZM127 226V227H126ZM138 226V227H137ZM147 226V227H146ZM154 226V227H153ZM157 226V227H156ZM222 226V227H221ZM239 226V227H238ZM242 226H244L243 228H241ZM65 227V228H64ZM73 227V228H72ZM78 227V228H77ZM81 227H83V228H81ZM104 227H106V228H104ZM136 227V228H135ZM149 227H150V229H149ZM156 227V228H155ZM221 227V228H220ZM230 227H231V229H230ZM15 228H17V230H18V228H21L22 230L23 229H25V231H27L26 232V234H24V230L22 231L23 232V234L22 233H17L18 231L17 230H15ZM28 228H30V230L28 229ZM53 228H54V230H53ZM87 228V229H86ZM111 228V229H110ZM127 228V229H126ZM132 228V229H131ZM151 228H155L154 230L153 229H151ZM159 228V229H158ZM209 228V229H208ZM211 228H213V230L211 229ZM13 229V230H12ZM44 229H46L45 230V232H46V235H43V233H44ZM49 229H52V230H49ZM83 229V230H82ZM101 230H103L102 228H100ZM122 229V230H121ZM147 229V230H146ZM194 229V230H193ZM212 231H211V230ZM221 229H223V230H221ZM236 229V230H235ZM238 229V230H237ZM242 231H240V230ZM28 230H29V233H31L32 232V234H33V232H34V239H33V237H30V236H28L27 237V234H29L28 233ZM70 232V234L69 233H67L68 231ZM87 230L89 231V233H87ZM108 230H109V232H108ZM111 230V231H110ZM127 230V231H126ZM134 230V231H133ZM139 230V231H138ZM141 230V231H140ZM161 230V231H162ZM204 230V231H203ZM208 230H210V232H207ZM220 230V231H219ZM252 232H250V231ZM31 231V232H30ZM38 231H39V234H38ZM53 233H52V232ZM65 231V232H64ZM67 231V232H66ZM73 231H75V232H73ZM80 231H82V232H80ZM133 231V232H132ZM138 231V232H137ZM153 231H154V233H153ZM203 231V232H202ZM234 231L236 232V233H234ZM237 231H239V233L237 232ZM20 232H21V230H20ZM36 232V233H35ZM62 234H61V233ZM112 234H111V233ZM143 232V233H142ZM145 232V233H144ZM147 232H149V233H147ZM158 232H160V231H158ZM179 232V231H178ZM206 232V233H205ZM246 232H249V233H246ZM64 233H65V235H64ZM72 233V234H71ZM78 233H81V234H78ZM96 233V235L98 236H96L95 237V239H94V235L93 234H95ZM107 233V234H106ZM108 233H110V235L108 234ZM127 233H129V234H127ZM141 233V234H140ZM147 233V234H146ZM205 233V234H204ZM215 233V234H214ZM229 233H231V237H230V235H229ZM245 233V234H244ZM45 234V233H44ZM47 234H50V235H52V236H50V235H47ZM59 234V235H58ZM67 234V235H66ZM130 234H131V236H130ZM155 234V235H154ZM228 234V235H227ZM238 234H240V235H238ZM30 235V234H29ZM36 235H38V237L36 236ZM66 236L65 238H64V236ZM80 235V236H79ZM83 236V238H81L82 236ZM93 235V236H92ZM103 235H106L105 237H107V239L105 238H103L104 236ZM115 237H114V236ZM124 235V236H123ZM133 235V236H132ZM152 235H154V237L155 236H157L156 238H153L152 237ZM205 235L207 236V237H205ZM211 235H213V236H211ZM216 235V236H215ZM223 235H226V237H228V238H226L225 236V238L227 239L226 241H225V239L224 238H222L221 239V236L223 237ZM237 237H236V236ZM244 235H246V236H244ZM45 236V237H44ZM55 236H59L58 238L56 237L55 238ZM72 236H74V237H72ZM89 236V237H88ZM109 236L111 237V238H109ZM190 236V237H189ZM204 236V237H203ZM219 236V237H218ZM17 237V238H16ZM40 237V238H39ZM50 237V238H49ZM52 237H54V238H52ZM61 237H63L62 239H61ZM68 237H70V238H72V240L70 239V238H68ZM113 237H114V239H113ZM125 237V238H124ZM130 237V238H129ZM135 237V238H134ZM136 237H138V238H136ZM209 237V238H208ZM211 237H212V240H211ZM214 237V238H213ZM219 239H218V238ZM29 238V239H28ZM37 238H39V239H37ZM85 238V239H84ZM89 238V239H88ZM91 238V239H90ZM101 238H103V239H101ZM158 238V239H157ZM177 238V237H176ZM25 239V240H24ZM55 239V240H54ZM57 239H61V241H57V243H56V240ZM85 240V243H86V247H85V243H84V241L83 240ZM100 239V244L98 243L99 241H96V240H99ZM119 239H121V240H119ZM157 239V240H156ZM190 239H193L194 241H193V243L192 244H190L189 243V240ZM202 239H204V240H202ZM210 241H214L215 240V244L216 245H218L219 247H218V251H217V248H216V250H213L214 248H215V244L214 243H210L208 240ZM216 239H218L217 241H216ZM223 241V243H220V241L221 240ZM228 239H230V241L228 242ZM233 239V240H232ZM234 239H236V240H234ZM49 240H51L50 242H49ZM53 240V241H52ZM64 240H65V242H64ZM68 242H67V241ZM70 240V241H69ZM109 240V241H108ZM110 240H111V242H110ZM113 240H115V241H113ZM127 240V241H126ZM132 240V241H131ZM153 240V241H152ZM195 240H197V241H195ZM31 241V242H30ZM43 241V242H42ZM44 241H46V242H44ZM55 241V243L56 244H54V243H52V242H54ZM75 241H76V243H75ZM82 241H83V243H82ZM91 241V242H90ZM105 241V244L103 245V242ZM126 241V242H125ZM146 241H147V244H146ZM150 241H152V242H150ZM219 241V242H218ZM20 242V243H19ZM38 242H39V244H38ZM42 242V243H41ZM58 242H60V244L58 243ZM70 242V243H69ZM108 242H110V243H108ZM115 242V243H114ZM116 242H118V243H116ZM123 242V243H122ZM148 242H150V243H148ZM195 242V243H194ZM196 242H197V244H196ZM207 244H206V243ZM226 244H225V243ZM40 243H41V245H40ZM45 243L49 246V248H47L48 246L47 245H45ZM62 243V244H61ZM75 243V244H74ZM77 243H79V244H81L80 246H78L77 245ZM87 243H89V244H87ZM120 243H122V244H120ZM144 245H143V244ZM199 243V244H198ZM234 243L235 244H237L236 246L234 245ZM59 244V245H58ZM69 244V245H68ZM83 244V245H82ZM96 244V245H95ZM99 244V245H98ZM107 244V245H106ZM112 244H114V245H112ZM117 244V245H116ZM204 246H203V245ZM209 245V247L205 250V249H203V248H206L207 246L206 245ZM213 244H214V247H213ZM224 244V245H223ZM228 244V245H227ZM229 244L230 245H233V246H235V248H232L233 246H231V248H230V246H229ZM36 245H38V247L36 248ZM44 245L46 246V248H44ZM56 245V246H55ZM94 245V246H93ZM108 245H109V247H108ZM124 245V246H123ZM148 245V246H147ZM198 245V246H197ZM201 245V246H200ZM226 245V246H225ZM43 246V247H42ZM59 246V247H58ZM83 246V247H82ZM100 246V247H99ZM118 248H117V247ZM121 246V247H120ZM211 246V247H210ZM224 246H225V248H227L228 246V248L227 249H224ZM34 247V248H33ZM39 247H41V248H39ZM51 247V248H50ZM77 247V248H76ZM82 247V248H81ZM84 247H85V250H86V252L88 251V250H90L91 248V255H90V251H88V254L86 253V252H84L85 250H84ZM87 247H89V248H87ZM91 247V248H90ZM105 247V250H103V248ZM108 247V248H107ZM199 247H200V249H199ZM202 247V248H201ZM223 247V248H222ZM28 248V249H27ZM29 248H31V249H29ZM53 248V249H52ZM57 248V249H56ZM80 248V249H79ZM93 248H94V251H93ZM96 248V249H95ZM98 248V249H97ZM142 248L144 249L142 252L144 253H142L141 252V250H142ZM35 249H36V251H35ZM40 249V250H39ZM51 249V250H50ZM61 249V250H60ZM106 249H110V250H106ZM124 249H126V250H124ZM140 249V250H139ZM201 249H202V251H201ZM223 249V250H222ZM230 249V250H229ZM26 250V251H25ZM28 250V251H27ZM42 250H44V251H42ZM82 251V252H84V254H86L87 256H89V257H87L86 256V259H85V255H83V253L81 252H77V251ZM84 250V251H83ZM104 252H103V251ZM120 250V251H119ZM124 251L123 253H122V251ZM206 251V253L204 254V255H202L201 257L204 259L201 263L199 262V259L201 258H198L197 260H196V258H195V256L196 257H198L199 255H201V253L202 252H205ZM210 250H212V251H214V252H210ZM30 251V252H29ZM48 251H49V253H48ZM60 251H64V254H62L63 252H61L60 254H59V252ZM109 251H111V252H109ZM117 253H116V252ZM138 251H140L141 253H139ZM147 251H148V249H146V254H147ZM197 252V254H195V256H191V255H194L193 253H196ZM199 251V252H198ZM219 253H217V252ZM220 251V252H219ZM222 251V252H221ZM19 252H21V254L19 253ZM28 252V253H27ZM35 252V253H34ZM43 252L45 253V255L43 254ZM67 252H68V254H67ZM97 252V253H96ZM116 255H114V257H113V253ZM178 252V253H177ZM190 252V253H189ZM216 252V253H215ZM27 253V254H26ZM29 253L31 254V255H33V256H31V255H29ZM42 253V254H41ZM57 253H58V255H57ZM104 253V254H103ZM108 253V254H107ZM213 253V254H212ZM15 254V255H14ZM18 255V257H16L17 255ZM37 254H41V255H37ZM106 254H107V256H106ZM128 256H127V255ZM139 254H141L140 256H139ZM188 254V255H187ZM203 254V253H202ZM20 255V256H19ZM66 255V256H65ZM101 255V256H100ZM105 257H103V256ZM122 255V257H119V256H121ZM142 255H144V256H142ZM7 256V257H6ZM14 258V259H12V260H10L12 257ZM27 256H30V257H32L31 259H30V257H27ZM36 256H38V257H36ZM43 256H45V257H43ZM59 256V257H58ZM63 258H62V257ZM65 256V257H64ZM82 256H84V257H82ZM139 256V257H138ZM142 256V258L143 257H146V259H139L140 257ZM165 256V257H164ZM190 256V257H189ZM34 257L36 258V259H34ZM41 257H43V258H41ZM101 259H100V258ZM103 257V258H102ZM111 257V258H110ZM113 257V258H112ZM120 259H119V258ZM137 257H138V259H137ZM189 257V258H188ZM115 258H117V259H115ZM130 258V259H129ZM165 258V259H164ZM210 258V259H209ZM38 259V260H37ZM105 259V260H104ZM109 260V262H108V260ZM123 259V260H122ZM127 259V260H126ZM129 259V260H128ZM162 259H164L165 261L164 262H162L163 260ZM191 259V260H192ZM6 260H7V262H6ZM40 260V261H39ZM62 260H63V262H62ZM64 260H65V262H64ZM85 260V261H84ZM99 260V261H98ZM136 260V261H135ZM144 260V261H143ZM146 260V261H145ZM162 260V261H161ZM201 260V259H200ZM211 260V261H210ZM39 261V262H38ZM94 261H96V262H94ZM106 261V262H105ZM139 261H142V263L141 262H139ZM158 261V262H157ZM205 261V262H204ZM103 262V263H102ZM154 262H156V263H154ZM192 263H193V261H192ZM196 263H193V264H196Z\"/></svg>","mask_w":264,"mask_h":264},{"label":"bare ground","instance_id":"obj_2","mask_svg":"<svg viewBox=\"0 0 264 264\" xmlns=\"http://www.w3.org/2000/svg\"><path fill=\"white\" fill-rule=\"evenodd\" d=\"M9 1H11V0H9ZM18 1H19V0H18ZM18 1H16V2H18ZM23 1H24V0H23ZM23 1H22V2H23ZM31 1H32V0H31ZM33 1H34V0H33ZM33 1H32V2H33ZM39 1H40V0H39ZM57 1H58V0H57ZM70 1H71V0H70ZM84 1H85V2H84ZM84 1H83V0L79 1V0H78L77 3H78V2H81V3L84 2V4H83V3H82V4L79 3L77 6L79 7V5H80V6L84 5V6L88 7V8H86V7H83V6H82L83 8H86V9H87V11H86V15H87V16L85 15V16H86L85 19H87V18L89 17V15L95 17L96 14L98 15L99 13H100V15H99V19L102 18L101 16L103 15V12H102L103 10L100 11L101 9L99 10V8H98L99 6L94 5V4H96V0H95V3H94V0H84ZM97 1H98V3H101V6H102V4H103V6L101 7L102 9H103V7H104L105 5L108 4V2H106V0L104 1V3H103V0H97ZM111 1H112V3H113V0H111ZM120 1H122L123 3H121ZM128 1L130 2V1H132V0H119V2H118V0H117V2L114 1L115 3H117V4H116L117 7L115 6L114 3H113V4H114V7L117 8L116 10H118V7L122 4L123 10L121 9L122 7L120 6V10H121L122 12L125 11V10H124V6H127V5H128L127 7L130 6V8H132V7L134 8V6H136V7H139V6H140V5H139L140 3H138V5H139V6H138V5H136V4L134 5L133 2L130 3V4H131V5H130ZM133 1H135V3L138 2V0H133ZM141 1H142V0H141ZM146 1H147V0H146ZM150 1H151V0H150ZM251 1H252V0H251ZM2 2H3V1H2ZM7 2H8V1H7ZM22 2H20V3H22ZM26 2H27V1H26ZM26 2H25V3H26ZM35 2H36V1H35ZM46 2H48V0H47ZM49 2H50V1H49ZM53 2H54V0H53ZM61 2H62V0H61ZM61 2H60V3H61ZM73 2H75V0H73ZM139 2H140V0H139ZM152 2H153V0H152ZM262 2H263V0H257V1H255V3L251 6L252 10H253L254 8H256V7L258 8V7H259V3H260V6H261V5H262V4H261ZM4 3H5V2H4ZM20 3H19V4L17 3V6L22 5V7H23V3H24V2H23L22 4H20ZM43 3H44V2H42V4H43ZM51 3H52V2H51ZM63 3H65L64 0H63ZM63 3H61V4H63ZM105 3H106V4H105ZM119 3H120V5H118ZM143 3H144V2L142 1L141 4H143ZM146 3H147V2H146ZM159 3H160V2H159ZM242 3H243V2H242ZM242 3H241V4H242ZM245 3H246V2H245ZM245 3H244V4H245ZM250 3H251V2H250ZM5 4H6V3H5ZM8 4H9V3H8ZM13 4H14V3H13ZM38 4H39V3H38ZM55 4H56V3H55ZM61 4H59V5H61ZM67 4H68V3H67ZM85 4H86V5H85ZM132 4H133V5H132ZM150 4H151V3H150ZM154 4H155V3H154ZM2 5H3V4H2ZM6 5H7V4H6ZM24 5H25V4H24ZM35 5H36V4H35ZM59 5H58V6H59ZM63 5H64V4H63ZM68 5H69V4H68ZM144 5H145V4H144ZM245 5H248V4H245ZM27 6H29V4H28ZM37 6H38V5H37ZM56 6H57V5H56ZM75 6H76V4L74 5V7H75ZM141 6H142V5H141ZM141 6H140V7H141ZM3 7H4V6H3ZM34 7H36V6H34ZM34 7H33V5H32V8H33V9H34ZM67 7H68V6H67ZM72 7H73V5H71V8H70V9H72ZM109 7H110V8H109ZM109 7L107 6V8H109V11H110V10H111V7H113L112 4H111V6H109ZM114 7H113V8H114ZM142 7H143V6H142ZM263 7H264V6H263ZM1 8H2V7H1ZM19 8H20V6H19ZM29 8H30V7H29ZM58 8H59V7H58ZM144 8H145V7H144ZM240 8H241V7H240ZM243 8H244V7H243ZM13 9H14V8H13ZM13 9H11V10H13ZM21 9H22V8H21ZM23 9H24V8H23ZM30 9H31V8H30ZM68 9H69V8H68ZM73 9H75V8H73ZM78 9H80V8H78ZM97 9L100 11V12L98 11L99 13L96 11ZM125 9H126V7H125ZM136 9H137V8H135L134 10L136 11ZM145 9H146V8H145ZM145 9H143V11H144ZM236 9H237V8H236ZM248 9H249V8H248ZM2 10H3V9H2ZM2 10H0V15L4 14V12L2 13ZM19 10H20V9H19ZM28 10H29V9H28ZM76 10H77V9H76ZM81 10H82V8H81L79 11H81ZM105 10H106V9H105ZM107 10H108V9H107ZM107 10H106V11H107ZM113 10H115V9H112L111 13H113V12L115 13V11H113ZM156 10H157V9H156ZM252 10H251V11H252ZM259 10H260V9H259ZM3 11H4V10H3ZM7 11H8V10H7ZM59 11H60V10H58V12H59ZM84 11H85V10H84ZM84 11H83V12H84ZM89 11H90V12H89ZM140 11H142V10H140ZM140 11L138 10L137 12L139 13ZM146 11H147V10H146ZM146 11H144V12H146ZM149 11H151V10H149ZM249 11H250V10H249ZM262 11H264V10H262ZM262 11H261V12H262ZM5 12H6V11H5ZM8 12H9V11H8ZM11 12H12V11H11ZM73 12H75V10H73ZM101 12H102V14H101ZM107 12H108V11H107ZM117 12H118V11H117ZM125 12H126V14H128L127 12H130V11L128 10V11H125ZM218 12H219V11L215 12L214 14H217ZM221 12H222V11L219 12L220 15H222V14H223V16L226 15V14L221 13ZM233 12H234V11H232L231 13H233ZM1 13H2V14H1ZM66 13H68L67 10H66V12H65L64 15H66ZM75 13H76V12H75ZM78 13H79V12H78ZM88 13H91V14H88ZM104 13H105V12H104ZM151 13H152V12H151ZM159 13H160V12L158 11V14H159ZM212 13H213V12H212ZM212 13L209 14V18L211 17ZM225 13H227V12H225ZM228 13H229V12H228ZM241 13H244V12H241ZM263 13H264V12H263ZM5 14H6V13H5ZM82 14H83V13H82ZM135 14H136V13H135ZM141 14H145V13H141ZM141 14H140V15H141ZM156 14H157V13H156ZM156 14H154V15H156ZM160 14H162V13H160ZM229 14H230V13H229ZM229 14H228V15H229ZM64 15H63V16H64ZM69 15L72 16V14H69ZM73 15H74V14H73ZM76 15H77V14H76ZM105 15H106V14H105ZM109 15H110V13H109ZM120 15H122V17H123L124 13H121V14H119L118 16H120ZM128 15H131V14H128ZM140 15H139V17L142 16V15H141V16H140ZM147 15H149V16L151 17V15H150L149 12H148V14H145V16H147ZM152 15H153V14H152ZM220 15H218V16H220ZM242 15H243V14H242ZM112 16H113V15H111V17H112ZM115 16H117V15H114L113 17H115ZM118 16H117V17H118ZM136 16H137V15H136ZM145 16H144V17H145ZM163 16H165V14H163ZM203 16H204V15H203ZM203 16H202V17H203ZM213 16L216 17L217 15H213ZM223 16H222V17H223ZM226 16H227V15H226ZM238 16H240V15L238 14ZM79 17H80V16H79ZM117 17H116V18H117ZM124 17H127V16H124ZM124 17H123V19H124ZM134 17H135V16H134ZM144 17L142 16L141 18H139V19H140V22H141L142 24H143V20H144L143 18H144ZM155 17H156V16H155ZM204 17H205V16H204ZM206 17H207V16H206ZM222 17L220 16V18H221L220 20H222ZM236 17H237V15H236ZM240 17H241V16H240ZM0 18H1V16H0ZM4 18H6V16H5ZM4 18L2 17L1 19H4ZM12 18H13V17H12ZM71 18H73V17H71ZM106 18H107V16H106ZM106 18H104V19L102 18L101 20H103V21L105 22ZM118 18L120 19V17H118ZM128 18H129L128 20L130 21V17H128ZM131 18H132V17H131ZM145 18H148V17H145ZM152 18H154V17L152 16ZM152 18H151V20H152ZM156 18H157V17H156ZM156 18H154V19L156 20ZM159 18H160V17H159ZM162 18H163V17H162ZM213 18H214V17H213ZM213 18H212V19H213ZM233 18H234V17H233ZM7 19H8V18H7ZM13 19H14V18H13ZM78 19H79V18H78ZM78 19H77V16H76L75 21H77ZM88 19H89V18H88ZM132 19H133V18H132ZM141 19H143V20H141ZM160 19H161V18H160ZM163 19H164V18H163ZM200 19H201V18H200ZM210 19H211V18H210ZM210 19L207 20L208 23L211 22ZM214 19H216V18H214ZM237 19H238V18H237ZM262 19H263V18H262ZM4 20H5V19H4ZM8 20H9V19H8ZM8 20H6V21H8ZM11 20H12V19H11ZM19 20H20V19H19ZM21 20H22V19H21ZM24 20H26V19H24ZM80 20H82V19H80ZM95 20H96V19H95ZM101 20H100V21H101ZM107 20H109V19L107 18ZM125 20H126V19H125ZM133 20H134V19H133ZM133 20H131L130 22H132ZM137 20H138V19H136L135 21L138 22ZM146 20H148V19H146ZM146 20H145V21H146ZM204 20H205V19H204ZM220 20H219V22H220ZM9 21H10V20H9ZM12 21H13V20H12ZM22 21H23V20H22ZM22 21H21V23H23ZM70 21H71V20H70ZM92 21H94V19H92ZM214 21H217V20H214ZM214 21H213V25H214ZM229 21H230V20H229ZM261 21H262V20H261ZM4 22H5V21H4ZM24 22H26V21H24ZM71 22H72V21H71ZM83 22H84V21H83ZM83 22H82V23H83ZM96 22H97V20H96ZM106 22H108V21H106ZM116 22H118V21H116ZM119 22H120V21H119ZM126 22H127V21H126ZM186 22H188V21H186ZM207 22H206V25H208ZM219 22H218V23H219ZM233 22H234V21H233ZM262 22H263V21H262ZM0 23H2V22H0ZM5 23H6V22H5ZM12 23L15 24L14 22H12ZM26 23H27V22H26ZM76 23H77V22H76ZM90 23H91V22H90ZM110 23H111V22H110V20H109V23H108V24H110ZM133 23H134V22H133ZM148 23L150 24V22H148ZM148 23H146V24H148ZM154 23H157V21L154 22ZM154 23H153V24H154ZM190 23H192V20H191ZM216 23H217V22H216ZM216 23H215V24H216ZM231 23H232V22H231ZM88 24H89V23H88ZM98 24H100V23H98ZM157 24H158V23H157ZM157 24H156V26H157ZM181 24H184V23H181ZM185 24H187V23H185ZM185 24H184V25H185ZM195 24H196V23H195ZM203 24H204V23H203ZM219 24H220V23H219ZM226 24L228 25L227 21L225 20V22L221 23L219 26H220V27H221V26H224V28H225V27H227ZM2 25H3V24H2ZM2 25H1L0 27H2ZM9 25H10V24H9ZM80 25H81V22H80ZM118 25H119V24H118ZM120 25H121V24H120ZM134 25L136 26V28L138 27L135 23H134ZM144 25H145V24H144ZM187 25L189 26V24H187ZM206 25H205V28H206ZM216 25H217V24H216ZM13 26H14V25H13ZM107 26H109V25H107ZM129 26H130V24H129ZM131 26H132V28L134 27L133 24H132ZM153 26H154V25H153ZM153 26H152V23H151L150 30H149L148 28H146V29L149 30V33H148V30H146V29H144V28H142V29H143V32H142V30L140 29V26H139L138 29L141 30V32H142L141 34H142L143 37L140 36V35H141L140 32H139L140 30L135 29L136 31L139 32V35H138V32H137V34L135 33L136 36L138 35V36L136 37L135 40H133V39H134V38H133V37H134L133 35H130V36L127 38V37H126L127 34H126V36L123 34V35L126 37L127 40H129V38L132 37L131 40H133L134 43H136V44L133 45L134 43H133V41H132V45H133V46H130L131 48H129V46H126V45H129V44H131V43L128 44L129 41H127L126 39L123 41V40L121 39V40L119 41V43H121L122 41H123V43H124V42H127V44L125 43V45L121 43V44H122V49L126 48V51H129V50H130V51H131V50H137V51H139V52H137V51H134V52H133V51H132L133 55H134V53H135V54H138V53H139V55H140V53H143V54H141V55H144L145 58H144V56H143V58L140 57V56H138L139 59H140V61H139V64H137L138 62L135 63L136 58L134 57V58H135L134 61L131 62L132 66H131V64H130V62H129V64H130L131 67L126 68V66H125L126 70L124 69L125 71L123 70V71H124V72H123L121 69H122V67H123L124 65H128V64H124V62L126 63V61H129L130 56H131V55H130L131 53L129 54L130 56H127V55H126L127 57H129V59L126 60V61H124V62L122 61L124 58L121 59V58H122V57H121L120 59H121V61H122V63H123V66L121 65L122 67H121V68H118V69H120V71H122L121 74H124L125 72H126V73L128 72L127 75H126V73H125V76H127V77H125L124 75H121V76H122V79H121V80H123L124 77H125V78H129V77H131V76L134 77L135 73H137V70L140 69L139 67H142V68L144 69V68H146L148 65H151L152 63H155V62H157V61L160 60V57H161L160 53H161V50H160L158 47H156L157 49H154V48H153L154 46H152V45L154 44V42L152 43V42H151L152 40H149V39H152V36H149L150 33H152L153 31L155 32V31L158 29V28L156 27V30H153V31H152L151 29H155ZM158 26H159V25H158ZM190 26H191V24H190ZM209 26H210V25H209ZM209 26H208V27H209ZM17 27H18V26H17ZM85 27H86V26H85ZM96 27H97V26H96ZM109 27H110V26H109ZM116 27H117V26H116ZM145 27H146V26H145ZM147 27H149V26H147ZM197 27H198V26H197ZM197 27H196V25H195V29H194V27L187 28L186 25H185V28H184V27H183V28H179L180 31L178 30V32H177V29H176L177 34H176V36H175L174 38L177 37L178 40L176 39V40H174V41H176V42H180V43H182V44L178 43V45H177V43H175V45L172 44V46H177V47H178L179 45L182 46V45H183V42H184V45H185L186 43H188V42H190V41H193L194 38H195L196 36H195V34L193 33V31H192V33H191V31L188 30V29H192V30L194 29V30H196ZM210 27H211V26H210ZM262 27H263V26H262ZM4 28H5V27H4ZM4 28H3V29H4ZM9 28H10V26H9ZM15 28H16V27H15ZM97 28H98V27H97ZM104 28H106V27H104ZM121 28H122V27L117 28V29H121ZM123 28H124V27H123ZM160 28L162 29V26H161ZM160 28H159V29H160ZM205 28H204V30H205ZM214 28H215V27H214ZM16 29H17V28H16ZM18 29H19V28H18ZM85 29H86V28H85ZM101 29H102V28H101ZM106 29H107L108 31H109V30L111 31L110 28H109V29L106 28ZM106 29H105V30H106ZM115 29H116V28H115ZM115 29L112 30V31H114V33H115V31L117 30V29H116V30H115ZM127 29H128V28H127ZM127 29H126V31H127ZM7 30H8V28H7ZM90 30H91L92 32L96 31V29H93V30H94V31H93L92 28H91ZM98 30H100V29L98 28ZM122 30H123V29H121V31H122ZM145 30L147 31L146 33H148V34H146V33L144 34ZM162 30H163V29H162ZM174 30H175V29H174ZM174 30H173V31H174ZM197 30H198V28H197ZM215 30H216V29H215ZM215 30H214V31H215ZM222 30H223V29H222ZM260 30H261V28H260ZM0 31H2L1 28H0ZM9 31H10V30H9ZM86 31H87V30H86ZM102 31H103V30H102ZM108 31H107V32H108ZM110 31H109L108 33H111V32H112V31H111V32H110ZM119 31H120V30H119ZM121 31H120V34L126 32V31H124V32H121ZM150 31H151V32H150ZM159 31H160V30H159ZM189 31H190V32H189ZM92 32H91V33H92ZM127 32H129V31H127ZM134 32H135V31H134ZM154 32H153V33H154ZM171 32H172V30H171ZM194 32H198V31H194ZM217 32H218V31H217ZM256 32H258V31H256ZM263 32H264V31H263ZM81 33H83V32H81ZM87 33H88V31H87ZM94 33H95V32H94ZM105 33H106V32H105ZM105 33H104V34H105ZM153 33H152V34H153ZM158 33H159V32H158ZM204 33H205V32H204ZM211 33H212V32H211ZM221 33H222V32H221ZM259 33H261V31H260ZM1 34H2V33L0 32V36H1ZM31 34H32V33H31ZM95 34H96V33H95ZM106 34H107V33H106ZM130 34H132V33H130ZM133 34H134V33H133ZM135 34H134V35H135ZM143 34H144V35H143ZM172 34H173V33H172ZM172 34H171V35H172ZM193 34H194V35H193ZM197 34H198V33H197ZM200 34H201V33H200ZM208 34H209V33H208ZM34 35H35V34H34ZM36 35H37V32H36ZM84 35H85V34H84ZM89 35H90V34H89ZM101 35H102V34H101ZM108 35H109V34H108ZM110 35H113V38H115V37L117 38V37H118L117 34L115 35V37H114V34H110ZM123 35H122V36H123ZM128 35H129V34H128ZM145 35H146L148 38H145V37H146ZM159 35H160V34H159ZM161 35H163V34L161 33ZM165 35H166V34H165ZM213 35H214V32H213ZM218 35H219V34H218ZM27 36L29 37V35H27ZM87 36H88V35H85V37H87ZM97 36H98V35H97ZM97 36H96V37H97ZM99 36H100V34H99ZM139 36L141 37V39H140ZM163 36H164V35H163ZM169 36H170V35H169ZM194 36H195V37H194ZM198 36H199V35H198ZM257 36L259 37V34H257ZM257 36H256V37L254 36V37H255L254 40L257 39ZM91 37H92V36H91ZM110 37H111V36H110ZM119 37H120V36H119ZM150 37H151V38H150ZM153 37H154V35H153ZM156 37H157V36H156ZM222 37H223V36H222ZM0 38H1V37H0ZM29 38H30V37H29ZM97 38H98V37H97ZM100 38H101V36H100ZM100 38H98V39H100ZM104 38L106 39L107 37L105 36ZM111 38H112V37H111ZM113 38H112V39H113ZM116 38H115V39H116ZM143 38H145V39H143ZM154 38H155V37H154ZM154 38H153V39H154ZM164 38H165V37H164ZM164 38H163V39H164ZM174 38H173V39H174ZM197 38H198V37H197ZM260 38H261V40H262V38H263V34H262V36H260ZM260 38H258V39H260ZM35 39H36V38H35ZM88 39H89V37H88ZM137 39H138V41L135 42ZM142 39H143V40H142ZM147 39L149 40V42H148ZM157 39L159 40L160 37L157 38ZM166 39H167V38H166ZM166 39H165V40H166ZM169 39H170V38H168L167 40H169ZM198 39H199V38H198ZM203 39H204V38H203ZM203 39H202V40H203ZM0 40H1V39H0ZM25 40H28V38H27V39L25 38ZM25 40H24V42H25ZM36 40H38V38H37ZM82 40H83V39H82ZM90 40H91V39H90ZM94 40H95V39H94ZM116 40H117V39H116ZM131 40H130V41H131ZM141 40H142V41H141ZM179 40H180V41H179ZM32 41H33V39H32ZM95 41H96V40H95ZM102 41H104V40L102 39ZM111 41H112V40H111ZM111 41H110V42H111ZM113 41L115 42V40H113ZM113 41H112V42H113ZM139 41H140V42H139ZM161 41H162V40H161ZM195 41H196V40H195ZM257 41H258V40H257ZM259 41H260V40H259ZM259 41H258V43H259ZM262 41H263V40H262ZM0 42H1V41H0ZM21 42H22V41H21ZM39 42H40V41H39ZM91 42H93V41L91 40ZM108 42H109V41H108ZM155 42H156V41H155ZM164 42L166 43V41H164ZM198 42H199V41H198ZM263 42H264V41H263ZM30 43L32 44V42H30ZM33 43H34V42H33ZM47 43H48V42H47ZM94 43H95V42H94ZM94 43H93V44H94ZM96 43H98V42H96ZM96 43H95V44H96ZM115 43H116V42H115ZM115 43H114V44H115ZM117 43H118V41H117ZM117 43H116V45L114 46V47H116V50L123 51V50H120L121 48L118 49V45H119V44H117ZM158 43H159V42H158ZM158 43H157V44H158ZM190 43H191V42H190ZM190 43H189V44H190ZM201 43H202V41H201ZM22 44H23V43H22ZM100 44H101V43H100ZM103 44H104V43H103ZM193 44L196 45V44H197V41L194 42V43H192V44H190L189 46H188V44H187V47H188V49H189L190 51H191V48H192L193 46H195V45H193ZM26 45H27V44H26ZM48 45H49V43H48ZM101 45H102V44H101ZM108 45H109L108 48L111 47L110 49H112V50L114 49V48H112V46H110L109 43H108ZM112 45H113V44H112ZM164 45H166V44H164ZM197 45L199 46V43H198ZM201 45H203V46L205 45L204 48H203V49L205 50L206 44H203V43H202ZM20 46H21V45H20ZM22 46H23V45H22ZM22 46H21V47H22ZM30 46H31V45H30ZM41 46H42V45H41ZM79 46H80V45H79ZM83 46H84V45H83ZM93 46H94V45H93ZM98 46H100V45H98ZM119 46H120V45H119ZM123 46H124V47H123ZM125 46H126V47H125ZM160 46H161V44H160ZM169 46H170V45H168L167 47H169ZM172 46H170V48H171ZM1 47H2V45H1V43H0V50H1ZM21 47H18V48H21ZM84 47H85V46H84ZM86 47H87V49H88V45H87ZM120 47H121V46H120ZM162 47L166 50V47H165V46H162ZM187 47H186V49H187ZM196 47H197V46H195V48H196ZM201 47H202V46H201ZM108 48H107V45H106V48H105V49H106L107 51H110V50H108ZM29 49H30V47H29ZM40 49H41V47H40ZM127 49H129V50H127ZM161 49H162V48H161ZM173 49H174V48H173ZM183 49H184V48H183ZM183 49H180V50H183ZM198 49H199V47H198ZM206 49H207V48H206ZM263 49H264V48H263ZM16 50H17V49H16ZM16 50H15V51H16ZM25 50H26V49H25ZM97 50H98V49H97ZM100 50H101V52H102V51H105V50H102V48H100L98 51H100ZM116 50H114V51H116ZM157 50H158V51H157ZM168 50H169V49H168ZM177 50H178V49H177ZM180 50H179L178 54H179V53H182V52H180ZM189 50H187V52H188ZM193 50H194V49H193ZM2 51H3V50H2ZM15 51H14V52H15ZM26 51H27V50H26ZM26 51H24L25 54H26ZM33 51H34V50H33ZM91 51H93V50L91 49L90 52H91ZM124 51H125V50H124ZM130 51H129V52H130ZM141 51H145V52L147 51V52H149V54L147 53V55H150V56H148V58L146 59V55L144 54V52H141ZM170 51H171V50H170ZM20 52H21V49H20ZM31 52H32V51H31ZM84 52H85V51H84ZM88 52H89V51H88ZM88 52H87V53H88ZM110 52H112V51H110ZM159 52H160V53H159ZM167 52H168V51H167ZM192 52H193V51H192ZM198 52H199V51H198ZM17 53H18V52H17ZM27 53H28V52H27ZM29 53H30V52H29ZM45 53H46V52H45ZM94 53H95V52H94ZM104 53H105V52H104ZM117 53H118V52H117ZM123 53H124V52H123ZM126 53H127V52H125V54H126ZM164 53H165V52H164ZM196 53H197V50H196ZM12 54H13V53H12ZM42 54H43V50H42ZM49 54H50V53H49ZM73 54H74V53H73ZM84 54H85V53H84ZM88 54H89V53H88ZM95 54H96V53H95ZM119 54H121V52H120ZM119 54H118V56H119ZM162 54H163V53H162ZM173 54H174V53H173ZM176 54H177V52H176ZM184 54H189V55H190V53H186V52H185ZM204 54H205V53H204ZM1 55H2V54H1ZM23 55H24V54H23ZM30 55H31V54H30ZM70 55H71V54H70ZM74 55H75V54H74ZM100 55H101V57H102V54L95 55V56L100 57ZM106 55L108 56V54H104V56H106ZM111 55H113V54H111ZM116 55H117V54H116ZM123 55H124V54H123ZM164 55H166V54H164ZM191 55L194 56L195 53H194V54H191ZM198 55H199V53H198ZM13 56H14V55H13ZM37 56H38V55H37ZM43 56H44V55H43ZM54 56H55V55H54ZM109 56H110V55H109ZM118 56H117V57H118ZM120 56H121V55H120ZM120 56H119V57H120ZM172 56L175 57V54L172 55ZM177 56H178V55H177ZM199 56H200V55H199ZM14 57H15V56H14ZM19 57H20V56H19ZM21 57H22V55H21ZM46 57H49V56H46ZM58 57H59V56H58ZM127 57H126L125 59H127ZM131 57H132V56H131ZM138 57H137V61L139 60ZM162 57H163V56H162ZM170 57H171V56H170ZM173 57H172V58H173ZM2 58L5 59L4 56L1 57V59H2ZM8 58H9V57H8ZM23 58H24V57H23ZM72 58H73V57H72ZM132 58H133V57H132ZM168 58H169V57H168ZM25 59H26V58H25ZM27 59H28V58H27ZM33 59H34V58H33ZM40 59H41V58H40ZM49 59H50V58H49ZM60 59H62V57H61ZM67 59H68V58H67ZM70 59H71V58H70ZM74 59H75V60H78V59H76V57H74ZM97 59H98V58H97ZM113 59H114V58H113ZM118 59H119V58H118ZM120 59H119V60H120ZM125 59H124V60H125ZM13 60H14V59H13ZM36 60H37V59H36ZM47 60H48V59H47ZM64 60H65V58H64ZM64 60H62V61H64ZM71 60H72V59H71ZM115 60H117V58H115ZM115 60H114V62H115ZM119 60H118V61H119ZM165 60H166V58H165ZM8 61H9V60H8ZM22 61H23V60H22ZM26 61H27V60H26ZM28 61H29V59H28ZM32 61H33V60H32ZM43 61H44V59H43ZM45 61H46V60H45ZM45 61H44V62H45ZM73 61H74V60H73ZM112 61H113V60H112ZM112 61H111V62H112ZM130 61H131V60H130ZM162 61H163V60H162ZM162 61H161V62H162ZM11 62H12V61H11ZM35 62H37V61H35ZM44 62H43V63H44ZM48 62H50V60H48ZM70 62H72V61H70ZM70 62H69V63H70ZM107 62H109V61H107ZM116 62H117V61H116ZM133 62H134V64H133ZM9 63H10V62H9ZM12 63H13V62H12ZM17 63H18V62H17ZM24 63H25V62H24ZM64 63H65V61H64ZM75 63H76V61H74L73 64H75ZM79 63H80V62H79ZM20 64H21V63H20ZM22 64H23V63H22ZM27 64H28V63H27ZM32 64H33V63H32ZM44 64H46V63H44ZM49 64H50V63H49ZM62 64H63V63H62ZM62 64H61V65H62ZM76 64H78V63H76ZM118 64H119V63H118ZM120 64H121V63H120ZM155 64H156V63H155ZM157 64H159V63H157ZM0 65H2V66H6V65H3V63H1ZM30 65H31V64H30ZM46 65H47V64H46ZM50 65H51V64H50ZM56 65H57V64H56ZM56 65H55V66H56ZM70 65H72V64H70ZM108 65L111 66V64H109V63H108ZM108 65L105 63V66H106L105 68H107ZM139 65H140V66H139ZM146 65H147V66H146ZM152 65H154V64H152ZM159 65H160V64H159ZM159 65H157V66H159ZM161 65H162V64H161ZM161 65H160V66H161ZM163 65H164V63H163ZM10 66H11V64H10ZM10 66H9V67H10ZM16 66H17V65H16ZM21 66H22V65H21ZM33 66H34V68H35L36 65L34 64ZM76 66H77V65H75V67H74L75 69L72 68V71H73V70L77 71L78 68L80 69L79 66H78L77 69H76ZM115 66H116V65H115ZM115 66H114V67H115ZM136 66H137V67L139 66V67H138L139 69H138ZM145 66H146V67H145ZM157 66H156V67H157ZM13 67L15 68V66H13ZM22 67H23V66H22ZM25 67H26V65L24 66V68H25ZM28 67H29V66H28ZM28 67H27V68H28ZM30 67L32 68V66H30ZM36 67H37V66H36ZM53 67H54V66H53ZM68 67H69V66H68ZM100 67H101V66H100ZM108 67H109V66H108ZM111 67H112V66H111ZM111 67L108 68V69L112 70ZM118 67H120V66H118ZM154 67H155V66H154ZM10 68H11V67H10ZM19 68H20V66H19ZM27 68H26V70H28V69L31 70V68H28V69H27ZM58 68H59V67H58ZM63 68H64V66H63ZM63 68H61V69H63ZM66 68H67V67H66ZM142 68H141V69H142ZM149 68H150V67H149ZM5 69H6V68H5ZM12 69H13V68H12ZM68 69L70 70V68H68ZM108 69H107V71H106L107 73H108ZM151 69H152V68H150L149 71H151ZM153 69H154V68H153ZM156 69H157V68H156ZM159 69H160V67L158 68V70H159ZM8 70H9V69H8ZM15 70H18V68H16ZM32 70H33V68H32ZM50 70H51V69H50ZM50 70H49V71H50ZM52 70H53V69H52ZM55 70H56V69H55ZM66 70H67V69H66ZM105 70H106V69H105ZM115 70H116V69H114V71H115ZM12 71H13V70H12ZM18 71H19V70H18ZM21 71H22V70H21ZM41 71H43V70H41ZM63 71H64V70H63ZM70 71H71V70H70ZM70 71H69V72H70ZM72 71L70 72V75H71V76H72V75L74 76V74H75L74 72H75V71H73V73H72ZM156 71H157V70H156ZM13 72H14V71H13ZM16 72H17V71H15V73H16ZM19 72H20V71H19ZM27 72H28V71H27ZM39 72H40V70H39ZM52 72H54V71H52ZM66 72H67V71H66ZM69 72H68V73H69ZM106 72H104V73L106 74ZM139 72H140V71H139ZM139 72H138V73H139ZM153 72H154V74H155V70H152V73H153ZM7 73H8V72H7ZM25 73H26V72H25ZM25 73H24V74L21 73L20 75H22V77L25 78V76H23V75H25ZM28 73H29V72H28ZM31 73H32V72H31ZM31 73H29V75H28V74H27V75L30 77V74H31ZM36 73H37V72H36ZM46 73H47V72H46ZM48 73H49V72H48ZM50 73H51V72H50ZM71 73H72V74H71ZM78 73H80V72H78ZM78 73H77V74H78ZM109 73H110V72H109ZM109 73H108V74H109ZM116 73H117V72H116ZM143 73H144V72H143ZM150 73H151V72H148V73L146 72V73H144V74H147V75L149 74V75H151V76H154L152 73H151V74H150ZM2 74H3V73H2ZM8 74H9V73H8ZM38 74H40V73H38ZM42 74H43V73H41L40 75H42ZM53 74H54V73H53ZM80 74H81V73H80ZM108 74L105 75V76L107 77ZM114 74H115V73H114ZM119 74H120V73H119ZM119 74H118V75H119ZM139 74H140V73H139ZM13 75H14V74H13ZM16 75L18 76V74H16ZM16 75H15V77H16ZM32 75H33V73H32ZM32 75H31V76H32ZM35 75H36V74H35ZM47 75H49V74H47ZM57 75H58V74H57ZM65 75H66V76H67V75L70 76L69 74H66V73H65ZM115 75H116V74H115ZM136 75H137V74H136ZM149 75H148V78L150 77ZM155 75H156V74H155ZM178 75H179V74H178ZM7 76H8V77H7V79H6L5 81L2 79V81L6 82V86H7V82H9V83L12 84L11 81H7V80L9 79V77H10V80L12 79V78H11L12 75L10 76V74H9V75H7ZM44 76H45V74L42 75V77H44ZM50 76H52V75H50ZM50 76H49V77H50ZM62 76H64V75H62ZM71 76H70V77H71ZM78 76H80V75H78ZM109 76H110V74H109ZM111 76H112V75H111ZM119 76H120V75H119ZM123 76H124V77H123ZM142 76H144V75L141 73V76L139 75L140 79H141ZM156 76H157V75H156ZM156 76H155V77H156ZM175 76H176V75H175ZM13 77H14V76H13ZM19 77H21V76H19ZM26 77H27V76H26ZM45 77H46V76H45ZM49 77H48V78H49ZM56 77H58V76H56ZM80 77H81V76H80ZM112 77H113V80H114L116 77L118 78V76H115V78H114V76H112ZM139 77H138V79H139ZM144 77H145V76H144ZM221 77H222V76H221ZM1 78H2V77H1ZM3 78L5 79V77H3ZM39 78H40V76H39ZM48 78H47V79H48ZM76 78H77V77H76ZM78 78H79V77H78ZM101 78H102V77H100V79H101ZM103 78H104V77H103ZM117 78H116L115 80H117ZM156 78H157V77H156ZM14 79H15V78H13L12 80H14ZM17 79H18V77H17ZM19 79H20V78H19ZM21 79H22V78H21ZM45 79H46V78H45ZM45 79H44V80H45ZM50 79H51V78H50ZM53 79H55V78L53 77L52 80H53ZM74 79H75V76H74ZM104 79H105V78H104ZM110 79H112V78H110ZM110 79H108V81H109ZM119 79H120V78H119ZM119 79L117 80L118 82H120ZM129 79H130V78H129ZM131 79H133V78H131ZM140 79H139V80H140ZM146 79H147V78H146ZM22 80H23V79H22ZM25 80H26V79H25ZM37 80H38V78L36 79V81H34L33 79H32V80H29V81L26 80V81H28V83H26V84L23 85L22 90H24L25 92H28L27 94H29L31 91H33V93H34L35 90H38V91H39V90L43 89V87H40L39 85H40V84L43 85V83H44L43 81H44V80H41V79L38 80V81H37ZM58 80H59V79H58ZM101 80H102V79H101ZM113 80H112V81H113ZM124 80H125V79H124ZM124 80H123V81H124ZM177 80H179V78H177ZM220 80H221V79H220ZM15 81H16V79L14 80V82H15ZM63 81H64V83L66 82V80H61L60 82H62V83H60V82L57 81V82H58L57 85L55 84V83H56L55 81H54L55 83L52 82V83H54L56 86H55L54 84H52V83L49 81V82L51 83L50 85H52V86L54 85L53 87L50 86V85H48V86L52 87V90H53V91H52L51 93H49V94H46V91H45V94H44L43 91H42V92H43L42 95H39V94H38L40 97L37 96V97H38V100H37V103L35 104V105H36V110H35L34 112H33L32 110H31V111H28V112H33L32 115H31L30 117H28V118H24V119L22 118L23 120H20L21 118H19V115H18V114L21 113V112H23V114H24V111H22V109L20 108L21 111L19 110L20 112L18 111V114H17V113L15 114V116H18V117H15V118H17V119L19 118L18 120L16 119V120H17L16 122H18V123H16V122L14 123L15 118H12V119H11V117H14V116H11V114L14 113V112H16V111H13V109H11V108H13V107H12V103H11L12 101H11V99H10V98H12V95H11V97L9 96V99L6 98L3 102L0 103V141H2V139H3V141L7 142L6 144H3V143H2V144H3V147H4V145H5V148H3L4 150L9 149V146H11V148H12V146H15L16 149H19L18 151H22V150H24L23 154H24V153L27 154V152H25V149H28V150H29L31 147H34V146H35V147H34V149H35L37 146L39 147L40 144H42L41 139L46 135V133L48 132V130L54 128V127H55L54 125H56L57 123H59V121H61V120L63 119V117H64L63 115H66V114L68 113V111H69V110L67 111V109H66V105H67V103H68V101H69L68 98H67L68 96L66 95V94H69V93H68V92L66 93V91H67V88L69 87V85H74V86H75V84H69L68 86H66V85H64ZM81 81H82V80H81ZM105 81H106V80H105ZM105 81H104V82H105ZM112 81H110V82H112ZM129 81H130V82H129ZM136 81L138 82L137 77L135 76L133 80H127V81H126V82H127L126 84L130 85L131 82H132V83H133V82L137 83ZM145 81L148 82L147 80H145ZM151 81L154 82V80H152V79H151ZM158 81H159V80H158ZM167 81H168V80H167ZM179 81H180V80H179ZM184 81H185V80H184ZM222 81H223V80H222ZM4 82H3V83H4ZM14 82H13V83H14ZM17 82H18V80H17ZM42 82H43V83H42ZM67 82H68V81H67ZM78 82H79L78 84H83V83H80V81H78ZM95 82H96V81H95ZM110 82H108V83H109L108 86L110 85ZM124 82H125V81H124ZM141 82L143 83V81H141ZM141 82H140V83H141ZM155 82H156V81H155ZM168 82H170V81H168ZM173 82L175 83V81H173ZM21 83H22V82H21ZM59 83H60V84H59ZM76 83H77V82H76ZM96 83H97V82H96ZM98 83H99V82H98ZM115 83H116V81H115ZM132 83H131V85H132ZM161 83H163V82L161 81ZM161 83H160V86H159V85L157 86V84H156V86H152V87H150V88L146 87V88H148V89H147L148 93H146L147 91H146V92H142V94H143L142 96H143V97H144V95H145V97H146V94H147V96H148L147 99H146L145 101H147V100L150 99V98H151L150 100H153V99H160V100H158V101L155 100V101H157L158 104H159V102H162V101H164V100H166V101H171L172 99H176V97L178 96V95L176 96V94H178V93H177L178 90H180V89H182V88H179L174 94H173L172 90H174V87L177 86V85H179V84H175V86L172 85V88L170 87L171 89H169V86L166 85V82L163 83V84H165L164 88L161 87V86H162ZM182 83H184V82H182ZM182 83H180V85H179L180 87L183 86ZM1 84H2V83H1ZM66 84H67V83H66ZM99 84H100V83H99ZM101 84H102V83H101ZM118 84H120V83H118ZM126 84H125V85H126ZM133 84H134V83H133ZM148 84L151 85V82H150V83L148 82L146 86H149ZM153 84H155V83H153ZM185 84L187 85V82H186ZM218 84H219V82L217 83V85H218ZM223 84H225V83H223ZM223 84L221 83L222 86H225V85H226V84H225V85H223ZM8 85H9V84H8ZM12 85H13V84H12ZM19 85H20V84H19ZM106 85H107V84H106ZM106 85L103 83V86H104V87H106ZM128 85H126L125 87L127 88ZM131 85H130V86H131ZM134 85H135V84H134ZM139 85H140V84H139ZM139 85H138V86H139ZM169 85H171V84H169ZM215 85H216V84H215ZM217 85H216V86H217ZM255 85H256V84H255ZM48 86H47V87H48ZM84 86H85V85H84ZM86 86H87V85H86ZM108 86H107V88L110 87V86H109V87H108ZM130 86H128V87H130ZM135 86H136V85H135ZM135 86H134V87H135ZM140 86H141V85H140ZM143 86H144V83H143ZM166 86H168V87H166ZM173 86H174V87H173ZM187 86H190V85H187ZM2 87H3V88L5 87V83H4V86H1V88H2ZM47 87H45V89H47ZM50 87H49V89H48V92L51 90ZM78 87H79V86H78ZM93 87H94V86H93ZM104 87H102V88L104 89ZM112 87H116V85H115V86H112ZM112 87H111V88H112ZM185 87H186V86H185ZM214 87H215V86L213 85V88H214ZM218 87H219V88H218ZM218 87H217L218 89H216V88H215V89H216V90H220V87H221V86L218 85ZM3 88H2V89H3ZM70 88H72V86H70L68 89H70ZM74 88H75V87H74ZM80 88H82L81 85H80ZM98 88H99V87H98ZM131 88H133V87H131ZM131 88H129V90H130ZM135 88H137V86H136ZM135 88H133V89H135ZM140 88H143V89L146 90L145 87H140ZM140 88L138 87V89H140ZM175 88H176V87H175ZM190 88H192V87L190 86ZM206 88H207V87H206ZM210 88H212V87H210ZM253 88H254V87H253ZM255 88L257 89L256 86H255ZM255 88H254V89H255ZM7 89H8V90H12V89H9V86H8ZM7 89H6V87L4 88V90H3V93H4V94H5L4 91H6V92L8 91ZM17 89H18V88H17ZM17 89H16V90H17ZM45 89H44V90H45ZM86 89H87V88H86ZM86 89H84V90H86ZM90 89H91V87H90ZM103 89L100 88V90H103ZM121 89L123 90L122 92L124 93V88H123V87H121L120 89L118 88V89H116V90L119 92ZM133 89H132V90H133ZM138 89H137V90L135 89V91H138ZM176 89H177V88H176ZM185 89H186V88H185ZM215 89H211V90H209V91H211L210 93H209L208 90H207V92H202V94H200V95H202V97H205V99H204V98H203V99H204L205 101H207V100H208V99L206 100V97H207V96H203V94H205V95H209V94L212 93V90H215ZM226 89H227V88H226ZM258 89H259V88H258ZM258 89H257V92H259ZM260 89H261V88H260ZM22 90H21V91H22ZM76 90H78V89H76ZM76 90L74 89V92H75ZM81 90H83V89H81ZM81 90H80V91H81ZM93 90H94V89H93ZM95 90H96V89H95ZM100 90H99V91H100ZM106 90H107V89H106ZM145 90H144V91H145ZM187 90H188V88L186 89V91H187ZM190 90L192 91V89H190ZM190 90H188V92H190ZM216 90H215V91H216ZM222 90H223V89H222ZM0 91H2V90L0 89ZM70 91H71V90H70ZM78 91H79V90H78ZM78 91H77V92H78ZM88 91H89V90H88ZM117 91H116L115 94L118 95V92H117ZM125 91H126V89H125ZM133 91H134V90H133ZM174 91H175V90H174ZM180 91H182V90H180ZM180 91H179V94L182 93V92H180ZM186 91H183V92L186 93ZM203 91H206L205 88H204ZM241 91H244V90H241ZM255 91H256V90H255ZM262 91H263V90H262ZM14 92H15V91H14ZM14 92H13V93H14ZM25 92H24V93H25ZM40 92H41V91H40ZM48 92H47V93H48ZM74 92H72V93H74ZM114 92H115V90H114ZM114 92H113V96H116V95L114 94ZM127 92H128V90H127ZM127 92H126V93H127ZM197 92H200V91H197ZM213 92H214V91H213ZM217 92H218V91H216V93H217ZM219 92L223 93V91H219ZM253 92H254V91H253ZM253 92H252V93H253ZM0 93H1V92H0ZM33 93H32V95H33ZM36 93H37V91H36ZM38 93H39V92H38ZM98 93H99V92H97V95H95L96 98H98V96H99ZM120 93H121V91H120ZM131 93H132V92H131ZM133 93H134V92H133ZM133 93H132V94H133ZM145 93H146V94H145ZM185 93H183V95H185ZM192 93H194V90H193ZM221 93H220V94H221ZM263 93H264V92H262L261 95H260V93H258V94H259L260 97H261V96H263ZM11 94H12V93H11ZM19 94H20V92H19ZM30 94H31V93H30ZM89 94H90V93H88V95H89ZM102 94H103V93H102ZM136 94H137V93H136ZM186 94H187V93H186ZM189 94H190V93H189ZM212 94H213V93H212ZM212 94H211V95H212ZM214 94H215V93H214ZM217 94H218V93H217ZM253 94L256 95L255 92H254ZM253 94H252V95L249 94V95H250V96H253ZM258 94H257V95H258ZM22 95H23V94H22ZM22 95H21V96H22ZM35 95H36V94H34V96H35ZM86 95H87V94H86ZM100 95H101V93H100ZM107 95H108V94H107ZM127 95H128V94H127ZM127 95H126V96H127ZM183 95H182V96H183ZM192 95H193V94H192ZM200 95H196V97H197V99H196V103H197V100L200 99V97H201ZM215 95H216V94H215ZM215 95H214V100L216 101V99H215ZM246 95H247V94H246ZM255 95H254V96H255ZM259 95H258V96H259ZM0 96H1V95H0ZM23 96H24V95H23ZM34 96H33V97H34ZM95 96H94V97H95ZM119 96H121V94H119ZM122 96H124V95H122ZM130 96H131V95H130ZM134 96H136V98H138L137 95H134ZM186 96L189 97V95H186ZM198 96H199V98H198ZM222 96H223V95H222ZM31 97H32V96H31ZM33 97H32L31 99H33ZM74 97H75V96H74ZM79 97H80V96H79ZM79 97H78V98H79ZM83 97H84V96H83ZM91 97H92V95H91ZM94 97H92V98H94ZM109 97H110V96H109ZM131 97H132V96H131ZM139 97H140V96H139ZM190 97H191V96H190ZM192 97H193V96H192ZM196 97L194 96V98H196ZM202 97H201V98H202ZM208 97H211V96H208ZM217 97H218V96H216V98H217ZM220 97H221V96H220ZM245 97H249V96H245ZM19 98H20V97H19ZM21 98H22V97H21ZM102 98H104V97H102ZM115 98L117 99L118 97H115ZM125 98H126V97H125ZM128 98H129V96H128ZM133 98H135V97H133ZM179 98H180V96H179ZM185 98H186V97H185ZM231 98H232V97H231ZM234 98H235V97H234ZM253 98H254V97H253ZM253 98H252V99H253ZM263 98H264V97H261V99H260V98L258 99V97H256V100H260V101H263V102H264V99H263ZM24 99H25V98H24ZM31 99H30V102H31ZM71 99H72V98H71ZM82 99H85V97L82 98ZM86 99H87V98H86ZM104 99H105V98H104ZM107 99L109 100V98H107ZM123 99H124V97H123ZM130 99H131V98H130ZM139 99L141 100V97H140ZM177 99H178V98H177ZM188 99H190V98H188ZM188 99H187V100L185 99V100H186L185 103H188V102L191 101V100L188 101ZM219 99H221V98H219ZM219 99L217 98V100H219ZM12 100L14 101V99H12ZM16 100H18V99H16ZM16 100H15V101H16ZM20 100L22 101V99H20ZM25 100H26V99H25ZM67 100H68V101H67ZM108 100H107V104H108ZM112 100H113V98H112ZM121 100H122V99H121ZM127 100L129 101V99H127ZM183 100H184V98H183ZM183 100H182V101H183ZM185 100H184V101H185ZM192 100H193V99H192ZM212 100H213V98H211V100L209 99V101L211 102L212 105H211L209 102H206L207 104H210L211 107H213V103H215L214 100H213V102H212ZM236 100H237V99H236ZM256 100H255V98H254V101H256ZM26 101H27V100H26ZM87 101H88V100H86V102H87ZM90 101H91V100H90ZM92 101H93V100H92ZM94 101H95V100H94ZM97 101H98V100H97ZM97 101H96V102H97ZM104 101H105V100H104ZM109 101H110V100H109ZM117 101H118V100H117ZM125 101H126V100H125ZM128 101H126V103H127ZM155 101H153V102H155ZM182 101H180V102H178V103H182ZM187 101H188V102H187ZM199 101H200V100H199ZM199 101H198V102H199ZM205 101H203L204 104H205V107H202V106H201L202 108H204V110H206V106H207L206 103H205ZM220 101H221V100H220ZM220 101H219V104H220V103L222 104L223 101H222V102H220ZM23 102H25V101H23ZM35 102H36V101H35ZM111 102H112V101H111ZM111 102H110V103H111ZM135 102H137V100H136ZM143 102H144V101H142V103H143ZM151 102H152V101H151ZM171 102H172V101H171ZM173 102H175V101L173 100ZM10 103H11V106H10ZM13 103H14V102H13ZM19 103H21V102H19ZM70 103H71V102H70ZM112 103H113V102H112ZM114 103H116V105H117V102H114ZM120 103H121V102H120ZM126 103H124V105H125ZM130 103H131V105H130ZM130 103H129V106L132 107V102H130ZM155 103H156V102H155ZM166 103H167V102H165V104H166ZM201 103H202V102H201ZM216 103H217V101H216ZM247 103H249V102H247ZM22 104H24V103H22ZM101 104H102V102H101ZM158 104H157V105H158ZM171 104H173L174 106L177 107V104H174V103H171ZM182 104H183V103H182ZM193 104H194V103H193ZM193 104H192V105H193ZM202 104H203V103H202ZM204 104H203V105H204ZM232 104H233V103H232ZM250 104H251V102H250L248 105H250ZM20 105H21V104H19V106H20ZM26 105H27V104H26ZM33 105H34V104H33ZM35 105H34L33 108H35ZM68 105H69V104H68ZM72 105H73V104H72ZM72 105H71V106H72ZM74 105L76 106V103H75ZM81 105H82V104H81ZM102 105H103V104H102ZM105 105H106V104H105ZM145 105H146V104H145ZM145 105H144V107H145ZM159 105H160V104H159ZM163 105H164V103L162 102V103H161V106L163 107ZM166 105H167V104H166ZM179 105H180V104H179ZM187 105H188V104H187ZM189 105H190V104H189ZM192 105H191V107H192ZM199 105H200V104H199ZM199 105L197 106L198 109L201 108V107L199 108ZM214 105H215V104H214ZM235 105H236V104H234V106H235ZM253 105H254V103H253ZM253 105H250V106L252 107L251 109H253L255 112L252 111V110H250V111H251V112H254V114H256V113H258V112H256V111H257V110H256V109H257V107H256L257 105H255L256 109L253 107ZM22 106H23V105H22ZM30 106H31V103H30ZM82 106H83V105H82ZM107 106H108V105H107ZM109 106H110V104H109ZM112 106H114V105H112ZM112 106H111V107H112ZM125 106H128V104L125 105ZM183 106H184V104H183ZM193 106H196V105L194 104ZM210 106H208V108H210ZM229 106H230V104H229ZM237 106H238V105H237ZM262 106L264 107V105H262ZM25 107H26V106H25ZM77 107H79V106H77ZM96 107L98 108V106H96ZM96 107H94V108L97 109ZM105 107H106V106H105ZM105 107H103V108H105ZM142 107H143V105H142ZM153 107H155V106H153ZM179 107H180V106H179ZM186 107H187V106H186ZM191 107H190V108H191ZM216 107H218V105L215 106V108H216ZM227 107H228V106H227ZM227 107H226V108H227ZM231 107L233 108V106L228 107L229 109L227 108L226 112H228L229 110L232 111ZM240 107H242V106H240ZM22 108H24V107H22ZM26 108H28V107H26ZM29 108H30V107H29ZM29 108H28V109H29ZM31 108H32V106H31ZM71 108H72V107H71ZM71 108H69V109H71ZM81 108H82V107H81ZM84 108H85V107H84ZM89 108H90V107H89ZM94 108H92L91 112H95V113H96V111H94ZM107 108H110V107H106V109H104V110H107ZM123 108H124V107H123ZM128 108H129V107H128ZM128 108H127V109H128ZM140 108H141V107H140ZM158 108H159V106H158ZM160 108H161V107H160ZM160 108H159V109H160ZM167 108H168V107H167ZM182 108H183V107H182ZM195 108H196V107H195ZM202 108H201V109H202ZM218 108H219V107H218ZM218 108H216V109H218ZM238 108H239V107H238ZM17 109H19V108L17 107ZM76 109H77V108H76ZM115 109H116V108H114V110H115ZM121 109H122V108H121ZM121 109H120V111H121ZM134 109H135V108H134ZM146 109H148V108H146ZM162 109H163V108H162ZM165 109H166V108H165ZM172 109H173V108H172ZM172 109H171V110H172ZM176 109H177V108H176ZM179 109H180V108H179ZM191 109H192V108H191ZM191 109H190V110H191ZM201 109H200V110H201ZM239 109H240V112H241V108H239ZM243 109H244V107H243ZM14 110H15V109H14ZM26 110H27V109H26ZM72 110H73V108H72ZM79 110H80V109H79ZM82 110H83V109H81V111H82ZM100 110L102 111L103 109H100ZM108 110H110V109H108ZM116 110H117V109H116ZM124 110H125V109H124ZM140 110H141V109H140ZM148 110H149V109H148ZM148 110H147V111H148ZM150 110H151V109H150ZM153 110H154V109H153ZM182 110H183V109H182ZM182 110H180V111H182ZM184 110H185V109H184ZM187 110H188V109H187ZM204 110L202 109V111H203L202 113H203L204 115H205V113H206V114H207V113H211V112H209L210 110H208L207 112H205ZM235 110H237L236 107H235V109H234V112H237V113L239 112V111H235ZM130 111H131V110H130ZM130 111H129V112H130ZM132 111H133V110H132ZM143 111H144V113L146 112L145 110H143ZM143 111H141V112L143 113ZM222 111H223V109H222ZM222 111H221V114L223 113ZM231 111H230V112H231ZM244 111H245V109H244ZM28 112H27V113H28ZM69 112H71V111H69ZM73 112H75V111H73ZM73 112H72V113H73ZM83 112H84V111H83ZM83 112H82V113H83ZM87 112H89V111H87ZM87 112H86V114H85L86 116H88V115H87ZM102 112H103V114H104L105 111H102ZM102 112H101V115H102ZM108 112H111V111H108ZM113 112H114V111H113ZM113 112H112V113H113ZM121 112H122V111H121ZM125 112H126V111H125ZM134 112H135V111H134ZM136 112H137V111H136ZM156 112H157V110H156ZM167 112H168V111H167ZM167 112H166V114H167ZM176 112H177V111H176ZM189 112H190V111H189ZM196 112H197V111H196ZM240 112H239V113H240ZM9 113H11V114L9 115ZM72 113H70V115H71ZM78 113H79V112H78ZM82 113H81V114H82ZM122 113H123V112H122ZM127 113H128V112H127ZM151 113H153V111H152V112H149V114H151ZM158 113H160V112H158ZM163 113H165V112H163ZM172 113H173V112H172ZM172 113H171V114H172ZM178 113L180 114V113H182V112H179V111H178ZM185 113H186V112H185ZM185 113L183 114V116L185 115ZM187 113H188V111H187ZM191 113H193V112H191ZM199 113H200V112H199ZM199 113H198V114H199ZM202 113H201V114H202ZM237 113H235V114H233V115H236ZM239 113H238V114H239ZM241 113H242V112H241ZM23 114L21 113L20 116H21V117H22V116L24 117ZM25 114H26V113H25ZM81 114H80V115H81ZM116 114H118V113H116ZM135 114H136V113H135ZM137 114H138V113H137ZM145 114H146V113H145ZM154 114H156V113L154 112ZM168 114H169V113H168ZM189 114H190V113H189ZM189 114H187V115L190 116L191 114H190V115H189ZM194 114H195V109H194ZM194 114H193V115H194ZM203 114H202V120H204L205 117L208 118L207 115H205V117L203 118V116H204ZM221 114H220V115H221ZM245 114H246V113H245ZM252 114H253V113H252ZM254 114H253V116H254ZM8 115L11 116V117H10L11 120H8V119H9V116H8ZM12 115H13V114H12ZM70 115H69V113H68V116H70ZM77 115H78V114H77ZM80 115H79V116H80ZM97 115H98V114H97ZM99 115H100V114H99ZM106 115H107V112H106ZM119 115H120V114H119ZM121 115H122V114H121ZM123 115H124V114H123ZM123 115H122V116H123ZM130 115H131V114H130ZM130 115H129V117H130ZM140 115H141V114H140ZM146 115H148V114H146ZM152 115H153V114H152ZM152 115H151V116H152ZM156 115H157V114H156ZM161 115H162V114H160V116H161ZM163 115H164V114H163ZM180 115H182V114H180ZM222 115H223V114H222ZM247 115H248V114H247ZM249 115H250V114H249ZM4 116H5V117L8 116V117H7L8 119L6 120V118H5ZM75 116H76V115H75ZM75 116H74V117H75ZM81 116H82V115H81ZM81 116H80V118H81ZM83 116H84V115H83ZM114 116H115V113H114ZM126 116H127V115H126ZM144 116H145V115H144ZM166 116H167V117H170V116H168V115H166ZM177 116H178V120H180L179 115H177ZM188 116H187V117H188ZM198 116H201V115H198ZM198 116H197V119H200V122H201L202 120H201V118H199ZM255 116H256L257 118H259L258 114H256ZM255 116H254V117H255ZM3 117L5 118V120L2 119ZM25 117H26V116H25ZM66 117H67V115L65 116V119H66ZM72 117H73V116H72ZM76 117H77V116H76ZM95 117H97V116L95 115ZM98 117H99V116H98ZM101 117H103V116H101ZM118 117H119V116H118ZM131 117H132V116H131ZM134 117H136V116H134ZM140 117H141V116H140ZM140 117H139V118H140ZM157 117H158V115H157ZM173 117H174V116H173ZM187 117L185 116V118H187ZM190 117H191V116H190ZM195 117H196V116H195ZM242 117H245V116L243 115V116H241V118H242ZM99 118H100V117H99ZM99 118H97V119H99ZM116 118H117V117H116ZM123 118L126 119L125 116H123ZM144 118H145L146 120L148 119L147 116L144 117ZM151 118H152V117H151ZM151 118H150V119H151ZM165 118H166V117H165ZM185 118H184V119H185ZM213 118H214V116H213ZM221 118H223V117H221ZM13 119H14V120H13ZM82 119H84V118L82 117ZM87 119H88L87 121L89 122V120H90L89 117H88ZM93 119H96V118H92V121H93ZM129 119H131V118H129ZM150 119H149V120H150ZM153 119H156V118H153ZM157 119H159V118H157ZM166 119H167V118H166ZM174 119H175V117H174ZM191 119H192V117H191ZM191 119H190V120H191ZM197 119H196V120H197ZM216 119H217V117H216ZM216 119H215V120H216ZM259 119H260V118H259ZM19 120H20V121H19ZM66 120H67V119H66ZM72 120H73V119H72ZM160 120H161V117H160V119H159L158 121L160 122ZM162 120L165 121L163 118H162ZM169 120H170V119H169ZM176 120H177V119H176ZM207 120H208V119H207ZM219 120H220V119H219ZM63 121H64V119L62 120V122H63ZM75 121H76V120H75ZM83 121H84V120H83ZM83 121H82V122H83ZM85 121H86V119H85ZM85 121H84V122H85ZM87 121H86V122H87ZM90 121H91V120H90ZM92 121H91V123H89V124H92ZM101 121H102V120H101ZM147 121H148V120H147ZM158 121L155 120L154 122L157 123ZM184 121H185V120H184ZM184 121H182V122H184ZM186 121H187V120H186ZM243 121H245V120L243 119ZM66 122H67V121H66ZM71 122H72V121H71ZM94 122H95V121H94ZM96 122H97V120H96ZM102 122H103V121H102ZM154 122H152V123H154ZM159 122H158V123H159ZM161 122H162V121H161ZM169 122H171V121H169ZM182 122H180V123H182ZM194 122H195V121H194ZM194 122H193V123H194ZM198 122H199V121H198ZM198 122H197V124L199 125ZM207 122H208V121H207ZM215 122H216V121H215ZM246 122H247V124H248L249 121H246ZM246 122H245V125H247ZM68 123H70V122H68ZM100 123H101V122H100ZM162 123H163V122H162ZM166 123H167V121H166ZM180 123L178 122V124H180ZM187 123H188V122H186V124H187ZM202 123H203L202 126H203V125H208V124L205 123V120H204V122H202ZM204 123H205V124H204ZM241 123H242V122H241ZM241 123H240V124H241ZM77 124H78V123H77ZM101 124H102V123H101ZM164 124H165V123H164ZM170 124H171V123H170ZM172 124H173V123H172ZM176 124H177V122L175 121V125H176ZM186 124H185V125H186ZM195 124H196V123H195ZM195 124H194V125H195ZM197 124H196V126H197ZM200 124H201V123H200ZM213 124H214V123H213ZM213 124H212V125H213ZM215 124H217V123H215ZM57 125H58V124H57ZM57 125H56V127H59V126H57ZM59 125H60V124H59ZM67 125H68V124H67ZM67 125H65V126L68 128L69 125H68V126H67ZM70 125H74V123H72V124L70 123ZM80 125H82V123H81ZM94 125H95V124H94ZM158 125H161V124H158ZM182 125H184V124H182ZM182 125H179V127H182ZM185 125H184V126H185ZM191 125H192V124H191ZM191 125H190V126L188 125V126L191 128L190 131H191L192 128H193V127H191ZM241 125H242V124H241ZM245 125H244V126H245ZM250 125H251V122H250ZM250 125L247 126V127L250 128ZM262 125H263V124H262ZM53 126H54V127H53ZM60 126H61V125H60ZM87 126H89V125H87ZM92 126H93V125H92ZM92 126H91V127H92ZM153 126H156V125H153ZM165 126H166V125H165ZM172 126H173V125H172ZM172 126H170V127H168V128L170 129ZM184 126H183V127H184ZM186 126H187V125H186ZM200 126H201V125H200ZM200 126H199V127H198V126L196 127V128L198 129V130L196 131V133H199V130L201 129ZM213 126H214V125H213ZM213 126H212V127H213ZM251 126H252V125H251ZM91 127H89V128L92 130ZM93 127H94V126H93ZM161 127H163V126L161 125L160 128H161ZM174 127H175V126H174ZM179 127H178V128H179ZM194 127H195V126H194ZM262 127H263V126H262ZM69 128H70V127H69ZM73 128H74V127H73ZM73 128H72V129H73ZM87 128H88V127L85 126L84 129L87 130ZM160 128H159V126H158V130H159ZM166 128H167V127H166ZM168 128H167V129H168ZM187 128H188V127H187ZM202 128H203V127H202ZM210 128H211V127H210ZM62 129H63V127H62ZM64 129H66V128H64ZM78 129H79V128H78ZM163 129H164V128H163ZM238 129H240V127H238ZM52 130H53V129H52ZM66 130H67V129H66ZM68 130H69V129H68ZM172 130H174V129H172ZM172 130L170 131L171 134H172V132H173V133L176 132V131H172ZM176 130H177V129H176ZM188 130H189V129H188ZM193 130H196V129L193 128ZM232 130H233V129H232ZM63 131H65V130H63ZM63 131H62V132H63ZM73 131H74V130H73ZM80 131H81V128H80ZM80 131H79V134H80ZM88 131H89V130H88ZM161 131H162V130H161ZM161 131H159V132L156 131V132H158V134H159ZM179 131H182V130L179 129ZM190 131H187V132H190ZM210 131L212 132V131H214V130H210ZM58 132H59V131H58ZM66 132H67V131H66ZM66 132H65V133H66ZM74 132H75V131H74ZM83 132H84V131H83ZM95 132H96V130H94V133H95ZM156 132H155V133H156ZM166 132H167V131H166ZM170 132H169V134L166 133V135H164V134H163V135L161 134V135L166 137L167 134L170 135ZM200 132H201V131H200ZM65 133H63V134H65ZM71 133H73V132H71ZM88 133H89V132H88ZM94 133H93V134H94ZM163 133H164V132H163ZM206 133H208V131H207ZM219 133H220V132H219ZM263 133H264V132H263ZM50 134H51V132H50ZM68 134H69V133H68ZM82 134H83V133H82ZM175 134H176V133H175ZM185 134H186V130H185ZM185 134H184V135H185ZM191 134H192V133H191ZM191 134H190V136H191ZM199 134H200V133H199ZM208 134H209V133H208ZM213 134L215 135L214 132H213ZM216 134H218V132H217ZM66 135H67V134H66ZM159 135H160V134H159ZM180 135H182V134H180ZM184 135H182V136H184ZM187 135H189V134H187ZM200 135H201V134H200ZM200 135H199V136H200ZM249 135H250V134H249ZM249 135H248V137L250 138L251 136H249ZM60 136L62 137V135H60ZM67 136H68V135H67ZM93 136H94V135L91 136L90 140L92 139ZM174 136H175V135H174ZM174 136H173V137H174ZM185 136H186V135H185ZM190 136H187V137H190ZM195 136H198V135H195ZM199 136H198V138H199ZM203 136H204V135H201V136H200L201 138H199V140H203V141L206 143V141L204 140V139H205L204 137H206V136H204V137H203ZM258 136H259V135H258ZM258 136H255L254 138L256 139V137H258ZM58 137H59V136H58ZM72 137H74V135H73ZM83 137H84V136L80 137V139L83 138ZM86 137H87V135H86ZM86 137H85L83 140L87 139ZM94 137H96V136H94ZM165 137H164V139H166ZM173 137H172V138L169 137V138L173 140ZM175 137H179V135H178V136H175ZM187 137H186V138H187ZM209 137H211V136H209ZM44 138H45V137H44ZM63 138L66 139V136L63 137ZM68 138H69V136H68ZM186 138H185V139H186ZM193 138H194V137H193ZM193 138L190 137V138H188V139L185 140V141H187L188 143L191 144V142H189L188 140H189V139H190V140L192 139L191 141H193ZM202 138H204V139H202ZM206 138H207V137H206ZM260 138H261V137H260ZM65 139H64V140H65ZM70 139H71V138H70ZM88 139H89V138H88ZM93 139H94V138H93ZM176 139H177V138H176ZM178 139H179V138H178ZM194 139H195V138H194ZM252 139H253V137H252L250 140H252ZM45 140H47V139H45ZM60 140H63V139L60 138ZM71 140H72V139H71ZM78 140H79V139H78ZM83 140H82V141H83ZM172 140H170V142H171ZM182 140H184V139H182ZM199 140L193 142L192 144L195 143V145H196V144L198 145V143H200ZM206 140H207V139H206ZM210 140H212V139L210 138L209 141H210ZM256 140L258 141V139H256ZM52 141H53V140H52ZM65 141H66V140H65ZM72 141H73V140H72ZM166 141H167V140H166ZM185 141L179 142V146L182 145V146H180V147H183V148H184L185 145L183 146V144L185 143ZM257 141H256V142H257ZM43 142H44V141H43ZM46 142H47V141H46ZM46 142H45V143H46ZM68 142H69V140H68ZM85 142H87V140H85ZM175 142H176V140H175ZM183 142H184V143H183ZM210 142H211V141H210ZM213 142H214V140L212 141V143H213ZM8 143H12V144H14V145H8V146H6ZM60 143H61V141H59V144H60ZM63 143H65V142H63ZM66 143H67V142H66ZM66 143H65V144H66ZM172 143H173V142H172ZM182 143H183V144H182ZM188 143H185V144H186V147H187V146H190V144L187 145ZM201 143H202V141H201ZM2 144H1V145H2ZM61 144H62V143H61ZM61 144H60V145H61ZM65 144H64V145H65ZM70 144L74 145L75 143H74V144H73V143H70ZM77 144H79V141H78ZM77 144H76V145H77ZM82 144H83V142H82ZM82 144L80 143L79 145H82ZM84 144H85V143H84ZM87 144H88V142H87ZM166 144H167V143H166ZM168 144L170 145L169 142H168ZM173 144H174V143H173ZM175 144H176L175 147H176L177 150H178L180 147L178 148V147H177V143H175ZM175 144H174V145H175ZM192 144H191V145H192ZM206 144H207L206 146H204V144H203V147H202V144H199V146L202 147V148H204V149H208V150H209V147L211 148V147L215 146V144H213V146H210L211 143L208 144V140H207V143H206ZM1 145H0V147H2ZM44 145H45V144L43 143V145H41V146L43 147ZM62 145H63V144H62ZM62 145H61V146H62ZM66 145H67V144H66ZM92 145H93V144H92ZM169 145H168V147H169ZM174 145H173V146L171 145V147H174ZM195 145H193V147H195ZM208 145H209V147H208ZM211 145H212V144H211ZM53 146H54V144H53ZM74 146H75V145H74ZM82 146H83V145H82ZM87 146H88V145H87ZM166 146H167V145H166ZM48 147H49V146H48ZM58 147H59V146H58ZM58 147L56 146L57 149H58ZM65 147H66V146H65ZM69 147H70V146H69ZM72 147H73V146H72ZM80 147H81V146H80ZM84 147H85V146H84ZM175 147H174V149H175ZM190 147L193 148L192 146H190ZM200 147H199V149H198L199 152H200ZM205 147H208V148H205ZM215 147H216L215 149H214V148H212V149H214V150L217 149V150H218L217 146H215ZM218 147H219V146H218ZM15 148H13V149H15ZM53 148H54V147H53ZM73 148H74V147H73ZM82 148H83V147H82ZM91 148H93V147L88 148V150H90ZM163 148H164V147H163ZM183 148H182V149H183ZM196 148H198V146H197ZM202 148H201V149H202ZM13 149H11V151H10V149H9V151L12 153V150H13ZM34 149H31V151L34 150ZM39 149H40V148H39ZM60 149H61V147H60ZM63 149H64V148H63ZM85 149H86V148H85ZM85 149H82L81 153H84ZM160 149H161V148H160ZM167 149H168V148H167ZM174 149H173V150H174ZM182 149H179L180 151L178 150L179 153L182 152ZM184 149H186V150L188 149V150H189L190 148L187 147V148H184ZM194 149H195V148H193V149H191V150L193 151ZM212 149H210V151H207V152L204 150V151L207 153V154H205V153H204V154L209 156V155H210L209 153L213 151ZM1 150H2V149H0V151H1ZM4 150H3L4 153L2 152V154H1V152H0V154H1V155H0V164H1L2 168L4 169V171H7V173H6V172L2 173L3 170L1 169V170H0V179H2V180L4 179V181H5V179H6V181H7V180L12 181V180L16 179L15 177L17 176V173H21V174H20V175H21L20 181H22L23 179L25 180V178H28V181L30 182L28 176L32 173V171H34V169H35L36 166H37V165H36L37 162H36V163L34 162V161H36V158H37V157H36L35 155L29 153L30 155L28 154V156H27L26 158L24 157V156H25V154H24V156L20 155V157L17 158V159L21 158L20 160H14L13 158H14V156L17 155V154L14 155V154L12 153V154H10V155H12V156H5V157H3V155L6 153ZM36 150H37V149H36ZM54 150H55V148H54ZM58 150H59V149H58ZM65 150H66V149H65ZM78 150H79V149H78ZM83 150H84V151H83ZM86 150H87V149H86ZM91 150H93V149H91ZM98 150H100V149H98ZM145 150H146V149H145ZM145 150H144V152H145ZM168 150H169V149H168ZM168 150H167V151H168ZM171 150H172V149L170 148V151H171ZM173 150L171 151V153H173V154H172V155L169 154V155L171 156V158L174 156V152H173ZM177 150H176V152H175L176 154L178 153ZM196 150H197V149H196ZM196 150H195V152H196ZM220 150H221V149H220ZM220 150H219V153H220ZM7 151H8V150H7ZM9 151H8V152H9ZM29 151H30V150H29ZM31 151H30V152H31ZM55 151H56V150H55ZM60 151H62V150H60ZM68 151H69V150H67V152H68ZM70 151H72V150H70ZM94 151H96V150H94ZM94 151H93V152H94ZM101 151L103 152V150H101ZM153 151H154V150H153ZM155 151H157V150H155ZM155 151H154V152H155ZM183 151H185V150H183ZM189 151H190V150H189ZM202 151H203V150H202ZM202 151H201V152H202ZM221 151H222V150H221ZM10 152H9V153H10ZM34 152H35V150H34ZM44 152L46 153L47 150L44 151ZM53 152H54V151H53ZM53 152L51 151L52 155L55 153V152H54V153H53ZM72 152H73V151H72ZM76 152H77V151H76ZM86 152H87V151H86ZM86 152H85V153H86ZM96 152H97V151H96ZM99 152H100V151H99ZM142 152H143V151H142ZM146 152H147V151H146ZM148 152H149V151H148ZM158 152H159V151H158ZM162 152H163V151H162ZM186 152H187V151H186ZM186 152H184V153L186 154ZM195 152H192V153H195ZM216 152H217V151H216ZM9 153H8V154H9ZM15 153H19V152L16 151ZM31 153H32V152H31ZM42 153H43V152H42ZM42 153H41V154H42ZM51 153H50V157H47L46 155H45V156H46L47 158H51ZM56 153H57V152H56ZM60 153H61V152H60ZM62 153H63V152H62ZM64 153H65V152H64ZM70 153H71V152H70ZM73 153H74V152H73ZM85 153H84V155H85ZM91 153H92V151H91ZM159 153H160V152H159ZM167 153H168V152H167ZM167 153H166V154H167ZM192 153H191V154H192ZM197 153H198V151H197ZM212 153L214 154V152H212ZM8 154H7V155H8ZM19 154H20V153H19ZM21 154H22V153H21ZM34 154H35V153H34ZM41 154H40V156H41ZM43 154H44V153H43ZM46 154H47V153H46ZM75 154H76V153H75ZM78 154H79V151H78ZM89 154H90V153H89ZM100 154H101V152H100ZM102 154H103V153H102ZM145 154L147 155V153H145ZM204 154H203V155H204ZM217 154H218V153H217ZM13 155H14V156H13ZM31 155H33V156H35V157H33V156H31ZM55 155H56V154H54L53 156H55ZM66 155H67V154H66ZM69 155H70V154H69ZM79 155H80V154H79ZM86 155H88V154H86ZM90 155H91V154H90ZM92 155H94V154H92ZM96 155H97V153H96ZM134 155H135V154H134ZM137 155H139V153H138ZM137 155H136V156H137ZM156 155H157V154H156ZM158 155H160V154H158ZM163 155H165V154H163ZM180 155H182V154H180ZM193 155H194V154H193ZM193 155H192V156H193ZM205 155H204V156H205ZM18 156H19V155H18ZM42 156H44V155H42ZM45 156H44V157H45ZM59 156H60V154H59ZM62 156H64V155H62ZM70 156H71V155H70ZM148 156H150V155H148ZM165 156H166V158H167V155H165ZM170 156H168V158H170ZM186 156H187V155H186ZM188 156H190V153H188ZM188 156H187V158H188ZM195 156H196V154L194 155V159H192V157H191V159H192V160H196V159H195ZM198 156H199V155H198ZM200 156H201V155H200ZM220 156H221V155H220ZM22 157H23V158H22ZM55 157H56V156H55ZM60 157H61V156H60ZM66 157H67V156H66ZM66 157H64V159H65ZM80 157H84V156L81 155ZM88 157H89V155H88ZM90 157H91V156H90ZM140 157H141V156H140ZM160 157H161V156H158V157H157V158L159 159V161H161L160 159H162V158H160ZM178 157H182V156H179V155H178ZM183 157H184V154H183ZM201 157H202V156H201ZM221 157H222V156H221ZM15 158H16V156H15ZM39 158H40V157H38L37 159H39ZM73 158H74V157H73ZM78 158H79V156H78ZM92 158H93V157H92ZM96 158H99V157L96 156ZM102 158H103V157H102ZM134 158H135V157H134ZM136 158H137V157H136ZM136 158H135V159H136ZM138 158H139V157H138ZM145 158H146V156H145ZM150 158H151V157H150ZM150 158H149V160H151ZM168 158H167V160H168ZM199 158H200V157H199ZM199 158H197V160H198ZM51 159H52V158H51ZM71 159H72V158H71ZM71 159H70V160H71ZM75 159H76V157H75ZM80 159H81V158H80ZM86 159H88V158H86ZM135 159H134V161H135ZM141 159H143V158L141 157ZM163 159H164V158H163ZM174 159H176V158L174 157ZM177 159H179V158H177ZM177 159H176V160H177ZM188 159H190V157H189ZM205 159H206V158H205ZM205 159L202 158V160H205ZM207 159H208V157H207ZM218 159H220V157H219ZM40 160H41V159H40ZM49 160H50V159H48L47 164L49 163ZM66 160H67V159H66ZM81 160H82V159H81ZM91 160H92V159H91ZM91 160H90V161H91ZM94 160L99 161V159H98V160H97V159H94ZM94 160H93V162H94ZM108 160H109V159H108ZM112 160H113V159H112ZM170 160L173 161V159H170ZM186 160H187V159H186ZM200 160H201V159H200ZM42 161L44 162L45 160H42ZM42 161H41V162H42ZM64 161H65V160H64ZM74 161H75V160H74ZM88 161H89V160H88ZM90 161H89V162H90ZM100 161H101V160H100ZM100 161H99V162H100ZM124 161H126V159H125ZM124 161H123V162H124ZM130 161H131V160H130ZM138 161H139V160H138ZM154 161H155V160H154ZM172 161H171V164H172ZM178 161L180 162V159H179ZM188 161H189V160H188ZM190 161H191V160H190ZM190 161H189V163H187V164L189 165V167H191V166H190V164H191ZM39 162H40V161H39ZM39 162H38V163H39ZM41 162H40V163H41ZM43 162H42V163H43ZM56 162H57V161H56ZM59 162H62V163H63V160H61V161H59ZM75 162H77V161H75ZM75 162H73L74 164H73L72 166L75 165ZM82 162H83V161H82ZM85 162H87V161H85ZM101 162H102V161H101ZM106 162H107V161H106ZM108 162H110V161H108ZM111 162H112V161H111ZM143 162H144V164L146 163L145 161H143ZM161 162H163V164H161V163H160V164H152L151 167H148V166H147V168H146V167L144 168L145 165H141V166H143L142 168L139 167V166H138V168H137V165H139V163H137V164H129V163H128V164H104V163H103L104 165H106V166H104V165H103V166H104L105 168L108 167V169L111 170V173H110V174H108V172H107V174H106L105 172H104V173L106 174L105 176H107V177L110 175V176H109V177H110V178H109V181H110V179H111V181H112V183H113V184H111L112 186H113V185L115 186V182L118 181L117 183H119V184H120L121 182L123 183V184L121 183V184L123 185L122 187L120 186L121 189H122V188L125 189V187H129V189L132 190L131 192H129L130 195H128L129 193L126 192V193H127L126 195L128 196L129 201H131V199L133 198V202L138 203V205H139V202H137V201H140V202H141L142 200H143V201L146 200V202H148V199H147V198H148L149 196H151V195H149V194H151L152 192H154V191L156 190V191H155V193L157 192L156 194H158V192L160 193L161 191L164 192V193L161 192V195H162V196H161L160 194H158V195H160V198L162 197L163 200H165V202H166V204H167V199H169V200L172 199L171 197H172L173 195L171 196V194L173 193V191L171 190V191H172V193H171V192L168 190V188H165V184H164V186H163V183H162V177L164 176V173H162V174H163V176H162V175H161V172H165V170H163V169H164L166 166H168V165L171 166V164H170V162H169V164H167V163L164 164V160L161 161ZM165 162H166V159H165ZM184 162H185V161H184ZM213 162H214V160H213ZM215 162L218 163V160L215 161ZM220 162H222V161H220ZM34 163H35V164H34ZM52 163H53V162H52ZM78 163L80 164V162H78ZM96 163L99 164L98 162H96ZM132 163H133V162H132ZM174 163H175V162L173 161V164H174ZM177 163H178V162H177ZM182 163H183V162H182ZM185 163H186V162H185ZM195 163H196V162H195ZM200 163H201V162H200ZM200 163H199V164H196L197 166H196L195 164H193V163H192V164L194 165V166H193L194 168H195V167H196V169L199 168L198 170H196V169H195V170H196L197 172H198V171L201 172V175H202V171H201V170H203V168L205 169V164H202L203 166H201ZM204 163H205V162H204ZM217 163H216V164H217ZM43 164H44V163H43ZM47 164H46V166H45V164H44L43 166H45V168H46V167L49 166V165L47 166ZM53 164H55V161H54ZM58 164H59V163H58ZM65 164H66V163H65ZM69 164H71V163L68 162V165H69ZM89 164H90V167H91V166H92L91 162H90ZM94 164H95V163H93V166L96 165V164H95V165H94ZM140 164H141V163H140ZM218 164H220V163H218ZM34 165H35V166H34ZM56 165H57V164H56ZM77 165H78V164H77ZM87 165H88V164H87ZM99 165H101V164H99ZM134 165H136V166H134ZM148 165H150V164H148ZM176 165H178V164H174V165H172V166H176ZM179 165H180V164H179ZM185 165H186V164H185ZM185 165H183V166H184V169L186 168ZM213 165H214V164H212V162H211V163H210V166H213ZM240 165H242V164H240ZM1 166H0V167H1ZM38 166H39V165H38ZM41 166H42V165H41ZM50 166H51V162H50ZM53 166H55V165H53ZM64 166H66V165H64ZM72 166H71V167H72ZM84 166H85V165H84ZM84 166H82V167H84ZM93 166H92V167H93ZM133 166H134L135 168H137V169H135ZM180 166H182V165H180ZM198 166H200V167H198ZM237 166H238V165H237ZM237 166H234V167H236V170H235V169L233 170V168H234V167H233V164H231V168H229V165H228V164H226V165H225V164L222 165L223 168L226 167V169H227V172H225V169L223 170V172H225V175H224V173L222 172L223 174H220V176H216V177H215L214 175H216V174H214V172H216V171H214V172H213V178H215V180H214V181L212 180V182H211V178H209L210 182L213 183V182L216 181L215 183L217 184V182H221V181H223V184H224V185H222L221 183H219V184L222 185V186H221V185H219V186H220V187H223V186H224V187L226 188L227 184L230 185L229 183H230V182H233V181H230V180H231L236 174L239 176L240 173H239V174H238V173H235V171L238 170ZM251 166H252V165H251ZM33 167H35V168L33 169ZM51 167H52V166H51ZM56 167H58V166H55V168H56ZM66 167H67V166H66ZM66 167H65V168H66ZM95 167L98 168L97 165H96ZM101 167H102V166H101ZM101 167H100V168H101ZM176 167H177V168H176ZM176 167H174V169H178L179 166H176ZM201 167H202V168H201ZM207 167L209 168L208 164L206 165V169H207ZM218 167H219V166H218ZM222 167H221V168H222ZM243 167H247V166L245 165V166H243ZM248 167H250V166H248ZM253 167H254V166H253ZM43 168H44V167H43ZM67 168H69V166H68ZM77 168H78V166H77ZM123 168H125V169L123 170ZM127 168H128V170L134 168V170H133V169L131 170V172L134 171V172H132L133 174H131V172H128V171L126 170ZM139 168H141V169H139ZM187 168H188V166H187ZM187 168H186V169H187ZM191 168H192V167H191ZM191 168H189V172H192V171H190ZM194 168H193V169H194ZM200 168H201V170H200ZM241 168H242V166H241ZM251 168H252V167H251ZM32 169H33V170H32ZM38 169H39V168H38ZM48 169H50V168L48 167ZM60 169H61V168H60ZM62 169H63V168H62ZM69 169H70V168H69ZM79 169H80V168H79ZM82 169H83V168H82ZM179 169H182V167H179ZM193 169H192V170H193ZM206 169L203 171V172H204V173H203V177H202L203 180H201V181H203V182H204L205 177H207V175L209 176V175H210V172L212 171V169H211L210 171H209V170L206 171ZM228 169H229V170L231 169L230 172H232V170H233L234 173H229V172H228V171H229ZM243 169L245 170V168H243ZM254 169H255V167H254ZM42 170H43V169H42ZM44 170H45V169H44ZM46 170H47V169H46ZM51 170H53V168H52ZM54 170L56 171V169H54ZM54 170H53V171H54ZM58 170H59V169H58ZM66 170H67V169H65V171H66ZM72 170L74 171V170H76V169H72ZM77 170H78V169H77ZM86 170H88V169H85V173L87 172ZM162 170H163V171H162ZM170 170H171V169H170ZM170 170H169L168 172H170V173L172 174L173 169H172L171 171H170ZM214 170H217V169L214 167ZM249 170H250V169H249ZM251 170L253 171V169H251ZM1 171H2V172H1ZM18 171H19V172H18ZM49 171H50V170H48V173H49ZM65 171H63V172L65 173ZM68 171H69V170H68ZM70 171H71V170H70ZM89 171H90V168H89ZM89 171H88V172H89ZM91 171H92V170H91ZM107 171H109V170H107ZM123 171H125V173H122ZM126 171H127V173H126ZM185 171H186V170H185ZM196 171H195V172H196ZM205 171L208 172L207 175L205 174V173H206ZM217 171H218V170H217ZM241 171H242V170H241ZM241 171H240V172H241ZM246 171H247V169H246ZM252 171H251V173H253ZM35 172H36V171H35ZM44 172H45V171H44ZM50 172H51V171H50ZM80 172H81V171H80ZM82 172H83V171H82ZM218 172H219V171H218ZM255 172H256V170H255ZM36 173H37L38 175H40V173H38V172H36ZM45 173H46V172H45ZM52 173H53V172H52ZM54 173H56V172H54ZM76 173H77V172H76ZM89 173L92 175V173H95V172H89ZM121 173L124 175V177H126V176H125L126 174H127V176L129 177V175H128L129 173L132 175L131 177H129V178H131V179H130V180H131L130 185H129V183H127V180H128V179H127V180H126V179H125V180L121 179L122 181L119 182V181H120V178L123 177V176H121V175H122ZM166 173H167V172H166ZM175 173H177V172H175ZM175 173H173V174H175ZM192 173H193V172H192ZM192 173H190V174H192ZM256 173H257V172H256ZM37 174H36V175H37ZM67 174H68V172H67ZM90 174H89V175H90ZM178 174L180 175V172H178L177 175H178ZM187 174H188V173H187ZM204 174H205V175H204ZM227 174H228L229 177L227 176ZM229 174H230V175H229ZM231 174H232V175H231ZM233 174H235V175H233ZM73 175H74V172H73ZM80 175H81V173H80ZM80 175H79V177H78V174H76V177H77V178H80V177H81ZM102 175H103V174H102ZM179 175H178V176H179ZM182 175H184V172H183ZM182 175H180V176H182ZM188 175H189V174H188ZM243 175L245 176L244 173H243ZM249 175H250V174H249ZM253 175H254V174H253ZM46 176H47V175H46ZM46 176H45V177H46ZM52 176H53V174H52ZM55 176H56V175H55ZM58 176H59V175H58ZM60 176H61V175H60ZM64 176H66V175L64 174ZM84 176H86V175L83 174V177H84ZM92 176H94V175H92ZM165 176H166V179H168V180L171 179L169 173L165 174ZM167 176H169L170 179H169V177L167 178ZM171 176H172V175H171ZM180 176H179V177H180ZM186 176H187V175H186ZM186 176H185V177H186ZM195 176H196V174H195ZM204 176H205V177H204ZM225 176H227V178H226ZM241 176H242V175H241ZM19 177H20V176H19ZM37 177H38V176H37ZM69 177H70V175H69ZM69 177H68V178H69ZM89 177H90V176H89ZM101 177H102V176H101ZM101 177H100V179H101ZM103 177H104V176H103ZM128 177H126V178H128ZM172 177H173V176H172ZM175 177H176V174H175V176H174L173 179H172V181L175 180V181H174V184H175L177 181L180 182V183L178 182V185H179V184H182V182H181L180 180H181L183 177H182V178H179V177H176V178H175ZM197 177H198V176H197ZM197 177H196V178H197ZM224 177H225V178H224ZM230 177H232V178H230ZM239 177H240V176H239ZM33 178H34V176H33ZM33 178H32V179H33ZM40 178H42V177L40 176ZM51 178H52V177H51ZM72 178H75V177L73 176ZM81 178H82V177H81ZM94 178H95V177H94ZM163 178L165 179V177H163ZM174 178H175V179H174ZM187 178H189V177H187ZM187 178H186V179H187ZM191 178H192V180H193V177H191ZM229 178H230V179H229ZM252 178H253V177H252ZM30 179H31V177H30ZM37 179H38V178H37ZM45 179H46V178H45ZM57 179H58V178H57ZM60 179H61V178H60ZM64 179H65V178H64ZM189 179H190V178H189ZM225 179H226L227 181H226ZM238 179H240V178H238ZM242 179H243V178H242ZM246 179H247V178H246ZM249 179H251V178H249ZM24 180H23V182H25ZM35 180H36V179H35ZM39 180H40V179H39ZM39 180H37V181H39ZM42 180H43V179H42ZM48 180H49V178H48ZM48 180H47V181H48ZM58 180H59V179H58ZM65 180H66V179H65ZM71 180H72V179H71ZM88 180H89V179H88ZM97 180H98V179H97ZM101 180H102V179H101ZM168 180H166V183H167ZM176 180H177V181H176ZM184 180H185V179H184ZM184 180H182V181H184ZM190 180H191V179H190ZM192 180H191V181H192ZM228 180H229L230 182H229ZM235 180H236V178H235ZM244 180H245V179H244ZM252 180H253V179H252ZM4 181H3V182H4ZM15 181H16V180H15ZM17 181H18V180H17ZM20 181H19V182H20ZM26 181H27V179H26ZM28 181H27V183H28ZM40 181H41V180H40ZM44 181H45V180H44ZM44 181H43V182H44ZM54 181H55V179H54ZM62 181H63V180H62ZM69 181H70V180H69ZM77 181H78V180H77ZM89 181H90V180H89ZM89 181H88V182H89ZM98 181H99V180H98ZM103 181H104V180H103ZM111 181H110V182H111ZM124 181H126V182H124ZM185 181H186V180H185ZM201 181H200V182H201ZM225 181H226V183H225ZM237 181H238V180H237ZM245 181H246V180H245ZM3 182H2V183H3ZM57 182H58V181H57ZM60 182H61V181H60ZM74 182H76V181H73V182H72L73 185L75 184ZM78 182H79V181H78ZM80 182H81V181H80ZM80 182H79V183H80ZM107 182H108V181H107ZM169 182H170V181H169ZM189 182H190V181H189ZM195 182H196V181H195ZM249 182H250V181H249ZM8 183H10V182H8ZM11 183H13V182H11ZM30 183L32 184V180H31ZM34 183H35V182H34ZM38 183H39V182H38ZM40 183H41V182H40ZM44 183L46 184V182H44ZM47 183H48V182H47ZM58 183H59V182H58ZM58 183H57V184H58ZM69 183H71V182H69ZM69 183H68V184H69ZM79 183H78V186L80 185ZM85 183H86V182H85ZM98 183H100V182H98ZM102 183H103V182H102ZM104 183H105V182H104ZM125 183H127V184L125 185ZM170 183H172V182H170ZM184 183H185V182H184ZM193 183H194V182H193ZM197 183H198V182H197ZM197 183H196V185L199 184V183H198V184H197ZM201 183H202V182H201ZM215 183H214V184H215ZM240 183H242V182H240ZM240 183H239V184H240ZM244 183H245V182H244ZM14 184H16V183H14ZM17 184H18V182H17ZM22 184H23V183H22ZM41 184H42V183H41ZM53 184H55V183H53ZM53 184H52V185L50 184L51 187L53 186ZM64 184H65V183H64ZM83 184H84V183H83ZM92 184H94V183H92ZM108 184H109V182H108ZM186 184L189 185L190 183L188 184V182H186ZM202 184H203V183H202ZM214 184H212V185H214ZM225 184H226V185H225ZM7 185H8V184H7ZM7 185L5 184V186H4V185H0V186H3L4 188H6ZM25 185H26V184H24V186H25ZM28 185H29V184H27V186H28ZM55 185H56V184H55ZM90 185H91V183H90ZM90 185H88V186H90ZM116 185H117V184H116ZM170 185H171V184H170ZM170 185H169V186H170ZM192 185H193V184H192ZM209 185H210V183H209ZM231 185H233V183H232ZM241 185H242V184H241ZM243 185H244V184H243ZM16 186H17V185H15L14 189H13L12 186H11L12 189H11L10 191H9V188H10V187H9V188L7 187L9 192L7 191L8 193H7L6 195H4L5 197H3V198L0 199V200H1V201H0V207L3 205V203L6 202L7 199H10V196H11V194L13 193V190H16V189H15ZM20 186H21V187H20ZM22 186H23V185L19 184V187H20V188H22ZM27 186H26V187H27ZM34 186L36 187V185H34ZM37 186H40V185H37ZM41 186H42V185H41ZM59 186H60V184H59ZM71 186H72V185H71ZM71 186H70V187H71ZM94 186H95V185H94ZM103 186H104V185H103ZM105 186H106V185H105ZM114 186H113V187H114ZM166 186H167V185H166ZM180 186H184V185L182 184V185H180ZM193 186H194V185H193ZM205 186H206V184H205ZM219 186H218V184H217V186H215V187H216V188H219ZM246 186H247V185H246ZM3 187H2V188H3ZM17 187H18V186H17ZM45 187H46V186H45ZM64 187H65V186L63 185L62 188L64 189ZM72 187H73V186H72ZM72 187H71V188H72ZM85 187H86V186H85ZM117 187H118V186H117ZM173 187H174V186H173ZM175 187H176V186H175ZM178 187H179V186H178ZM191 187H192V186H191ZM239 187H240V185H239ZM241 187H242V186H241ZM2 188H1V189H2ZM20 188H17L16 191H18ZM27 188H28V187H27ZM27 188H26V189H27ZM40 188H44V187H40ZM53 188H55V187H53ZM60 188H61V187H60ZM66 188L68 189L69 187L66 186ZM71 188H70V189H71ZM73 188H74V187H73ZM73 188L71 189V190H72V191H71L72 193L69 192L68 194H70V193H71L72 195L74 194V189H73ZM83 188H84V186H83ZM98 188H99V187H98ZM100 188H101V187H100ZM169 188L171 189V187H169ZM179 188H182V187H179ZM189 188H190V186H189ZM194 188H195V187H194ZM198 188H200V187H198ZM229 188H230V187H228L227 189L230 190L231 188H230V189H229ZM245 188H246V187H245ZM24 189H25V187H24ZM44 189H45V188H44ZM67 189H65V190H67ZM76 189H77V188H76ZM84 189H87V187L84 188ZM96 189H97V188H96ZM103 189H104V188H103ZM110 189H111V188H110ZM121 189L118 188V190H121ZM153 189H154V190H153ZM183 189H184V187H183ZM185 189L188 190V187L185 188ZM196 189H197V188H196ZM196 189H195V190H196ZM211 189H212V188H211ZM211 189H209V190H211ZM219 189H220V188H219ZM219 189H216V190H219ZM227 189H226V190H227ZM236 189H238V187H237ZM243 189H244V186H243ZM47 190H48V188H47ZM47 190L45 189V191H47ZM50 190H51V189H50ZM60 190H61V189H60ZM68 190H69V189H68ZM80 190H81V188H80ZM80 190H79V191H80ZM87 190H88V189H87ZM99 190H100V189H99ZM106 190H107V189H106ZM106 190H105V191H106ZM122 190H123V189H122ZM151 190H152V191H151ZM163 190H164V191H163ZM180 190H182V189H180ZM190 190H192V189H190ZM195 190H194V191H195ZM198 190H199V189H198ZM203 190H204V189H203ZM212 190H214V189H212ZM239 190H240V189H239ZM239 190H237V192H239ZM241 190H242V188H241ZM241 190H240V191H241ZM0 191H1V190H0ZM31 191H32V190H31ZM34 191H35V190H34ZM37 191H38V190H37ZM51 191H52V190H51ZM55 191H56V190H55ZM55 191H54V192H55ZM85 191H86V190H85ZM101 191L104 192L103 190H101ZM101 191H100V192H101ZM116 191H117V190H116ZM177 191H178V190L176 189V192H177ZM19 192H21V191H19ZM19 192H17L18 195H20L21 193H22V195L19 196L18 201H20L19 199H20V197L23 196V192H24V191H22L20 194H19ZM26 192H27V191H26ZM29 192H30V190L27 192V194H29ZM62 192H64V191H62ZM66 192H67V191H66ZM66 192H65V193H66ZM75 192H76V191H75ZM108 192H109V191H108ZM110 192H111V191H110ZM110 192H109V193H110ZM191 192H192V191H191ZM196 192H197V190H196ZM196 192H195V193H196ZM200 192H203V191H200ZM200 192H199V193H200ZM210 192H211V191H210ZM210 192H209V193H210ZM213 192L216 193L215 191H213ZM220 192H221V189H220ZM231 192H232V191H231ZM237 192H236V193H237ZM57 193H58V192H57ZM57 193H55V194H56V199H57ZM109 193H108V194H109ZM113 193H115V192H113ZM205 193L208 194V192H205ZM205 193H204V194H205ZM240 193H241V192H240ZM31 194H33V193L30 192L29 195H31ZM51 194H53V192H51ZM63 194H64V193H63ZM87 194H88V193H87ZM97 194H98V191H97L96 195H97ZM153 194H154V193H153ZM175 194H176V193H175ZM185 194H186V193H185ZM202 194H203V193H202ZM202 194H199V197H197V200H198V201H199V199H202V198H203V197H202ZM204 194H203V196H204ZM207 194H206V195H207ZM12 195H16V193H13ZM35 195H36V194H35ZM42 195H43V194H42ZM47 195H48V194H47ZM82 195H83V194H82ZM104 195H105V194H104ZM124 195H125V194H124ZM193 195H194V194H193ZM206 195H205V197H206ZM216 195H217V194H216ZM224 195H225V194H224ZM228 195L231 196V193L229 192ZM241 195H243V194H240V195H237V196H241ZM26 196H27V195H26ZM38 196H39V195H38ZM58 196L61 197V195H58ZM62 196H63V195H62ZM76 196H78V195H76ZM84 196H85V195H84ZM87 196H88V195H87ZM98 196H99V195H98ZM102 196H103V194H102ZM112 196H113V195H112ZM122 196H123V195H122ZM131 196H132V198H131ZM170 196H171V197H170ZM180 196H183V195H180ZM220 196H221V195H220ZM237 196H236V197H237ZM11 197H12V199H13V196H11ZM44 197H45V196H44ZM50 197H51V196H50ZM155 197L157 198V196H155ZM155 197H154V198H155ZM188 197H192V195H191V196H187V197H182V198H184V199H187V201L183 200L184 203H183V202L180 203V204L183 205V207H180L179 210H180V212L182 211V214H183V215L180 214V213H178V212H177V213L169 212L168 214H166V215L164 216V217L167 218V219H166V221H161V225H162V222H166V223H165V226L163 225V227H164L163 230L160 229V230H158V231H160V232H158V231L155 232V234H156V233H157V234L160 233V234H159V237H158L159 239L157 238L158 241H157L156 245H155L153 248H151V249H152L151 251H149V249H150L149 247L152 245L150 242H152V241H153V240H152V241L148 242V243H150L149 246L147 245L148 248L145 247V250H144L143 248H142V250H141V252H142L143 250L145 251V252H144V251H143V252L145 253L146 257H150L151 259L153 258V259H157V260H158V259H160L163 255L168 254V255H166V256H167V259H169L168 256L171 255V254H174L175 250L177 251L176 247H177V248H183V247L186 246V244L188 243V241H187V243L184 241L185 239L181 241V236H182V235L177 236V233H178V235H179V234L182 233V231H183L182 234H189V233L192 234V233L190 232V231H192V230H191L192 226H191V228H190V225H191V224H190V225L188 224V222H187L188 218H187V220H186V219L184 220L183 217H187L188 215H189V216H192V213H191V215L188 213V212H189L188 209H190V211H191V209H193L194 207H196L195 204H197L198 207H196V209H198V208H199V204H200V203H199V204L196 203L197 201H196V199H195V198H196L195 196H193L191 199H189ZM194 197H195V198H194ZM201 197H202V198H201ZM227 197H228V196H226V201H227V199H228ZM231 197H232V196H231ZM24 198L28 199L29 196H28V197H24ZM53 198H54V197H53ZM99 198H100V197H99ZM117 198H118V197H117ZM119 198H120V197H119ZM152 198H153V197H152ZM179 198H180V197H179ZM198 198H199V199H198ZM206 198H207V197H206ZM206 198H203V200L206 199ZM215 198H216V196H215ZM217 198H219V197L217 196ZM223 198H224V197H223ZM229 198H230V197H229ZM239 198H242V196H241V197H237V199H239ZM2 199H3V200H2ZM26 199L22 200V198H21V200L24 201V202H25ZM31 199H32V197H31ZM38 199H40V198L38 197ZM44 199H45V198H44ZM46 199H47V197H46ZM50 199H52V198H50ZM58 199H59V197H58ZM60 199H61V198H60ZM62 199H63V198H62ZM62 199H61V200H62ZM110 199H111V198H110ZM120 199H121V198H120ZM149 199H151V198H149ZM173 199H174V198H173ZM175 199H176V197H175ZM193 199H195V200H193ZM213 199H214V196H213ZM67 200H68V199H67ZM100 200H101V199H100ZM103 200H104V198H103ZM105 200H106V199H105ZM111 200H113V199H111ZM115 200H116V199H115ZM123 200H124V199H123ZM176 200H177V199H176ZM215 200H216V199H215ZM217 200H218V199H217ZM239 200H240V199H239ZM239 200H237V202H238ZM9 201H10V200H9ZM30 201H31V200H30ZM65 201H66V200H65ZM98 201H99V200H98ZM108 201H109V200H108ZM113 201H114V200H113ZM119 201H120V200H119ZM159 201H160V199H159ZM232 201H233L232 203H234V200H232ZM235 201H236V199H235ZM24 202H23V203H24ZM44 202H45V201H44ZM56 202H57V201H56ZM60 202H61V201H60ZM80 202H81V201H80ZM84 202H86V201H84ZM109 202H110V201H109ZM109 202H108V203H109ZM114 202H116V201H114ZM121 202H122V201H121ZM123 202H124V201H123ZM172 202H174V201H172ZM207 202H208V201H207ZM219 202H221V201H219ZM219 202H218V203H219ZM227 202H228V201H227ZM240 202H241V201H240ZM10 203H11V202H10ZM17 203H18V202H17ZM23 203H22V205H23ZM25 203H26V205L28 206V204H29L30 202L27 201V202H25ZM25 203H24V206H26ZM27 203H28V204H27ZM33 203H34V202H33ZM35 203H36V201H35ZM48 203H49V202H48ZM48 203H47V204H48ZM54 203H55V202H54ZM72 203H73V201H72ZM77 203H79V201H78ZM81 203H82V202H81ZM81 203H80V204H81ZM91 203H92V202H91ZM103 203H104V202H103ZM108 203H105V204H107V207H108ZM111 203H112V202H111ZM111 203H110V204H111ZM142 203H143V202H142ZM177 203H178V202H177ZM222 203H224V201H223ZM235 203H236V202H235ZM30 204H31V203H30ZM51 204H52V202H51ZM51 204H49V205H51ZM55 204H56V203H55ZM59 204H60V203H59ZM80 204H79V205H80ZM116 204H117V203H116ZM118 204H120V203H118ZM134 204H135V203H134ZM151 204H152V203H151ZM164 204H165V203H164ZM164 204H163V205H164ZM169 204H171V203L168 202V205H169ZM180 204H179L178 206H180ZM201 204H203V203H201ZM208 204H209V203H208ZM240 204H241V203H240ZM5 205H6V203H5ZM18 205H19V207L16 206V205H14V207H13L14 209L12 208V210H13V214H12L11 217H13V216H14V217L12 218V220L10 221V223H8L9 220H5L4 223L6 222V223H8V224H7V225H3V226L0 227V248L2 247L1 244H2L3 242L9 241L10 239H12L11 237H14V235L16 234V233H13L12 236H10V235L7 234V231H9L8 229H9L10 227H12V226L15 227L16 225H17V226H18V225H23L22 227H24L25 229H27V228L24 226V224H26L27 226L30 224V223L28 222V217H29V215H31V214L29 213V215H27V214L25 213L26 216H25V215L23 216V214H24L23 211H24V210L26 211V208H25L24 206H21V207H20L21 204H19V203H18ZM40 205H41V208H40V209H42V205H43V204H40ZM53 205H54V204H53ZM61 205L63 206L64 203L61 204ZM66 205H67V204H66ZM66 205H64L63 207H65ZM68 205H69V204H68ZM70 205H71V204H70ZM72 205H74V204H72ZM90 205H91V204H90ZM97 205H98V204H97ZM100 205H102V204H100ZM126 205H127V204H126ZM140 205H141V203H140ZM142 205H143V204H142ZM149 205H150V204H149ZM157 205H158V204H157ZM175 205H176V204H175ZM193 205H194V206H193ZM206 205H207V203H206ZM209 205H210V204H209ZM218 205H219V204H218ZM218 205H217V207L220 208V206H218ZM233 205H234V204H233ZM3 206H4V205H3ZM15 206H16V207H15ZM27 206H26V207H27ZM105 206H106V205H105ZM113 206H116V205H113ZM133 206H134V205H133ZM133 206H132V207H133ZM147 206H148V205H147ZM161 206H162V205H161ZM184 206H187V207H185V209H184ZM203 206H205V205H203ZM227 206H228V205H227ZM227 206H225V207L228 208ZM235 206H236V205H235ZM235 206H234V207H235ZM239 206H240V205H239ZM7 207H10V205H8ZM17 207H18V208H17ZM23 207H24L25 209H24ZM29 207H30V206H29ZM43 207H44V208H47L46 206H43ZM55 207H56V206H55ZM66 207H67V206H66ZM76 207H77V206H76ZM76 207H75V208H76ZM78 207H81V206H78ZM83 207L86 208L85 206H82V208H83ZM103 207H104V204H103ZM136 207H137V205H136ZM142 207H143V206H142ZM157 207H159V206H157ZM167 207H168V206H167ZM192 207H193V208H192ZM209 207H210V206H209ZM211 207H212V206H211ZM211 207H210V208H211ZM232 207H233V206H232ZM234 207H233V209H234ZM1 208H2V207H1ZM27 208H28V207H27ZM37 208H39V207L37 206L34 210L32 209V211H35ZM70 208H71V206H70ZM91 208H92V207H91ZM96 208H99V207H96ZM109 208H111V207H109ZM114 208H115V207H114ZM121 208H122V207H121ZM125 208H126V206L124 207V209H125ZM129 208H130V206H129ZM129 208H128V210H129ZM139 208H140V207H139ZM139 208H138V209H139ZM145 208H146V207H145ZM152 208H153V207H152ZM202 208H203V207H202ZM215 208H216V207H215ZM229 208H230V207H229ZM239 208H240V207H239ZM23 209H24V210H23ZM40 209H39V210L37 209V211L34 212V213H35L34 215H36V214H38V215L41 214V216H42V213L45 214V212H44L45 209H43L44 211H42L41 213H40ZM55 209H56V208H55ZM72 209H73V208H72ZM88 209H89V205H88V207H87V211H91V210H88ZM99 209H100V208H99ZM99 209H98V210H99ZM103 209H105V208H103ZM122 209H123V208H122ZM124 209H123V211H124ZM132 209H133V208H131V212H132ZM135 209H137V208H135ZM157 209H158V208H157ZM163 209H164V211H165V207H164ZM167 209H168V208H167ZM169 209H170V206H169ZM169 209H168V210H169ZM181 209H182V210H181ZM186 209H187V214H188V215H187L186 212H185ZM211 209H212V208H211ZM216 209H217V208H216ZM224 209H225V208H223V210H222L223 212H225ZM236 209H237V208H236ZM5 210H6V208H5ZM12 210L9 209V212H11ZM21 210H23V211H21ZM29 210H30V209H29ZM66 210H68V209H66ZM70 210H71V209H70ZM74 210L77 211V209H74ZM79 210H80V209H79ZM92 210H93V208H92ZM96 210H97V209H96ZM106 210H107V209H106ZM106 210H105V212H106ZM110 210H111V211H109L108 213L113 212V208H111ZM116 210H117V209H116ZM133 210H134V209H133ZM140 210H141V209H140ZM148 210H149V209H148ZM148 210H147V211H148ZM153 210H154V209H153ZM160 210H161V209H160ZM193 210H194V209H193ZM219 210H220V209H219ZM219 210H218V211H219ZM227 210H228V209H227ZM227 210H226V211H227ZM238 210H239V209H238ZM1 211H2V210H1ZM20 211H21V212H20ZM30 211H31V210H30ZM47 211H48V209L46 210V212H47ZM81 211H82V209H81ZM84 211H85V210H84ZM87 211H86V213H87ZM145 211H146V210H145ZM147 211H146V212H147ZM157 211H158V210H157ZM205 211H206V209L204 210V212H205ZM5 212H6V211H5ZM22 212H23V213H22ZM27 212H28V211H27ZM38 212H39V213H38ZM65 212H66V211H65ZM96 212H97V211H96ZM127 212H128V213H127ZM127 212H125V213H127V214H124V215H122V214H120V216H117V215H116V218H115V215H113V214H115V213L113 212V213L111 214V216L113 215L112 217L115 218V219L113 218L114 220H112V219L109 220V219L112 218V217L110 216V214H109V215L107 214V216L109 217V218L107 217V218H108V222L106 221L107 219H106V216H104V214H105V213H104V214H103V217H104V218L98 216V217H99V220H98V221L100 222V221L102 220V221L100 222L101 224H104V222H106L105 225H107V223H108V225H109V226L107 225L108 228L112 226V229H114L113 227H116V229H117V228L120 229V228L123 227V225H125V217H126V215H129V211H127ZM131 212H130V213H131ZM140 212H141V211H140ZM148 212H149V211H148ZM151 212H152V211H151ZM183 212H185V215H187V216H185ZM195 212H196V210H195ZM195 212L193 211V214H194ZM228 212H229V211H228ZM233 212H234V211H233ZM19 213H20V214H19ZM21 213H22V215H21ZM58 213H59V212H58ZM61 213H62V212H61ZM61 213H59V214H56V213H55V214L59 216ZM63 213H64V212H63ZM63 213H62V214H63ZM68 213H69V210H68ZM75 213H76V212H75ZM92 213L95 214L94 212H91V213H88V214L91 215ZM141 213H142V212H141ZM141 213H139V214H141ZM153 213H154V212H153ZM159 213H160V212H158V214H159ZM199 213H200V212H199ZM211 213L213 214V212H211ZM220 213H221V211H220ZM226 213H227V212H226ZM226 213H224L225 216H226ZM10 214H11V213H10ZM53 214H54V213H50V214H49V215H52V216H50V218H49L48 216H46V217H48V219H53V218H54L53 216H56L55 214H54V215H53ZM69 214H70V213H69ZM69 214L67 215V213H66V215H65V214H64V215L69 217ZM81 214H82V212H81ZM84 214H85V212L83 213V216H85ZM93 214L91 215V219H93V218L97 217V215H99L98 213H96V216L93 217ZM146 214H147V213H146ZM156 214H157V213H156ZM162 214H163V212H162ZM212 214H210V215L212 216ZM217 214H218V213H217ZM227 214H228V213H227ZM71 215H72V214H71ZM79 215H80V212H79ZM79 215H78V217H79ZM90 215H88L87 217L89 218ZM121 215H122V216H121ZM131 215H132V214H131ZM148 215H151V214H148ZM153 215H154V214H153ZM160 215H161V214H160ZM163 215H164V214H163ZM181 215H182V216H181ZM201 215H203V214H201ZM205 215H206V214H205ZM213 215H215V214H213ZM218 215H219V214H218ZM231 215H232V214H231ZM235 215H236V214H235ZM235 215H234V217H235ZM27 216H28V217H27ZM58 216H57V217H58ZM62 216H63V215H62ZM72 216H76V214H75V215H72ZM81 216H82V215H81ZM83 216H82V217H83ZM100 216H102V215L100 214ZM138 216H139V215H138ZM142 216H143V215H142ZM142 216H141V217H142ZM144 216H145V215H144ZM166 216H167V217H166ZM189 216H188V217H189ZM194 216H195V215H193V217H194ZM225 216H224V217H225ZM227 216H229V215H227ZM38 217H39V216H38ZM51 217H53V218H51ZM59 217H60V216H59ZM59 217H58V218H59ZM85 217H86V216H85ZM85 217H84V219H85ZM87 217H86V218H87ZM131 217H132V216H131ZM135 217H136V216H135ZM199 217H200V216H199ZM202 217H203V216H202ZM224 217H222L221 220H223ZM231 217H232V216H231ZM34 218H35V217H34ZM36 218H37V217H36ZM61 218H64V216L61 217ZM61 218H59V219H61ZM88 218H87V220H88ZM101 218L105 219V221H104L103 219H101ZM146 218H147V217H146ZM153 218H154L153 220H155L156 217H153ZM229 218H230V217H229ZM229 218H228V219H229ZM237 218H238V217H237ZM65 219H66V217H65ZM70 219H71V218H70ZM79 219H80V220H79V223H80V221H83V220H81V218H79ZM89 219H90V218H89ZM96 219H97V218H96ZM100 219H101V220H100ZM128 219H129V218H128ZM130 219H131V218H130ZM130 219H129V220H130ZM132 219H133V217H132ZM147 219H149V218H147ZM151 219H152V217H151ZM160 219H161V218H160ZM162 219H163V218H162ZM162 219H161V220H162ZM231 219H233V218H231ZM235 219H236V218H235ZM56 220H57V219H56ZM66 220H69V219H66ZM66 220H65V222L67 223ZM136 220H137V218H136L135 221H133V222L135 223ZM142 220H143V218H142ZM144 220H145V219H144ZM153 220H152V221H153ZM189 220H190V219H189ZM194 220H195V218H194ZM226 220H227V219H226ZM0 221H3V219L0 220ZM38 221H39V220H38ZM41 221H42V220H40V223H41ZM44 221H46V220H45V216H44ZM54 221H55V218H54V220H53L52 222H54ZM59 221H61V220H59ZM77 221H78V220H77ZM77 221H76V222H77ZM95 221H96V220L94 219V222H92V223L94 224ZM130 221H131V220H130ZM140 221H141V220H140ZM155 221H157V219H156ZM155 221H153V222H155ZM190 221H191V220H190ZM232 221H234V220H232ZM232 221H231V222H232ZM27 222H28V224H27ZM30 222H31V221H30ZM62 222H63V220H62ZM96 222H97V221H96ZM99 222H98V223H99ZM137 222H139V221L137 220ZM147 222H148V220H147ZM186 222H187V223H186ZM193 222H195V221H193ZM236 222H237V221H236ZM1 223H2V222H1ZM6 223H5V224H6ZM32 223H33V221H32ZM34 223H36V222H34ZM49 223H50V222H49ZM56 223H57V222H56ZM68 223H69V221H68ZM73 223H75V221L72 222V224H73ZM83 223H84V224H87V222H84V221H83V222H81V225H82ZM90 223H91V222H89V224H90ZM98 223H97V224H98ZM130 223H131V222H129V224H130ZM155 223H156V222H155ZM158 223H159V222H158ZM185 223L188 224V225H186ZM190 223H192V222H190ZM224 223H225V222H224ZM234 223H235V222H234ZM237 223H239V222H237ZM41 224H42V223H41ZM75 224H78V223H75ZM84 224H83V227L85 226ZM89 224H88V227L91 228L90 226H92V225L89 226ZM97 224H94V225H97ZM148 224H149V223H148ZM150 224H151V222H150ZM153 224H154V223H153ZM163 224H164V223H163ZM225 224H226V223H225ZM230 224L232 225V223H230ZM14 225H15V226H14ZM32 225H33V224H32ZM38 225H40V224L37 223V225L35 224L34 227H30V228H32V230H33L34 228L39 227ZM50 225H51V224H50ZM50 225H49V226H50ZM53 225H55V224H53ZM53 225H52V226H53ZM56 225H57V224H56ZM58 225H59V224H58ZM60 225H61V227H62L61 222H60ZM60 225H59V228H60ZM94 225H93V226H94ZM137 225H138V224H137ZM161 225H160V226H161ZM192 225H193V224H192ZM195 225H196V224H195ZM231 225H230V226H231ZM236 225H237V224H236ZM17 226H16V227H17ZM70 226H71V225H70ZM70 226H69V227H70ZM72 226H74V225H72ZM75 226H76V225H75ZM78 226H80V224H79ZM93 226H92V228H93ZM130 226H132V225H130ZM142 226H144V225H142ZM158 226H159V225H158ZM217 226L219 227V225H216V227H217ZM225 226H226V225H225ZM232 226H233V225H232ZM240 226H241V225H240ZM20 227H21V226H20ZM54 227H55V226H54ZM56 227L58 228V226H56ZM56 227H55V228H56ZM83 227H81V228H83ZM126 227H127V226H126ZM133 227H134V224H133ZM137 227H138V226H137ZM146 227H147V226H146ZM153 227H154V226H153ZM156 227H157V226H156ZM156 227H155V228H156ZM161 227H162V226H161ZM221 227H222V226H221ZM221 227H220V228H221ZM234 227H236V226L234 225ZM238 227H239V226H238ZM243 227H244V226H242L241 228H243ZM30 228H28V229L30 230ZM59 228H58V229H59ZM64 228H65V227H64ZM66 228H68V226H67ZM72 228H73V227H72ZM77 228H78V227H77ZM92 228H91V230L89 229L90 234H91L92 232L95 231V232L97 233V235H100V236H101V234H102V233L104 234V232L106 231V230L103 229V227L95 228V226H94V228H95L96 230H94V229H92ZM100 228H102L103 230H101ZM104 228H106V227H104ZM135 228H136V227H135ZM155 228H151V229L154 230ZM226 228L229 229V226H226V227L224 228V230L221 229V230H223V233H224V234H225L224 231H226V233L229 231V230H226ZM25 229H23V230L25 231ZM37 229L39 230V228H37ZM86 229H87V228H86ZM110 229H111V228H110ZM118 229L115 230V234H116V236H117V235L119 236V234H120V236L122 237L121 233H125V230H123L124 232L120 231V232H121V233H120V232L118 231ZM126 229H127V228H126ZM131 229H132V228H131ZM149 229H150V227H149ZM158 229H159V228H158ZM208 229H209V228H208ZM211 229L213 230V228H211ZM211 229H210V230H211ZM230 229H231V227H230ZM12 230H13V229H12ZM15 230H17V228H15ZM20 230H21V232H20ZM23 230H22L21 228H18V230H17L18 232H17V233H22V234H23V232H22ZM29 230H28V233H29ZM45 230H46V229H44V233H45V234L43 233V235H46ZM49 230H52V229H49ZM53 230H54V228H53ZM59 230H60V229H59ZM82 230H83V229H82ZM92 230H93V231H92ZM121 230H122V229H121ZM146 230H147V229H146ZM161 230H162V231H161ZM193 230H194V229H193ZM210 230H208L207 232H210ZM212 230H211V231H212ZM235 230H236V229H235ZM237 230H238V229H237ZM239 230H240V229H239ZM67 231H68V230H67ZM67 231H66V232H67ZM89 231L87 230V233H89ZM91 231H92V232H91ZM110 231H111V230H110ZM126 231H127V230H126ZM133 231H134V230H133ZM133 231H132V232H133ZM138 231H139V230H138ZM138 231H137V232H138ZM140 231H141V230H140ZM154 231H155V230H154ZM154 231H153V233H154ZM178 231H179V232H178ZM203 231H204V230H203ZM203 231H202V232H203ZM219 231H220V230H219ZM240 231H241V230H240ZM249 231H250V230H249ZM26 232H27V231H25L24 234H26ZM30 232H31V231H30ZM51 232H52V231H51ZM64 232H65V231H64ZM73 232H75V231H73ZM80 232H82V231H80ZM106 232H107V231H106ZM108 232H109V230H108ZM192 232H193V231H192ZM229 232H231V231H229ZM237 232L239 233V231H237ZM241 232H242V231H241ZM250 232H251V231H250ZM35 233H36V232H35ZM52 233H53V232H52ZM60 233H61V232H60ZM62 233H63V232H62ZM62 233H61V234H62ZM67 233L70 234L69 231H68ZM96 233L93 234L94 236L92 235V236L94 237V239H95V237L97 236ZM110 233H111V232H110ZM110 233H108V234L110 235ZM142 233H143V232H142ZM144 233H145V232H144ZM147 233H149V232H147ZM147 233H146V234H147ZM205 233H206V232H205ZM205 233H204V234H205ZM234 233H236V232L234 231ZM246 233H249V232H246ZM251 233H252V232H251ZM29 234H30V235H29ZM29 234H27V237L30 236V237H33V239H34V232H33V234H32V232L29 233ZM38 234H39V231H38ZM71 234H72V233H71ZM78 234H81V233H78ZM106 234H107V233H106ZM111 234H112V233H111ZM127 234H129V233H127ZM140 234H141V233H140ZM155 234H154V235H155ZM157 234H156V235H157ZM214 234H215V233H214ZM244 234H245V233H244ZM47 235H50V234H47ZM58 235H59V234H58ZM64 235H65V233H64ZM64 235H63V236H64ZM66 235H67V234H66ZM95 235H96V236H95ZM154 235H152V237H153V238H156L157 236L154 237ZM227 235H228V234H227ZM229 235H230V237H231V233H229ZM238 235H240V234H238ZM36 236L38 237V235H36ZM50 236H52V235H50ZM79 236H80V235H79ZM81 236H82V235H81ZM103 236H104V237H103L104 239H105V238L107 239V237H105L106 235H103ZM113 236H114V235H113ZM118 236H117V237H118ZM123 236H124V235H123ZM130 236H131V234H130ZM132 236H133V235H132ZM211 236H213V235H211ZM215 236H216V235H215ZM224 236L226 237V235H223V237L221 236V239L224 238L225 241H226V240H227L226 238H228V237L225 238ZM235 236H236V235H235ZM244 236H246V235H244ZM44 237H45V236H44ZM56 237H57V236H55V238H56ZM58 237H59V236H58ZM58 237H57V238H58ZM65 237H66V236H64V238H65ZM72 237H74V236H72ZM88 237H89V236H88ZM97 237H98V236H97ZM101 237H102V236H101ZM114 237H115V236H114ZM114 237H113V239H114ZM176 237H177V238H176ZM189 237H190V236H189ZM203 237H204V236H203ZM205 237H207V236L205 235ZM218 237H219V236H218ZM218 237H217V238H218ZM236 237H237V236H236ZM16 238H17V237H16ZM39 238H40V237H39ZM39 238H37V239H39ZM49 238H50V237H49ZM52 238H54V237H52ZM62 238H63V237H61V239H62ZM68 238H70V237H68ZM81 238H83V236H82ZM103 238H101V239H103ZM109 238H111V237L109 236ZM118 238H119V237H118ZM124 238H125V237H124ZM129 238H130V237H129ZM134 238H135V237H134ZM136 238H138V237H136ZM208 238H209V237H208ZM213 238H214V237H213ZM231 238H232V237H231ZM28 239H29V238H28ZM61 239H60V240L57 239V240H56V243H57V241H61ZM65 239H66V238H65ZM70 239L72 240V238H70ZM84 239H85V238H84ZM88 239H89V238H88ZM90 239H91V238H90ZM157 239H156V240H157ZM218 239H219V238H218ZM218 239H216V241H217ZM221 239H220V240H221ZM24 240H25V239H24ZM54 240H55V239H54ZM82 240H83V239H82ZM119 240H121V239H119ZM202 240H204V239H202ZM207 240H208V239H207ZM211 240H212V237H211ZM211 240H210V241L208 240V241L211 243V242H212ZM222 240H223V239H222ZM222 240L220 241V243H223L224 240H223V241H222ZM232 240H233V239H232ZM234 240H236V239H234ZM50 241H51V240H49V242H50ZM52 241H53V240H52ZM66 241H67V240H66ZM69 241H70V240H69ZM83 241H84V243H85V240H83ZM83 241H82V243H83ZM96 241H99L98 243L100 244V239H99V240H96ZM108 241H109V240H108ZM113 241H115V240H113ZM126 241H127V240H126ZM126 241H125V242H126ZM131 241H132V240H131ZM193 241H194L193 239H190V240H189V243L192 244ZM195 241H197V240H195ZM229 241H230V239H228V242H229ZM236 241H237V240H236ZM30 242H31V241H30ZM42 242H43V241H42ZM42 242H41V243H42ZM44 242H46V241H44ZM64 242H65V240H64ZM67 242H68V241H67ZM90 242H91V241H90ZM110 242H111V240H110ZM110 242H108V243H110ZM214 242H215V240H214L212 243H214ZM218 242H219V241H218ZM230 242H231V241H230ZM19 243H20V242H19ZM41 243H40V245H41ZM46 243H47V242H46ZM46 243H45V245H47ZM52 243L56 244L55 241L52 242ZM58 243L60 244V242H58ZM69 243H70V242H69ZM75 243H76V241H75ZM75 243H74V244H75ZM114 243H115V242H114ZM116 243H118V242H116ZM122 243H123V242H122ZM122 243H120V244H122ZM194 243H195V242H194ZM205 243H206V242H205ZM215 243H216V242H215ZM215 243H214V244H215ZM224 243H225V242H224ZM38 244H39V242H38ZM59 244H58V245H59ZM61 244H62V243H61ZM87 244H89V243H87ZM99 244H98V245H99ZM104 244H105V241L103 242V245H104ZM142 244H143V243H142ZM146 244H147V241H146ZM196 244H197V242H196ZM198 244H199V243H198ZM206 244H207V243H206ZM206 244H205V245H206ZM214 244H213V247H214ZM225 244H226V243H225ZM45 245H44V248H46ZM68 245H69V244H68ZM77 245L80 246L81 244L77 243ZM82 245H83V244H82ZM95 245H96V244H95ZM106 245H107V244H106ZM112 245H114V244H112ZM116 245H117V244H116ZM143 245H144V244H143ZM202 245H203V244H202ZM209 245H210V244H209ZM209 245H206L207 247H206V248H203V249L206 250V249L209 247ZM218 245H219V244H218ZM218 245L215 244V248H214L213 250H216V248H217V251H218V247H219ZM223 245H224V244H223ZM227 245H228V244H227ZM234 245L236 246L237 244L234 243ZM47 246H48V245H47ZM55 246H56V245H55ZM93 246H94V245H93ZM123 246H124V245H123ZM197 246H198V245H197ZM200 246H201V245H200ZM203 246H204V245H203ZM225 246H226V245H225ZM225 246H224V249H227L229 246H230V248H231V246H233V245H230V244H229V246H228L227 248H225ZM235 246H233L232 248H235ZM37 247H38V245H36V248H37ZM42 247H43V246H42ZM58 247H59V246H58ZM82 247H83V246H82ZM82 247H81V248H82ZM85 247H86V243H85ZM85 247H84V250H85ZM99 247H100V246H99ZM108 247H109V245H108ZM108 247H107V248H108ZM116 247H117V246H116ZM120 247H121V246H120ZM210 247H211V246H210ZM33 248H34V247H33ZM39 248H41V247H39ZM47 248H49V246H48ZM50 248H51V247H50ZM76 248H77V247H76ZM87 248H89V247H87ZM90 248H91V247H90ZM102 248H103V247H102ZM117 248H118V247H117ZM201 248H202V247H201ZM219 248H220V247H219ZM222 248H223V247H222ZM27 249H28V248H27ZM29 249H31V248H29ZM52 249H53V248H52ZM56 249H57V248H56ZM79 249H80V248H79ZM91 249H92V248H91ZM91 249H90V250H91ZM95 249H96V248H95ZM97 249H98V248H97ZM146 249H148L147 254H146ZM199 249H200V247H199ZM220 249H221V248H220ZM39 250H40V249H39ZM50 250H51V249H50ZM60 250H61V249H60ZM84 250H83V251H84ZM90 250H88V251H90ZM103 250H105V247L103 248ZM103 250H102V251H103ZM106 250H110V249H106ZM124 250H126V249H124ZM139 250H140V249H139ZM205 250H204V251H205ZM222 250H223V249H222ZM229 250H230V249H229ZM25 251H26V250H25ZM27 251H28V250H27ZM35 251H36V249H35ZM42 251H44V250H42ZM88 251L86 252V250H85L84 252H86V253L88 254ZM91 251H92V250H91ZM91 251H90V255H91ZM93 251H94V248H93ZM119 251H120V250H119ZM121 251H122V250H121ZM201 251H202V249H201ZM206 251H207V250H206ZM206 251H205V252H202L203 254L201 253V255H199L198 257H196V256H197L199 253L197 254V252L195 251L196 253H193L194 255H191V256H195V254H197V255L195 256V258H196V260H197V259L200 258L202 255H204V254L206 253ZM211 251H212V250H210V252H211ZM217 251H216V252H217ZM29 252H30V251H29ZM61 252H63L62 254H64V251H60L59 254H60ZM77 252H80V251L78 250ZM81 252H82V251H81ZM81 252H80V253H81ZM84 252H82V253H83V255H85V259H86V256H87V255L84 254ZM103 252H104V251H103ZM109 252H111V251H109ZM115 252H116V251H115ZM123 252H124V251H122V253H123ZM138 252L141 253L140 251H138ZM143 252H142V253H143ZM198 252H199V251H198ZM212 252H214V251H212ZM216 252H215V253H216ZM219 252H220V251H219ZM221 252H222V251H221ZM19 253L21 254V252H19ZM27 253H28V252H27ZM27 253H26V254H27ZM34 253H35V252H34ZM48 253H49V251H48ZM96 253H97V252H96ZM112 253H113V252H112ZM116 253H117V252H116ZM142 253H141V254H142ZM144 253H143V254H144ZM177 253H178V252H177ZM189 253H190V252H189ZM217 253H218V252H217ZM41 254H42V253H41ZM41 254H37V255L39 256V255H41ZM43 254L45 255L44 252H43ZM67 254H68V252H67ZM103 254H104V253H103ZM107 254H108V253H107ZM107 254H106V256H107ZM141 254H139V256H140ZM212 254H213V253H212ZM218 254H219V253H218ZM14 255H15V254H14ZM16 255H17V254H16ZM29 255H31V254L29 253ZM33 255H34V254H33ZM33 255H31V256H33ZM57 255H58V253H57ZM90 255H89V256H90ZM114 255H115V254L113 253V257H114ZM126 255H127V254H126ZM175 255H176V253H175ZM175 255H174V256H175ZM187 255H188V254H187ZM19 256H20V255H19ZM38 256H36V257H38ZM65 256H66V255H65ZM65 256H64V257H65ZM89 256H87V257H89ZM100 256H101V255H100ZM102 256H103V255H102ZM104 256H105V255H104ZM104 256H103V257H104ZM115 256H116V255H115ZM127 256H128V255H127ZM139 256H138V257H139ZM142 256H144V255H142ZM142 256H141L139 259H141ZM172 256H173V255H171V257H172ZM174 256H173V257H174ZM6 257H7V256H6ZM11 257H12V256H11ZM16 257H18V255H17ZM27 257H30V256H27ZM43 257H45V256H43ZM43 257H41V258H43ZM58 257H59V256H58ZM61 257H62V256H61ZM82 257H84V256H82ZM103 257H102V258H103ZM113 257H112V258H113ZM119 257H122V255L119 256ZM119 257H118V258H119ZM138 257H137V259H138ZM146 257H143V258L146 259ZM164 257H165V256H164ZM175 257H176V256H175ZM189 257H190V256H189ZM189 257H188V258H189ZM14 258H15V257H14ZM14 258L12 257L10 260H12V259H14ZM31 258H32V257H30V259H31ZM62 258H63V257H62ZM99 258H100V257H99ZM104 258H105V257H104ZM110 258H111V257H110ZM143 258H142V259H143ZM34 259H36V258L34 257ZM100 259H101V258H100ZM115 259H117V258H115ZM119 259H120V258H119ZM129 259H130V258H129ZM129 259H128V260H129ZM164 259H165V258H164ZM164 259H162L163 261H162V260H161V261L164 262V261H165ZM191 259H192V257H191ZM191 259L189 258V261H191V264L196 263L195 259H194V260H193V259L191 260ZM200 259H201V260H200ZM200 259H199V262H200V261L202 262L205 258L203 259V258L201 257ZM209 259H210V258H209ZM37 260H38V259H37ZM104 260H105V259H104ZM107 260H108V259H107ZM122 260H123V259H122ZM126 260H127V259H126ZM39 261H40V260H39ZM39 261H38V262H39ZM84 261H85V260H84ZM98 261H99V260H98ZM101 261H102V260H100L99 262H101ZM135 261H136V260H135ZM143 261H144V260H143ZM145 261H146V260H145ZM158 261H159V260H158ZM158 261H157V262H158ZM192 261H193V263H192ZM210 261H211V260H210ZM6 262H7V260H6ZM62 262H63V260H62ZM64 262H65V260H64ZM87 262H88V260L86 261V263H87ZM94 262H96V261H94ZM99 262H97V263L99 264ZM105 262H106V261H105ZM108 262H109V260H108ZM139 262L142 263V261H139ZM148 262H150V261H147L146 264H148ZM201 262H200V263H201ZM204 262H205V261H204ZM86 263H85V264H86ZM102 263H103V262H102ZM154 263H156V262H154ZM158 263H159V262H158ZM158 263H157V264H158ZM197 263H198V260H197ZM197 263H196V264H197ZM36 264H37V263H36ZM93 264H94V263H93ZM109 264H111V262H110ZM117 264H119V263H117ZM123 264H124V263H123ZM127 264H128V263H127ZM135 264H136V263H135ZM138 264H139V263H138ZM142 264H144V262H143ZM152 264H153V263H152ZM203 264H204V263H203Z\"/></svg>","mask_w":264,"mask_h":264}]
</instances>
